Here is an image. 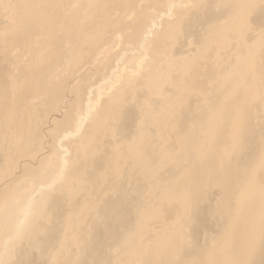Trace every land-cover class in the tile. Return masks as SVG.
<instances>
[{"label": "rangeland", "instance_id": "obj_1", "mask_svg": "<svg viewBox=\"0 0 264 264\" xmlns=\"http://www.w3.org/2000/svg\"><path fill=\"white\" fill-rule=\"evenodd\" d=\"M1 1L2 0H0V13H1V16H0V28H2L3 26H5V25H7V24H12L13 23V21H14V24H10L9 25V27L10 26H12L11 28H13L12 29V31H15V32H8L11 28H6L7 26H5V28H4V30H3V28L2 29H0V32H2V34L0 33V38H1V36H2V38H1V40H0V178L2 179V177L4 176V178L6 177V179H0V242L2 241V243H0V244H3V240H4V238L5 239H7L6 241L8 242V244L10 245V246H8V250L9 249H12L14 246V248L12 249L13 251H17V248L20 246V245H22V246H20L21 248H19L18 249V251L20 252H18L17 251V254L19 253V254H22V255H19V256H21V257H24V255H23V253H21L24 249H26L27 250V248L29 249L30 247L29 246H32V248H34L35 246V248L34 249H32V252H31V249H29L30 250V252L28 253V251L29 250H27V252L26 253H24L25 255H27V254H29V257H28V255L26 256L27 258H28V260H26L24 263L25 264H28V261H29V264L31 263V264H77L78 263V261H79V263L78 264H80L81 262L80 261H82V264H89L88 263V261L89 262H91L90 264H104L105 262V264H141L140 262H143L142 264H149V262H150V264H155L156 262V260H157V264L159 263V261H161L159 258H160V255H162V254H159V255H153V253L151 254V252L149 251V249H148V247L150 246V245H152V244H155V242H156V240H158V239H161V240H163V241H165L166 243H170V242H174L175 240H176V244L181 248V246H182V249L183 250H180V248L178 247V252H177V254H176V256H175V258L176 257H179V255H180V253L181 252H183V253H181L182 255H180V259L178 258H176V263L174 262L175 261V259H174V261L172 260V262H174L175 264H180V262L182 263V264H215V263H217V264H224V263H228L230 260H231V263H233V262H235V263H237V264H254V262H255V264H261V263H258V262H256L255 260H254V262L252 261V259H249V258H247V257H245V255H243L242 253L241 254H239V257H238V251H237V246H238V243H239V241L240 240H242V238L245 236V234H244V232H243V230L244 231H246V229H247V227H248V225L253 221V219H254V221L252 222L253 224L257 221V217H259V215L257 216V212L259 211V210H263L264 208V157L263 156H261V154L263 155L264 154V140L262 139V137L260 136L261 134H259V133H262V136L264 135L263 133H264V128H263V125H264V121L262 122V120L264 119V107H262L264 104V96H262L263 94H262V92L260 91V88H261V86L263 87V89H261V90H263L264 91V84H263V72H264V26H262V23H264V21H262V20H260L261 18L264 20V18H263V16H264V13H262V9H263V11H264V5L262 6L260 3H262V1H264V0H257V2H260L259 4L260 5H258L259 6V8L260 9H257L258 8V6L257 7H254V8H256L257 10L256 11H254L253 9V15L251 14V12H250V10L251 9H249V8H251V4L249 3V0H235V1H232V0H227L226 2H225V0L223 1V0H216V1H218V3H216V1H215V5L216 6H214V0L213 1H210V0H61L60 2H59V7H57V8H52V7H49V8H45V12L46 13H48L49 14V16H50V22H51V24L52 25H50V26H45V27H43L42 28V30L40 31H37L38 33H39V35L38 34H34V35H32L31 37H33V40H34V38H35V40L37 41V42H39L40 41V43H42V44H44V46H45V53L47 54H45L44 52V55L46 56H44L43 54H41V55H39V59H38V56L37 55H35L34 54V51L36 50V48H38V46H36V45H34L33 44V42L34 41H31L30 43H27V41H24V40H26V38H22V36L21 35H19V33H21V32H17V30H18V27H19V25H22V22L25 20V17L28 15H30V12H31V14H34L35 13V11L37 10V9H34V8H40V9H42L43 7L42 6H45V5H47V0H21L22 1V5H21V1L20 0H11V1H9V3L10 4H12V2H13V4L11 5V8H12V10H11V8L9 7L10 5L7 3V1L5 2L4 0V2L2 1V3H1ZM20 1V2H19ZM38 1H41V2H38ZM67 3H66V2ZM71 1V2H70ZM208 1V2H207ZM222 3H220V2ZM223 1V2H222ZM242 1V2H241ZM31 2V3H30ZM43 2V3H42ZM213 2V3H212ZM229 2H232L233 3V5L234 6H236V7H234L233 5H232V3L231 4H229ZM235 2V3H234ZM238 2V6L240 7V8H238V6L237 5H235L236 3ZM245 2V3H244ZM248 2V3H247ZM19 3V4H18ZM27 3V4H26ZM79 3V4H78ZM208 3V4H207ZM241 3V4H240ZM243 3V4H242ZM247 3V4H246ZM26 6H25V5ZM44 4V5H43ZM71 4L73 5V6H71ZM75 4V5H74ZM206 6H205V5ZM210 4V5H209ZM223 4H225L224 5V7H226V8H223L222 7V5ZM240 4V5H239ZM263 4H264V2H263ZM1 5H3V6H1ZM5 5V6H4ZM15 5H17V7L15 6ZM21 5V6H20ZM37 5L39 6V7H37ZM66 5V6H65ZM77 5L79 6V7H77ZM212 5V6H211ZM219 5V6H218ZM227 5H228V7H227ZM229 5L231 6L232 5V7H234V8H238V9H236V11H235V9L234 8H232V10H234L235 11V13L237 12V15L236 14H233V13H230L231 15H229V14H227V12L229 11ZM6 6H8V7H6ZM15 7V9L13 8V7ZM24 6V7H23ZM28 6V7H27ZM41 6V7H40ZM202 6V7H201ZM207 6H210V8L209 7H207ZM215 8H214V7ZM245 6V7H244ZM262 6V7H261ZM3 7H5V8H3ZM19 7V8H18ZM77 7V8H76ZM207 7V8H206ZM217 7H219L218 9H217ZM220 7H222L221 9H220ZM247 7V8H246ZM70 8V9H69ZM74 8V10H72ZM83 10L82 12H84V15L83 16H81V19L80 20H78L79 19V14H76V13H78V11L79 10H81V9ZM198 8H204V9H198ZM208 8H209V10H208ZM214 9L215 11H213V10H211V9ZM245 8V9H244ZM10 9V10H9ZM14 9V10H13ZM21 10V13H19L20 12V10ZM79 9V10H78ZM198 9V10H197ZM224 9H226L225 11H223ZM240 9V10H239ZM1 10H3V11H5V10H9V11H5V13L2 11L1 12ZM18 12H17V11ZM73 11V13H72V11ZM76 10V11H75ZM204 10V11H203ZM208 10V11H210V12H208V16H206L207 15V12L206 11ZM228 10V11H227ZM231 9H230V12L232 11ZM250 13H247L248 14V16H247V14H246V12L247 11ZM251 10V11H252ZM260 10V11H259ZM11 11H13L12 12V14H11ZM27 11V12H26ZM196 11H202L203 13H204V15H205V17H204V15H202L203 13L201 12V14H200V12H197L199 15H196L195 16V14H197L196 13ZM217 11H218V14L221 12V11H223L222 13H220L221 14V17L223 16V17H225V18H222L221 20H219V21H217L218 19H219V15L217 14V16H216V14H215V16L218 18H213V16H214V14L211 16V14L214 12V13H217ZM220 11V12H219ZM227 11V12H226ZM234 11H232V12H234ZM242 11H244V12H242ZM6 12H8V13H6ZM66 12V13H65ZM206 12V13H205ZM212 12V13H211ZM239 12V13H238ZM240 12H242V14L240 15ZM256 12H257V14H256ZM258 12H260V14L258 13ZM29 13V14H28ZM72 13V14H71ZM75 13V14H74ZM182 13V14H181ZM224 13L227 15V16H229L230 18L232 17V19H234V17L235 16H237V17H235L236 19H235V22H234V20H232V19H230V18H227L226 17V15H224ZM256 14V17H255V14ZM3 14V15H2ZM4 14H6V15H4ZM11 14V15H10ZM16 14V15H15ZM19 14V15H18ZM20 14H21V16H20ZM23 14V15H22ZM73 14H74V16L76 15V17H74L73 16ZM156 14V15H155ZM170 14V15H169ZM192 14V15H191ZM193 14H194V16H193ZM223 14V15H222ZM244 14H246L245 16H243ZM26 15V16H25ZM71 15V16H70ZM138 15V16H137ZM173 15V16H172ZM177 15L180 17H177ZM188 15V16H187ZM233 15H234V17H233ZM2 16H3V18H2ZM21 18H20V17ZM27 16V17H28ZM129 16H132V18L130 19V20H127L128 18H129ZM135 16V17H134ZM153 16V18H151ZM157 16V17H156ZM171 16V17H170ZM179 20H177L175 17ZM183 16V17H182ZM201 16H203L204 18H202ZM210 16V18H208ZM219 16V17H218ZM252 16H254V17H252ZM260 16V17H259ZM7 17V18H6ZM11 17H13V18H11ZM17 17V18H16ZM138 17V18H137ZM140 17V18H139ZM154 17H155V19H154ZM186 17H188V18H186ZM194 17V18H193ZM206 17L208 18V20L206 19ZM243 17V18H242ZM244 17H246V18H244ZM259 17V18H258ZM6 18V19H5ZM78 18V19H77ZM120 18H122L121 20H120ZM194 19L195 21H196V23H194V21L193 22H191L192 20L191 19ZM196 18L200 21L201 20V22L199 23V21L198 20H196ZM211 18H213V19H211ZM228 20H227V19ZM251 20H250V19ZM255 18V19H254ZM256 18H258V20H260L261 21V23H259L260 21H257L256 20ZM4 21V22H2V20ZM5 19V20H4ZM16 19V20H15ZM20 19V20H19ZM75 19V20H74ZM138 19H139V21H138ZM142 19V20H141ZM150 19L152 20V21H150ZM181 19V20H180ZM182 19L186 22V23H184V21L182 22ZM188 19H189V21H188ZM203 19V20H202ZM210 19L211 20H213V23H212V21L210 22ZM215 19H217L216 21H215V23H214V20ZM244 19V20H243ZM252 19H254V20H252ZM134 20V21H133ZM144 20H146V21H144ZM207 20V21H206ZM230 20V23L229 22H227V21H229ZM237 20L239 21V22H237ZM248 20H249V22L252 24V26L249 24V22H248ZM11 21V22H10ZM76 21H78V22H80V23H78V22H76ZM125 23H124V22ZM126 21H128V23L126 22ZM131 21H132V23H131ZM137 21V22H136ZM151 22V23H148V22ZM178 21V23L179 24H177L179 27H183V24H185L184 25V27L182 28V29H186L187 28V26H191L190 28H187L186 30H182L181 28H179V27H177V25H176V22ZM205 23H204V22ZM209 21V22H208ZM221 21V22H220ZM241 21H242V23H241ZM252 21V22H251ZM253 21L255 22V23H253ZM258 22V24H257V22ZM6 22H9V23H6ZM72 22V23H71ZM74 22H76L75 24H73ZM115 22V23H114ZM118 22H120V24H118V26L116 25V23H118ZM191 23V25L190 24H188V23ZM216 22H219V23H216ZM228 24H232L233 22H234V24H232V25H228ZM247 24H246V23ZM21 23V24H20ZM113 23V24H112ZM134 23V24H133ZM137 23H139V24H137ZM145 23H147V24H145ZM169 23H170V25H169ZM181 23V24H180ZM183 23V24H182ZM208 23V24H207ZM18 24V25H17ZM115 24V25H114ZM122 24V25H121ZM152 24V25H151ZM165 24V25H164ZM188 24V25H187ZM193 24H194V26H193ZM197 24V25H196ZM206 24H207V27H204V26H206ZM211 24V25H210ZM214 24V25H213ZM216 24H218V25H216ZM235 24H238V25H235ZM241 24V25H240ZM253 24H255V26L253 25ZM256 24L258 25V26H260V29L259 28H255V27H258V26H256ZM3 25V26H2ZM13 25L15 26H17L16 28H14L13 27ZM121 25V26H120ZM125 25V26H124ZM129 25H130V27H129ZM148 25V26H147ZM149 25H150V27H149ZM154 25V26H153ZM174 25V26H173ZM176 25V26H175ZM181 25V26H180ZM200 25V26H199ZM203 25V26H202ZM214 26V27H210V26ZM23 26V25H22ZM113 26L115 27H117L116 29L115 28H113ZM123 26V27H122ZM166 26V27H165ZM197 26H199V27H201V30H200V28H198ZM230 26H235L236 28H238V26H239V28L238 29H236L235 30V27L231 30V28H230ZM119 27V28H118ZM121 27V28H120ZM139 29H138V28ZM144 27V28H143ZM145 27L148 29H145ZM168 27V28H167ZM169 27H172V28H169ZM186 27V28H185ZM192 27L194 28V30H198L197 31V33L200 31L201 33H199L200 35H202V34H204V36H206V37H209V38H207L208 39V41H206V37H204L203 35L202 36H200L199 34H196V32L192 29ZM198 29H197V28ZM209 27V29H207ZM242 27H243V31L245 30L246 32H247V30H248V33H246V32H244L243 33V31H242ZM253 27V28H252ZM48 28V29H47ZM51 28V29H50ZM82 28V29H81ZM126 30H124V29ZM174 28V29H173ZM176 28V29H175ZM203 28L205 29V32H204V30H203ZM214 28V29H213ZM249 28H250V30H249ZM262 28H263V30H262ZM8 29V31L6 32V30ZM16 29V30H15ZM39 29V28H38ZM44 29V30H43ZM121 29L123 30V32L121 31ZM127 29H129V31L127 30ZM166 29V30H165ZM189 29V30H188ZM211 29V30H210ZM216 29V30H215ZM231 31H230V30ZM252 29V30H251ZM256 29V30H255ZM2 30V31H1ZM115 30H118V31H115ZM139 30V31H138ZM146 30H147V32H146ZM175 30V31H174ZM187 30L189 31L188 33H187ZM191 30L192 31H194L195 32V34L193 33V32H191ZM212 30H215V31H212ZM235 30V31H234ZM254 30V31H253ZM56 31V32H55ZM127 32V33H125V32ZM136 31V32H135ZM203 31V32H202ZM206 31H208V33L206 32ZM209 31H211V32H209ZM42 32V33H41ZM52 32H54V33H51ZM82 32H84V34L82 33ZM119 34H117V33ZM130 32V33H129ZM160 32V33H159ZM169 32V33H168ZM171 32V33H170ZM185 32V33H184ZM217 32V33H216ZM240 32H242L241 34H240ZM252 32V33H251ZM257 32V33H256ZM258 32H259V34H258ZM9 33H12V34H9ZM15 33V34H14ZM17 33V34H16ZM42 35H41V34ZM125 33V34H124ZM132 33V34H131ZM152 33V34H151ZM166 33V34H165ZM193 33V35H191V34ZM254 33V34H253ZM256 33V34H255ZM44 34H45V36H44ZM83 34V35H82ZM124 34V35H123ZM144 34V35H143ZM150 34V35H149ZM160 34V35H159ZM178 34V35H177ZM188 34V35H187ZM205 34H207V35H205ZM213 34H215V35H213ZM241 35V38H239L240 37V35ZM243 34V35H242ZM247 34H250V35H247ZM252 34V35H251ZM50 36V37H47V36ZM54 35V36H53ZM77 35V37H75ZM80 35H82V37L80 36ZM121 35V36H120ZM152 35V36H151ZM180 35V36H179ZM187 35V36H186ZM194 35H197V37H201L200 39H202L203 37V39L204 40H199L198 38H196V36L195 37H193ZM217 35V36H216ZM223 35V36H222ZM236 35H238V36H236ZM253 35L254 36H258V39H257V36L255 37V39H254V37H253ZM4 36H6L5 38H3ZM12 36V37H11ZM19 36V37H18ZM39 36L40 37H42V38H39ZM74 36V37H73ZM80 38H79V37ZM129 36V37H128ZM157 36V37H156ZM181 36H183V38L181 37ZM189 36V37H188ZM211 36V37H210ZM213 36H215L216 38H213ZM243 36H244V39H243ZM245 36H247V37H245ZM11 38V41L13 42L12 44H10V38ZM14 37V38H13ZM17 37V38H16ZM21 37V38H20ZM56 37V38H55ZM132 37V38H131ZM187 37V38H186ZM250 37H252V38H250ZM16 38V39H15ZM38 40H37V39ZM45 39V41H43L44 39ZM76 38V39H75ZM77 38H79V40L81 39V41H79ZM83 38L85 39V38H87V39H85V42H84V40H83ZM118 38H120V39H118ZM124 38H126V39H124ZM152 38V39H151ZM177 38H179L178 39V41H180V42H178L176 39ZM191 38V39H190ZM192 38H194L193 40H192ZM212 38V39H211ZM246 38H247V40H246ZM251 39V41H250V39ZM7 39H9V40H7ZM18 39V40H17ZM24 39V40H23ZM40 39V40H39ZM42 39V40H41ZM119 41H118V40ZM131 41H130V40ZM149 39V40H148ZM162 39V40H161ZM185 39H189V43H191L190 44V46H187L189 43L185 40ZM199 41H198V40ZM215 39V40H214ZM235 39V40H234ZM240 39H242V40H240ZM254 39V40H253ZM7 40V41H6ZM14 40H16L15 42L17 43H14ZM47 40V41H46ZM78 40V41H77ZM115 40H117V41H115ZM120 40H123V41H120ZM133 40V41H132ZM135 40V41H134ZM183 40H184V42H183ZM210 40V41H209ZM221 40V41H220ZM240 40V41H239ZM244 40H246V42H247V44H245L246 42H243ZM252 40H253V42H252ZM256 40V41H255ZM4 41H6V42H4ZM21 43H20V42ZM55 41V42H54ZM111 41H113V42H111ZM149 41H150V43H149ZM192 41H193V43H192ZM198 41V42H197ZM200 41H204V43H203V45H204V47L206 48V49H204V47H203V45L201 46L200 44H202V42H200ZM234 41V42H233ZM242 41V42H241ZM251 42V43H249V42ZM255 41V42H254ZM134 42V43H133ZM155 42V43H154ZM182 42V43H181ZM186 42H187V44H186ZM207 42V43H206ZM233 42V43H232ZM236 42H238V43H236ZM258 42H259V44H260V46H261V48H257V47H259L258 45ZM4 43V44H3ZM6 43V44H5ZM18 43H19V45H18ZM80 45H79V44ZM84 43H86L85 45H84ZM112 43V44H111ZM152 43V44H151ZM165 43V44H164ZM180 43H181V45H180ZM198 44L199 45V47H198V45L196 46V44ZM215 43V44H214ZM239 43H241V45L242 46H240V44ZM244 43V44H243ZM254 43H255V45H254ZM15 44V45H14ZM29 44V45H28ZM30 44H32V47H31V45ZM51 44V45H50ZM126 44V45H125ZM162 44H164V45H162ZM182 44H185L184 46L182 45ZM193 44V45H192ZM206 44H207V46H206ZM212 44V45H211ZM239 44V45H238ZM7 45H8V48H7ZM24 45V46H23ZM77 45H78V47H77ZM149 45V46H148ZM179 45L181 46V47H183L182 48V50H183V52H182V54H184L185 53V55H182L181 54V47H179ZM195 45V47L196 48H193V46ZM246 45V47H244ZM249 45H250V47H249ZM256 45H257V47H256ZM3 46H5V47H3ZM14 46V47H13ZM28 46H30L32 49H33V47H34V49L32 50L30 47V49L28 50ZM36 46V47H35ZM48 46V47H47ZM85 48H84V47ZM116 46H118V47H116ZM125 46V47H124ZM150 48V49H147L148 47ZM187 48H186V47ZM212 46V47H211ZM231 46V47H230ZM236 46H238V47H236ZM254 46V47H253ZM13 47V48H12ZM19 47V48H18ZM24 47V48H23ZM83 47V48H82ZM110 49V47H111V49L109 50L108 48ZM116 47V48H115ZM198 47V48H197ZM210 47V48H209ZM240 47V49L238 50L237 48H239ZM242 47H244V48H242ZM247 47H249V48H247ZM256 47V48H255ZM22 48H23V50H22ZM47 48H50V51L52 52H50L49 53V49H47ZM79 48V49H78ZM102 48L105 50V52H104V50H102ZM125 48V49H124ZM200 48H201V50H200ZM229 48V49H228ZM237 50H236V49ZM252 48H254V49H252ZM19 50V52H18V50ZM85 49V50H84ZM128 49V50H127ZM144 49H147V50H144ZM155 49V50H154ZM193 49H194V51H193ZM233 49V50H232ZM242 49V50H241ZM243 49H246L247 51V56H245V51L243 50ZM259 49V51H257ZM9 50V51H8ZM27 50V51H26ZM77 50H78V52L80 53V50H82L81 51V56H80V54L77 52ZM84 50V51H83ZM100 50H101V52H100ZM108 50H109V52H108ZM112 50V52L110 53V51ZM115 50V51H114ZM166 50V51H165ZM196 50H197V52H196ZM202 50H204V51H202ZM206 50H208V51H206ZM234 50H236L237 52H235ZM251 50L254 52L255 50V52H256V54H255V52L253 53H251ZM7 51V52H6ZM22 51H23V53H22ZM30 51V52H29ZM47 51V52H46ZM73 51H74V53H73ZM147 51V52H146ZM170 51V52H169ZM186 51V52H185ZM189 51V52H188ZM198 51L200 52V53H198ZM238 51H242V52H238ZM244 51V52H243ZM248 51H249V53H250V57H249V61L251 62V64L250 65H248L247 67H246V69H245V71H244V73H242L241 74V72L238 74V75H236L235 76V74H233V77H232V75H231V71L230 70H232V73L235 71V69H236V67L234 68V66L233 65H236V66H238V64L240 65V63L246 58V57H248L249 56V54H248ZM263 51V52H262ZM15 52H16V55H15ZM18 52V53H17ZM21 52V53H20ZM84 52V53H83ZM96 52V53H95ZM104 52V53H103ZM145 52H146V54H145ZM162 52V53H161ZM188 52V53H187ZM195 52H196V54H195ZM202 52V53H201ZM214 52V53H213ZM217 52V53H216ZM28 53V54H27ZM49 53V54H48ZM54 53V54H53ZM67 53H70V54H67ZM100 54V56H99V54ZM107 53H110V54H107ZM168 53H169V55H168ZM177 53V54H176ZM204 53V54H203ZM214 55H213V54ZM234 53L235 54H237V55H235L234 56ZM241 53H244V57L242 56L243 54H241ZM258 53V54H257ZM259 53H261V55L259 54ZM7 54V55H6ZM14 54V55H13ZM30 54V55H29ZM31 54H32V56H31ZM63 54V55H62ZM76 54H78V56L76 55ZM83 54V55H82ZM86 54V55H85ZM104 54V55H103ZM107 54V55H106ZM116 54V55H115ZM119 54V55H118ZM165 54V55H164ZM192 54V55H191ZM201 54L203 55V56H201ZM205 54H207V55H205ZM253 54H255L256 56H253ZM6 55V56H5ZM9 55V56H8ZM18 55H19V57H18ZM25 55V56H24ZM28 55V56H27ZM50 55V56H49ZM52 55H53V57H52ZM65 55V56H64ZM103 55V56H102ZM109 55H110V57H109ZM182 55V56H181ZM194 55V56H193ZM205 55V56H204ZM210 55V56H209ZM232 55L234 56V57H232ZM239 55V56H238ZM8 56V57H7ZM11 56V57H10ZM13 56H14V58H13ZM31 58H30V57ZM35 56V57H34ZM48 56V57H47ZM64 56V57H63ZM106 56H108L107 58H105ZM115 56V57H114ZM158 56V57H157ZM195 56H197L196 58H195ZM199 56V57H198ZM220 56L221 57H225L224 59H222V58H220ZM236 56H237V58H236ZM18 57V58H17ZM24 57V58H23ZM37 57V58H36ZM44 59V61L43 62H41L43 59ZM50 57V58H49ZM63 57V58H62ZM75 57H76V59H75ZM96 57V58H95ZM102 57V58H101ZM115 59H114V58ZM147 57V58H146ZM156 57V58H155ZM168 57V58H167ZM193 57V58H192ZM203 57V58H202ZM239 57H240V59H239ZM254 58V60H253V58ZM10 58V59H9ZM16 58V59H15ZM23 58V59H22ZM29 58V59H28ZM35 58V59H34ZM52 58V59H51ZM72 58H74L73 60H72ZM82 58V59H81ZM109 58V59H108ZM116 58H117V60H116ZM146 58V59H145ZM161 58V59H160ZM163 58V59H162ZM188 58H190V59H188ZM200 59V60H195V59ZM230 60H229V59ZM11 59H13V60H20V62H22L23 63V65H21L22 63H20V64H18L17 63V61H14L13 62V60H11ZM37 59V60H36ZM103 59L104 60H106V62L104 63V61H103ZM114 61H113V60ZM156 61V62H154V60ZM194 59V60H193ZM205 59V60H204ZM219 59V60H218ZM222 59V60H221ZM232 59V60H231ZM237 59V60H236ZM258 59H260V60H258ZM261 59H262V61H261ZM33 60V61H32ZM72 60V61H71ZM81 60V61H80ZM98 60V62H96ZM101 60V61H100ZM142 60H145L144 61V63H143V66L145 67L146 66V68L145 69H143V70H141V69H139L138 68V71H139V75L138 74H136L138 71H136V68H137V61H142ZM147 60V61H146ZM151 60V63H148V64H151V67L147 64V62H149ZM221 60V61H220ZM228 60V61H227ZM233 60H236V62L237 63H235V62H233ZM252 60V61H251ZM256 60H258V61H256ZM27 61V62H26ZM35 61V62H34ZM48 61V62H47ZM74 61V62H73ZM94 61V63L95 64H93V63H91V62H93ZM100 61V62H99ZM112 63H111V62ZM153 61V62H152ZM187 61H189V62H187ZM192 61H194V62H192ZM201 61V62H200ZM218 61V62H217ZM224 61H226V62H228L227 64L229 65V67H228V65L226 64V62H224ZM230 61H231V63H230ZM260 61H261V63H260ZM29 62V63H28ZM45 62V63H44ZM72 62V63H71ZM83 62V63H82ZM101 62H103V64H101ZM136 62V63H135ZM158 62H159V64H158ZM224 62V63H223ZM239 62V63H238ZM24 63L26 64V65H24ZM28 63V64H27ZM41 63H42V65H41ZM57 63V64H56ZM81 64V66H80V64ZM100 63V64H99ZM108 63H110V64H108ZM147 65H146V64ZM171 63V64H170ZM191 63V64H190ZM194 63V64H193ZM196 63H197V65H196ZM217 63V64H216ZM221 63V64H220ZM233 63H235V64H233ZM252 63H255V64H258V65H254V64H252ZM260 63V64H259ZM7 64H11L10 66L9 65H7ZM12 64H13V67H12ZM37 64V65H36ZM45 64V65H44ZM76 66H75V65ZM96 64H97V66H96ZM145 64V65H144ZM218 64H219V66H218ZM224 64H226V66H227V68H225L226 66H224ZM232 64V65H231ZM28 65H30V67L28 66ZM39 65V66H38ZM41 65V66H40ZM63 65V67H61ZM69 65H71V66H69ZM73 65L75 66V67H73ZM95 65V66H94ZM158 65V66H157ZM188 65V66H187ZM193 65H194V67H193ZM223 65V66H222ZM38 68H37V67ZM55 66V67H54ZM67 66H69V67H67ZM79 66V67H78ZM154 66H156L157 68L155 69V68H153ZM191 66V67H190ZM203 66H204V68H203ZM220 66H221V68L222 67H224L223 68V70L220 68ZM233 66V68L231 69V67ZM252 66V67H251ZM254 66V67H253ZM26 67V68H25ZM30 69H29V68ZM32 67V68H31ZM36 69H35V68ZM73 69H71V68ZM76 67L78 68L77 70H76ZM90 67V68H89ZM129 68V70L128 69H126V70H128L127 72H125L126 74L128 73V72H132V70H131V68L133 69V71H136V73H135V75L137 76V77H135V76H133V77H128V74L126 75H124V77H126L127 79L125 80V81H123L122 82V85L120 86H118V88H116V89H119V87H120V91L118 90H116L117 92L115 93V92H113V95L112 96H110V97H108V96H103V98H102V100H104L105 99V101H100V103H98L97 101H98V96H96V95H98V93H99V91L101 90V89H105V88H109V85L108 84H112L113 82H115V80H116V78L115 77H117L119 74H122L121 72V70H124V68ZM189 67V68H188ZM210 67H211V69H210ZM213 67H214V69H215V71H214V69H213ZM216 67H218V70H217V68ZM251 67V68H250ZM255 67H257L256 69H254ZM260 67H262V69H260ZM11 68H12V70H11ZM34 68V69H33ZM58 68V69H57ZM64 68H66V69H64ZM68 68H70L69 70H72V71H69L68 70ZM75 68V69H74ZM111 68V69H110ZM151 68H153L152 70H151ZM205 68H207L205 71H204V69ZM230 70H229V69ZM248 68V69H247ZM253 68V69H252ZM10 69V70H9ZM54 69V70H53ZM60 69H62L61 71H60ZM149 69L151 70V71H149ZM161 69V70H160ZM164 69V70H163ZM169 70V72H170V74H169V72L167 73L166 72V70ZM187 69H191V73L189 72V70H187ZM200 69V70H199ZM224 69H228L229 70V72L228 71H226V75H224L225 74V70ZM252 69V71L250 72L251 73V75L248 73V75H244V74H246L247 72H249L250 70ZM108 70V71H107ZM116 70V71H115ZM155 70V71H154ZM167 70V71H168ZM210 70V71H209ZM247 70H249V71H247ZM253 70H254V72H253ZM76 71V72H75ZM104 71V72H103ZM160 71V72H159ZM181 71V72H180ZM209 71V72H208ZM221 71H224L223 73L221 72V74H223V76L220 74V72ZM255 71H256V73H255ZM8 72V73H7ZM10 72V73H9ZM58 72V74H55V73H57ZM71 72V73H70ZM73 72V73H72ZM102 72V73H101ZM112 72H114L115 74L112 76ZM143 72V73H142ZM150 72H153V73H150ZM161 72H163V73H161ZM165 72V73H164ZM185 72H186V74H185ZM188 72H189V75H188ZM192 72H196V73H192ZM217 72V73H216ZM219 72V73H218ZM246 72V73H245ZM90 73V74H89ZM110 73V74H109ZM147 73H148V75H147ZM258 73V74H257ZM9 74V75H8ZM109 74V75H108ZM152 74V75H151ZM165 74V75H164ZM184 74V75H183ZM212 74V75H211ZM216 74H217V77H216ZM218 74H219V76H218ZM231 75L230 77H228L227 75ZM261 74V75H260ZM144 75V76H143ZM151 75V76H150ZM164 75V76H163ZM169 75V76H168ZM182 75V76H181ZM204 75V76H203ZM215 75V77H213ZM256 75H258V76H256ZM87 76V77H86ZM141 76V77H140ZM143 76V77H142ZM166 76V77H165ZM178 76V77H177ZM184 76H186L185 78H184ZM187 76H190V78L189 77H187ZM209 76H210V78H209ZM220 76H222L221 78H220ZM228 78H227V77ZM242 76H244L243 78H242ZM248 76H251L250 78L248 77ZM18 77V78H17ZM20 77V78H19ZM21 77H22V79H21ZM109 77H111V78H109ZM114 77V78H113ZM151 77V78H150ZM154 77V78H153ZM159 77V78H158ZM227 78L226 80L224 79V78ZM236 77H238V78H236ZM248 77V78H247ZM257 77V78H256ZM14 78V79H13ZM81 78H83L82 80H81ZM129 78V79H128ZM133 80H132V79ZM138 79V80H136V79ZM144 80H143V79ZM161 78H163V79H161ZM164 78H166V79H164ZM177 78V79H176ZM181 78L183 79V80H181ZM188 78V79H187ZM216 78V79H215ZM235 78V79H234ZM242 78V79H241ZM259 78V80H257ZM13 79V80H12ZM16 79V80H15ZM17 79H19V81L17 80ZM111 81H110V80ZM115 79V80H114ZM142 79V80H141ZM169 79H170V82L171 83H169L168 81H169ZM215 79V80H214ZM221 79L222 80H225V81H221ZM234 79V80H233ZM237 79V80H236ZM238 79H240V80H245L246 81V84L244 83V81L242 82V81H240V80H238ZM17 81V82H13L12 83V81ZM20 80H21V82H20ZM23 80V81H22ZM28 80V81H27ZM146 80V81H145ZM152 80H154V81H152ZM164 80H166V81H164ZM181 80V81H180ZM190 80V81H189ZM210 80V81H209ZM211 80H213L212 82L214 83H212L211 82ZM219 80H220V82H219ZM230 81L231 80V82H235V80H236V82L233 84V83H231L230 85L229 84H227V83H229V82H226V81ZM233 80V81H232ZM247 80H253V81H247ZM10 81V82H9ZM28 82V84H27V82ZM126 81H127V83H126ZM142 81V82H141ZM162 81V82H161ZM177 81V82H176ZM239 81V82H238ZM258 82V81H260L261 82V84L259 85L258 83H256V82ZM19 82H20V85H19ZM23 82V83H22ZM26 82V83H25ZM110 82V83H109ZM145 82V83H144ZM165 82V83H164ZM181 82H183V84L181 83ZM184 82H185V84L186 85H188V86H191V87H188V88H186L187 86H184L185 84H184ZM208 82H209V84H208ZM216 82H217V84H216ZM223 82V83H222ZM10 83V84H9ZM18 83V84H17ZM126 83V84H125ZM140 83V84H139ZM145 85H144V84ZM157 83H159V85L157 84ZM161 83V84H160ZM173 83H174V85H173ZM175 83H178L179 85H181V88L179 87V85H176ZM181 83V84H180ZM220 85H219V84ZM236 83H237V86H236ZM252 83H254V85L252 84ZM255 83L256 84H258V85H255ZM11 84H13L14 86H11ZM21 84H23V86H21ZM25 84V85H24ZM117 84H118V82H117ZM135 84H136V86H135ZM151 84V86H149V85ZM155 84V85H154ZM168 84V85H167ZM170 84H172V85H170ZM213 85V87L212 88H209L211 85ZM216 84V85H215ZM227 84V85H226ZM234 86H233V85ZM243 84H245L246 86L245 87H243L244 85ZM17 85H19V86H17ZM114 85H116V83H114ZM139 85V86H138ZM210 85V86H209ZM218 85V87L220 86H224L223 88H225L223 91L225 92V94H224V92L222 91L221 92V90L223 89V88H218V87H216ZM229 85V86H228ZM232 85V86H231ZM241 85H243V86H241ZM251 85V86H250ZM113 86V85H112ZM170 86V87H169ZM226 86V87H225ZM242 87V88H239V87ZM256 86V87H255ZM257 86H259V87H257ZM12 87V88H11ZM13 87H15L14 89L15 90H13ZM18 88V90H16L17 88ZM20 87V88H19ZM124 87V88H123ZM182 87H183V89H182ZM229 87H231V88H229V90H227ZM247 87H249V89H246ZM99 88V89H98ZM128 88V90H126ZM138 88H139V90H138ZM170 88V89H169ZM190 88V89H189ZM215 88H217V89H215ZM12 89V90H11ZM20 89V90H19ZM163 90V92H162V90ZM171 89H172V91H171ZM174 89H176V95H175V93H174ZM186 89V90H185ZM188 89H189V91H188ZM212 89V90H211ZM221 89V90H220ZM231 89V90H230ZM259 89V90H258ZM95 90V91H94ZM97 90V91H96ZM141 90V91H140ZM144 90V92H142ZM148 92H147V91ZM171 91V93H170V91ZM183 90V91H182ZM193 90V91H192ZM197 90V91H196ZM199 90V91H198ZM201 90V91H200ZM211 90V91H210ZM235 90H237V91H235ZM248 90H251V91H248ZM15 91H17L16 93H15ZM75 91V92H74ZM129 93V94H126L127 92ZM140 91V92H139ZM199 92V93H197L196 94V92ZM209 91V92H208ZM215 91V92H214ZM218 91V92H217ZM234 91V92H233ZM240 92V93H236V92ZM254 91H255V93H254ZM78 92V94H75V93H77ZM92 92V93H91ZM123 92V93H122ZM173 92V93H172ZM178 92V93H177ZM227 92V93H226ZM232 92V93H231ZM260 93L261 92V96L263 97V99H262V97H260V95H258V93ZM87 93V94H86ZM93 93H94V95H93ZM195 93V94H194ZM201 93H202V95L204 94V97L201 95ZM205 93H206V95H205ZM214 93H217V94H214ZM219 93H223L222 95L221 94H219ZM234 93H235V95H234ZM251 93V94H250ZM253 93V94H252ZM73 94H75L74 96H73ZM142 94V95H141ZM145 96H144V95ZM174 94V95H173ZM211 94H212V96H213V100H214V104H213V102H211L212 101V97H210L211 96ZM243 94H247V96L249 95V97H247L246 95H245V97H244V95ZM139 95V96H138ZM172 95H173V97H172ZM201 95V96H200ZM208 95H210V96H208ZM216 95H218V96H222L220 99L218 98L217 100H215L216 98H215V96ZM232 95V96H231ZM243 95V97H244V99H243V97H242V99H241V96ZM254 95H256V96H254ZM76 96V97H75ZM97 98H96V97ZM116 96V97H115ZM138 96V97H137ZM142 96V97H141ZM151 96V97H150ZM172 98H171V97ZM176 96V97H175ZM179 98H178V97ZM218 96H216V97H218ZM224 96V97H223ZM226 96H228V97H226ZM238 96H240V97H238ZM258 96V97H257ZM87 97H89V98H87ZM93 97V98H92ZM115 97V98H114ZM123 97V98H122ZM145 97H147V98H145ZM154 97H155V100H153L154 99ZM185 97V98H184ZM203 97V98H202ZM209 97V99H211V101H210V104H213L212 105V108L210 109V105H209V99L208 100H205V99H207ZM253 97H255L254 99H256V102L259 100V102H261V103H256L255 102V100L253 99ZM96 98V99H95ZM139 98V99H138ZM145 100H144V99ZM153 98V99H152ZM159 98H161V99H159ZM173 98H175V99H173ZM182 98H183V101H182ZM187 98V99H186ZM199 98V99H198ZM228 98V100H226ZM230 98H233V100L231 99V101H230ZM237 98V99H236ZM246 98V99H245ZM247 98H249V99H247ZM257 98H259V99H257ZM85 99H86V101H85ZM126 99V100H125ZM177 99V100H176ZM186 101H185V100ZM191 99V101H189ZM197 100V101H195V102H197V103H195L194 104V102H192V101H194V100ZM222 99V100H221ZM225 99V100H224ZM238 100V102L236 101V100ZM79 100V101H78ZM88 100V101H87ZM92 100H94V101H92ZM97 100V101H96ZM106 100H107V102H106ZM129 100V101H128ZM142 102H141V101ZM156 100H159L158 102H160V104L159 105H157V101ZM175 100V101H174ZM182 102H181V101ZM188 100V101H187ZM202 100V101H201ZM219 100V101H218ZM220 100L223 102V103H225V102H227V105H225L226 107H225V109H223L224 108V104L222 103L221 104V102H220ZM240 100V101H239ZM242 100H243V102L245 103H247V102H251L250 104H248V105H246V104H244L243 102H242ZM90 101V102H89ZM150 101L151 102H153V104L152 105H155L154 104V102L156 103V107L155 106H152V105H150L149 103H150ZM178 101H179V103H178ZM203 102V101H205L206 103H200V102ZM216 101V102H215ZM233 101V102H232ZM86 102H87V104H86ZM102 102V103H101ZM114 102V104H112ZM169 104H168V103ZM178 103L175 107H173L172 105L173 104H176V103ZM180 102L181 103H187V105H189V103H192L191 104V107H190V105L189 106H183V104H181V105H179L180 104ZM217 102L219 103L218 105H216L217 104ZM239 102H241V104H237V103H239ZM254 102V103H253ZM86 104V105H83V104ZM100 104V105H98V104ZM103 103H105V105H104V107L102 106L103 105ZM107 103V104H106ZM116 103V104H115ZM165 103H167V104H165ZM237 104V106H236V104ZM97 106H95V105ZM102 104V105H101ZM122 104V105H121ZM184 104V105H185ZM200 104V106H198ZM204 104H206L205 106H204ZM230 104V105H229ZM263 104V105H262ZM94 105V106H93ZM114 106V108H113V106ZM126 105V106H125ZM130 105V106H129ZM149 105V106H148ZM161 105V106H160ZM164 105V106H163ZM169 105V106H168ZM208 105H209V108H208ZM214 105H216V106H214ZM219 105H222V106H219ZM235 106V108H234V106ZM243 105H244V107H243ZM262 105V106H261ZM82 106V107H81ZM86 106V109L84 108V107ZM89 106V107H88ZM112 106V107H111ZM116 106V107H115ZM118 106V107H117ZM129 106V107H128ZM133 106V107H132ZM146 108H145V107ZM178 106V107H177ZM182 106H183V110H182ZM196 106H198L199 107V109L197 110V109H195L196 108ZM201 106H204L203 108L201 107ZM216 108V110H215V108ZM231 106V107H230ZM238 106H241V108L243 109H241L240 107H238ZM84 109V112L85 111H88V112H90V115H89V113L88 112H85V113H83L82 112V109ZM159 107H162V109L161 108H159ZM173 107V108H172ZM188 107V109L191 111H189L188 109H187V111H189L190 113H192V114H194L195 113V116H197L198 118H196L195 116H193L192 114H190L186 119L184 118V117H186V113L185 112H187L186 111V108ZM190 107V108H189ZM197 107V108H198ZM201 107V108H200ZM205 107H206V109H205ZM218 107H220V108H218ZM222 107V108H221ZM230 107V108H229ZM91 109V111L90 110H88V109ZM92 108H94V109H92ZM97 108V109H96ZM99 108H101V109H99ZM105 108V109H104ZM113 109V112H112V110H109V109ZM154 108V109H153ZM164 108H166V109H164ZM177 109V111L176 110H174V109ZM208 108V109H207ZM238 108V109H237ZM261 108V109H260ZM80 109V112H81V115L80 114H78V113H80L79 111L77 112V114L75 113V111H77V110H79ZM103 109V110H102ZM109 110L110 112H108V111H106V110ZM115 109V110H114ZM124 109V110H123ZM138 109V110H137ZM146 109V111L148 112V114H150L148 117H147V114H146V111H144ZM157 109H158V111H159V114H158V111H157ZM160 109V110H159ZM181 109V110H180ZM202 109V110H201ZM224 110V111H222V110ZM229 110V112H227V111H225V110ZM232 109V110H231ZM239 109H241V110H239ZM247 109V110H246ZM94 110V111H93ZM101 112H100V111ZM125 110H126V112H125ZM128 110H129V115H128ZM162 110H163V114L161 113L162 112ZM165 110V111H164ZM170 110H171V113H170ZM205 110V111H204ZM218 110V111H217ZM233 110H235V112L233 111ZM245 110H246V113H244L245 112ZM256 110V111H255ZM98 111V112H97ZM105 111V112H104ZM123 111H124V115L122 114L123 113ZM131 111V112H130ZM133 111V112H132ZM138 111V112H137ZM176 113H175V112ZM182 111V112H181ZM184 111V112H183ZM200 111V112H199ZM201 111H204V113L203 112H201ZM211 111V112H210ZM214 111V112H213ZM230 111L232 112V113H230ZM248 111V112H247ZM73 112V113H72ZM93 112H95V113H93ZM104 112V114H102ZM107 112V113H106ZM142 112V113H141ZM144 112H145V114L146 115H144ZM154 112V113H153ZM157 112V116L155 115V113ZM178 112V113H177ZM208 112H210V114H208L207 115V113ZM242 112V113H241ZM260 114H259V113ZM83 113V114H82ZM87 113H88V115H87ZM101 113V114H100ZM110 113V114H109ZM131 113V114H130ZM137 113H139V114H137ZM168 113H170V114H168ZM175 113V114H174ZM182 113V114H181ZM206 113V114H205ZM214 114V116H213V114ZM217 113V114H216ZM225 113H226V116H225ZM229 115H228V114ZM75 114V116H73ZM94 114V115H93ZM100 114V115H99ZM105 114H107V115H105ZM121 114H122V117H124V118H122L121 117ZM174 114V115H173ZM179 114H180V116H179ZM183 114H184V117H183V120H181L180 118L178 119L177 118V115L179 116V117H181V116H183ZM198 114V115H197ZM201 114H204V115H206V117L203 115H201ZM216 114V115H215ZM223 114V115H222ZM234 114H236V115H238L237 117H235L236 115H234ZM243 114V115H242ZM77 115V116H76ZM83 115H87L86 117H87V119H89L88 121H87V119H86V117H84ZM98 115V116H97ZM102 115V116H101ZM105 116V118H104V116ZM112 115V116H111ZM120 115V116H119ZM125 115H126V117H125ZM130 115H132V117L133 118H131V117H129ZM143 115H144V117H143ZM166 115V116H165ZM168 115V116H167ZM171 115V116H170ZM176 115V116H175ZM187 115H188V112H187ZM199 115H200V117L202 116V121L204 122H201V118L199 117ZM222 115V116H221ZM244 115H246V116H244ZM71 116H73L71 119H76L77 121H75L74 119V121L76 122V124H77V126L79 127V124H82L83 122V127L81 128L80 127V130L78 129V127L76 126V124H75V122L72 120L71 121V119H68V118H70ZM83 116V118H81ZM91 116H93V117H91ZM111 116V117H110ZM115 116V117H114ZM128 116V117H127ZM151 116V117H150ZM162 117V116H164V117H162L161 119L159 118V117ZM174 116V117H173ZM212 116V117H211ZM216 116H217V118H216ZM228 116H230V117H232L231 118V121H233L234 120V122H236V123H230L231 121L229 120V118H228ZM117 117V118H116ZM145 117H147V118H145ZM153 117V118H152ZM158 117V118H157ZM168 119H167V118ZM170 117V118H169ZM171 117H173V120L171 119ZM195 117V121H194V119H193V121H192V119L190 120V118H194ZM205 117V118H204ZM215 117V118H214ZM225 117V118H224ZM240 117H242V118H245V119H243V120H246V121H243V120H241L240 121ZM261 117V118H260ZM78 118H81L82 120H79ZM91 118V119H90ZM114 118V119H113ZM125 118H126V120H128V121H125ZM131 118V119H130ZM144 118V119H143ZM150 118H152V119H150ZM200 118V120H198ZM206 118H209V119H207L206 120ZM213 118V119H212ZM220 118H222V120L220 119ZM224 118V119H223ZM241 118V119H242ZM263 118V119H262ZM67 119V120H66ZM83 119H86V121H84ZM100 119V120H99ZM143 119V120H142ZM160 119V120H159ZM227 119H228V121H227ZM238 119V120H237ZM71 122H70V121ZM96 120H97V122H96ZM102 120V121H101ZM105 120V121H104ZM125 122H124V121ZM134 122V121H136V126H135V124H133L132 123V121ZM156 120H159V121H157V123H156ZM171 120V121H170ZM176 120H177V122H176ZM179 120V121H178ZM181 120V121H180ZM184 120H189L188 122V126H187V122H185ZM198 120V121H197ZM220 120V121H219ZM78 121H79V123H78ZM80 121H82V122H80ZM90 121V122H89ZM154 121V122H153ZM162 121V122H161ZM166 121V122H165ZM169 121V122H168ZM190 121H192L191 123H190ZM206 121V122H205ZM211 121H212V123L213 124H211ZM216 121V122H215ZM222 121V122H221ZM226 121V122H225ZM239 123H241V124H239ZM68 122H70V123H68ZM73 122V123H72ZM86 122H88V123H86ZM95 122V123H94ZM122 122H124V123H128L127 125H125V124H123ZM138 122V123H137ZM142 122V123H141ZM170 122L173 124V122H174V124L172 125V124H170ZM181 122V123H180ZM185 122V123H184ZM197 122H201V123H203V124H199L198 125V123ZM249 124H248V123ZM260 122H262V124H260ZM68 123V124H67ZM72 123V125H70ZM98 123V124H97ZM110 123V124H109ZM140 123V124H139ZM154 123V124H153ZM167 123H169V124H167ZM179 123V124H178ZM193 123V125H189V124H192ZM226 123V124H225ZM228 123H230V125H229V127H228ZM242 123H243V126H242ZM245 123H247L246 125H245ZM75 124V125H74ZM89 126H88V125ZM92 126H91V125ZM115 124H116V126H115ZM133 124V125H132ZM143 124V125H142ZM158 124V125H157ZM159 124H161V125H159ZM164 124V125H163ZM166 124H167V126H166ZM178 124V126L180 125V124H184V125H182V127H181V125L178 127V126H176ZM222 124V125H221ZM233 124H235L234 126H236L237 127V130H236V127L234 128V126H233ZM239 124V125H238ZM259 124V125H258ZM67 125H70L71 127L73 126V128H71L70 126V130H69V132H68V130L67 129H69V127H67ZM96 125V126H95ZM129 125H132L133 127H130ZM138 125H141V126H143V127H141V126H139L138 127ZM152 127H151V126ZM170 125H172V126H170ZM206 125V126H205ZM211 125V126H210ZM216 125H217V129H219L220 127V129H219V131L218 130H216ZM223 125H224V127H223ZM238 125V126H237ZM249 125H250V127H252V128H250V129H247V128H249ZM255 125V126H254ZM5 126V127H4ZM105 126V127H104ZM126 126V127H125ZM135 126V127H134ZM149 126V127H148ZM154 126V127H153ZM157 126H158V128H157ZM160 126V127H159ZM175 126H176V128H175ZM183 126H184V128H183ZM208 126V127H207ZM239 126H241V127H243V129L241 128V127H239ZM246 126V127H245ZM248 126V127H247ZM257 126H259V127H257ZM262 128H261V127ZM57 127V128H56ZM60 127V128H59ZM75 127H77V129H75ZM85 127V129H83ZM99 127V128H98ZM129 127V131H131L132 132V134L134 135V136H132V134H130L129 132H128V130H125V128H128ZM137 127H138V129H137ZM148 127V130H146V128ZM151 127V128H150ZM162 127L164 128L165 127V129H162ZM185 127H190V129L192 130V132H190L191 130L190 129H188V128H185ZM193 127H195V129L193 128ZM198 127V128H197ZM200 127V128H199ZM219 127V128H218ZM224 129H223V128ZM233 127V128H232ZM241 128V130L239 129V128ZM257 127V128H256ZM58 128L60 129V131L58 130ZM62 128V129H61ZM65 128V130H63ZM89 128V129H88ZM116 128V129H115ZM130 128H132V130L134 131H132V130H130ZM143 130H142V129ZM171 128V129H170ZM181 128V129H180ZM196 128L198 129V130H196ZM207 128L208 129H210V128H213V130H212V132H213V135H211V138H214L213 140L211 139V145H210V143L208 142V140H206L207 138H209V137H207V135L206 134H204V133H206L205 131L207 130ZM228 128V129H227ZM229 128L231 129V130H229ZM245 128H246V131H245ZM74 129V130H73ZM90 129H92V130H94L93 132H92V130L90 131ZM99 129V130H98ZM105 129V130H104ZM155 129V130H154ZM158 129V130H157ZM168 129V130H167ZM175 129V131L176 132H174L173 130ZM182 129H186V130H184V131H182ZM193 129L196 131V132H198L197 134H196V132L195 131H193ZM203 129V131H201ZM206 129V130H205ZM253 129H257L256 131L257 132H254L253 131ZM55 130V131H54ZM62 130V131H61ZM66 130H67V132H68V134H67V132H66ZM85 130V131H84ZM103 130V131H102ZM146 130V131H145ZM162 130H164L163 131V134L161 133L162 132ZM177 130H181L182 131V133H180L181 131H177ZM188 130H190L189 132H188ZM216 132H215V131ZM222 130H224V131H222ZM232 130H235V132L234 131H232ZM249 130H250V132H249ZM64 131H65V133H64ZM73 131H75L76 133H74ZM78 131H80V132H78ZM90 131V132H89ZM138 132V134H137V132ZM143 131H145V132H143ZM152 131V132H151ZM160 131V132H159ZM169 131V132H168ZM199 131H201L200 133H199ZM222 131V132H221ZM232 132V134H231V132ZM237 131H239V132H237ZM244 131V132H243ZM251 131H253V132H251ZM12 132L14 133L13 135H14V137H16V139L14 138V137H12L13 135H12ZM61 132V133H60ZM64 133V136L62 135L63 133ZM71 132H73V135H72V133ZM139 132L141 133V135L139 134ZM147 132V133H146ZM151 132V133H150ZM168 133V134H166V133ZM170 132H173V133H171L170 134ZM186 132H188L190 135H191V137L189 136V134L188 133H186ZM229 132V133H228ZM235 134H234V133ZM242 132V133H241ZM249 132V133H248ZM259 132V133H258ZM61 135H60V134ZM80 133H81V136H80ZM87 133V134H86ZM121 135H120V134ZM143 133V134H142ZM148 133H149V135H148ZM154 133V134H153ZM157 133H159L158 135H157ZM177 133H179L180 135H182L183 134V136H178V134ZM186 133V134H185ZM202 133V135H199V134H201ZM218 133V134H217ZM221 133V134H220ZM239 133H241V134H239ZM250 133H252V134H254V135H256L255 136V138L256 139H254V135H252V134H250ZM259 135H258V134ZM6 134H8V135H6ZM57 134V135H56ZM67 134V135H66ZM78 134V135H77ZM83 134V135H82ZM89 134V135H88ZM130 134V135H129ZM151 134H153L152 136H151ZM165 134V135H164ZM175 134H176V136H175ZM188 134V135H187ZM193 134H194V137H193ZM228 135L227 136V138H226V136L225 135ZM243 134V135H242ZM244 134H247V135H244ZM250 136H249V135ZM16 135H18V136H16ZM69 135H71L72 137H70ZM86 135H88V136H86ZM102 135V136H101ZM142 135H143V137H142ZM156 135V136H155ZM167 135V136H166ZM168 135H169V138H168ZM186 135H187V137L188 138H186ZM197 137H196V136ZM219 135H221L220 136V138H219ZM243 137H242V136ZM58 136H59V138H58ZM77 136H79L78 137V139H76L77 138ZM114 138H113V137ZM139 136H140V139H139ZM150 136L152 137V138H150ZM160 136V137H159ZM177 137V138H175L176 140H174L173 138L174 137ZM217 136H218V138H217ZM222 136H224L223 137V139H222V141H224V143H222V141L221 140H219V139H221L222 138ZM247 136H249V138L247 137ZM260 136V137H259ZM67 139H66V138ZM102 137V138H101ZM106 137V138H105ZM128 137H130V139L128 138ZM142 137V138H141ZM156 137V138H155ZM173 137V138H172ZM180 137V138H179ZM181 137H184V139L183 138H181ZM189 137H190V139H192V138H194V139H192L193 140V143H194V145H193V143H192V141L190 142V139H189ZM199 137V140L197 139ZM203 137H206V138H203ZM241 137V138H240ZM246 137V138H245ZM264 137V136H263ZM111 140H110V139ZM146 138H148V140L146 139ZM159 138V139H158ZM160 138H162V139H164V140H162V139H160ZM165 138H168V139H165ZM202 138V140L200 141V139ZM235 138H237V139H235ZM243 138H245L246 139V141H243L242 139ZM252 138V139H251ZM59 139V140H58ZM65 139V140H64ZM89 139V140H88ZM92 139H94V140H92ZM118 139V140H117ZM135 139V140H134ZM137 139H139V140H137ZM143 139H145L146 141V143H148L150 146V148L149 147H147L148 146V144H146L144 141H143ZM152 139V140H151ZM156 139H157V142H155L156 141ZM170 139L172 140V141H170ZM181 139V140H180ZM187 139V140H186ZM188 139H189V141H188ZM200 142H196L197 140ZM239 139V140H238ZM244 139V140H245ZM251 139V140H250ZM255 141H254V140ZM257 139H259V140H257ZM14 140V141H13ZM17 140H18V142H17ZM29 141V143H28V141ZM58 140V141H57ZM76 140V141H75ZM80 140H81V142H80ZM101 140V141H100ZM131 140V141H130ZM149 140H150V142H153V140H154V142H155V144H150V142H149ZM167 140V141H166ZM174 140V141H173ZM187 141V144H185L186 142H183V141ZM206 140V141H205ZM216 140H218V141H216ZM228 140V141H227ZM232 140V141H231ZM236 140H237V142H236ZM240 140H242L241 142H240ZM253 140V141H252ZM261 140H263V141H261ZM16 141V142H15ZM27 141V142H26ZM66 141V142H65ZM75 141V142H74ZM77 141H79V142H77ZM121 141V142H120ZM132 141H134V144H133V142ZM143 141V144H141L140 142H142ZM159 141V142H158ZM163 141H165L164 143H163ZM175 141H177V143L175 142ZM202 141H204L203 142V145H202ZM235 141V142H234ZM253 143H252V142ZM256 141H258L257 142V144H258V148L260 147V143L262 142V146L258 149L256 146H257V144L256 145H254V147L255 148H253L252 147V145L253 144H255V142ZM259 141H261V142H259ZM153 142V143H154ZM171 142V143H170ZM181 142V143H180ZM182 142L184 143V145L182 144ZM218 142H219V144L221 145H225V146H227V145H229V150H228V147H223L222 148V145L220 146V150L218 149L219 148V145L217 146L216 144H218ZM239 142V143H238ZM243 142H247V145L250 147V150L251 151H254L255 149H257L258 151H260L261 149L263 150V152H262V150L260 151V153H257L256 151H254V152H252L251 153V151H250V153H247L246 154V152H248L249 151V148H248V146L246 145V143H243ZM63 143H65V144H63ZM73 143V144H72ZM92 143V144H91ZM138 143V144H137ZM145 143V144H144ZM156 143H160L159 145L158 144H156ZM163 143V144H162ZM177 145H175V144ZM188 143H189V145H188ZM196 143H198V144H200L199 146H197V144ZM209 143V144H208ZM214 143V144H213ZM252 143V144H251ZM35 144V145H34ZM66 144L68 145V147L66 146ZM76 144V145H75ZM132 144V145H131ZM141 144V145H140ZM169 144V145H168ZM174 144V145H173ZM204 144H208V146H206V145H204ZM232 144H235V145H233V146H236L235 148L234 147H232L231 145ZM238 144H239V146H238ZM241 144H243V145H241ZM5 145V146H4ZM7 145V146H6ZM29 145V146H28ZM56 145V146H55ZM64 145V146H63ZM80 145V146H79ZM96 145V146H95ZM114 145V146H113ZM124 145V146H123ZM152 145H153V147H152ZM155 145V146H154ZM160 147H158V146ZM181 145H183V146H181ZM190 145H192V146H190ZM213 145V147H211L210 148V146H212ZM246 145V146H245ZM251 145V146H250ZM8 146H9V148H8ZM20 146V147H19ZM34 146V147H33ZM39 146V147H38ZM66 146V147H65ZM70 146V147H69ZM109 146V147H108ZM130 146H132V147H130ZM135 146H137V148H135ZM140 146V147H139ZM144 146H145V148L147 147V148H149V150H145L144 149ZM162 146V147H161ZM163 146H164V149H163ZM172 147L171 149L170 148H168L167 149V147ZM201 146V148L199 149V147ZM217 146V147H216ZM242 146H244V147H242ZM13 147H14V150H13ZM42 149H41V148ZM56 147V148H55ZM74 147V148H73ZM76 147V148H75ZM104 147V148H103ZM107 147V148H106ZM112 149H111V148ZM142 147V148H141ZM156 147V148H155ZM186 147V148H185ZM187 147H188V149H187ZM196 148V149H194V148ZM206 147V149H203V148H205ZM242 147V148H241ZM7 148V149H6ZM28 148V149H27ZM36 148H38L37 150L39 151H37L36 150ZM40 148V149H39ZM70 148V149H69ZM101 148V149H100ZM106 148V149H105ZM118 148V149H117ZM121 148V149H120ZM128 148V149H127ZM132 148V149H131ZM139 148V149H138ZM146 148V149H147ZM159 148V149H158ZM175 148V149H174ZM176 148H178V150L176 149ZM184 150V151H182V149ZM208 148H209V150H208ZM216 150H214V149ZM227 148V149H226ZM233 148V149H232ZM236 148H240V149H238V151H240V152H238L237 151V149ZM243 148H248V149H243ZM253 150H252V149ZM17 149V150H16ZM18 149H19V152H18ZM21 149V150H20ZM27 149V150H26ZM32 149V150H31ZM54 149V150H53ZM65 149V150H64ZM90 149H92V150H90ZM138 149V150H137ZM141 149L142 150H145L144 152L143 151H141ZM151 149V150H150ZM161 149H162V151H161ZM170 149V150H169ZM193 149L195 150L194 152H192L193 151ZM201 149L203 150V151H201ZM226 149V150H225ZM232 149V150H231ZM236 149V150H235ZM241 149H243L242 150V152H241ZM4 150V151H3ZM9 150V151H8ZM64 150V151H63ZM74 150V151H73ZM82 152H81V151ZM92 152H90V151ZM100 150H102V151H100ZM125 150V151H124ZM135 151V152H132V151ZM141 151V153H140V151ZM157 150V151H156ZM167 150V151H166ZM211 150V151H210ZM215 151V152H213V151ZM220 151V153L222 154V155H220L219 154V151ZM224 150H225V152H224ZM3 151V152H2ZM13 151V152H12ZM30 151V152H29ZM37 153H36V152ZM41 151V152H40ZM55 151V152H54ZM63 151V152H62ZM111 151V152H110ZM114 151V152H113ZM117 151V152H116ZM120 151V152H119ZM176 151V152H175ZM200 151V152H199ZM206 153H205V152ZM235 151V152H234ZM44 152V153H43ZM61 154H60V153ZM137 152H138V154H137ZM169 152V153H168ZM172 153V155H170L171 153ZM198 152V153H197ZM215 154L216 153V155H213V153ZM234 152V153H233ZM237 152V153H236ZM245 152V153H244ZM257 154H256V153ZM26 153V154H25ZM33 153V154H32ZM35 153V154H34ZM67 153V154H66ZM113 153V154H112ZM118 153V154H117ZM147 155H146V154ZM157 155H156V154ZM173 153H174V156H176L177 155V157H173ZM182 155H181V154ZM212 153V154H211ZM223 153H225V154H223ZM231 153V154H230ZM232 153H233V155H232ZM239 153V154H238ZM241 153H243V156L245 157L246 155H248L247 156V158L249 157V159H250V163H249V160L246 158H244V157H242V154ZM253 153H254V155H256V156H254L253 155ZM25 154V155H24ZM34 155V156H36V157H34L33 156V158H31L32 157V155ZM37 154V155H36ZM38 154H39V156H38ZM44 154V155H43ZM73 154V155H72ZM101 154V155H100ZM116 154V155H115ZM122 154H124V155H122ZM167 154V155H166ZM180 154V155H179ZM185 154V155H184ZM188 156H187V155ZM194 155V156H192V155ZM202 154V155H201ZM206 154H208V155H206ZM210 154H211V159H209L208 157L210 156ZM219 154V155H218ZM241 154V156H237V155H240ZM251 154V155H250ZM29 155H30V157H29ZM43 155V156H42ZM46 155V156H45ZM91 155V156H90ZM112 155V156H111ZM128 155H130V156H128ZM137 155V156H136ZM139 155V156H138ZM141 155H145V156H141ZM169 155L172 157H169ZM192 156V158H191V156ZM212 155H213V157H212ZM220 156V158L219 159H217L218 158V156ZM228 156V157H225L226 158V160H227V158L229 159V158H231V159H229V160H227V163H226V160L224 159V158H222L223 156ZM229 155H231V156H229ZM252 156V158L250 157V156ZM28 156V157H27ZM37 156H38V158H37ZM58 156V157H57ZM106 156V157H105ZM158 156V157H157ZM181 156V157H180ZM182 156H184V157H182ZM187 158H186V157ZM217 156V157H216ZM234 156H236V158H237V160L238 159H240L241 157H242V162H244V160H245V162L247 163V161H248V165L244 162V163H242L241 162V166L239 165V160L237 161L236 160V158L234 157ZM254 156V157H253ZM5 157V158H4ZM40 157V158H39ZM42 157V158H41ZM83 157V158H82ZM101 157V158H100ZM118 157V158H117ZM128 157V158H127ZM133 157V158H132ZM140 157H144L143 159L142 158H140ZM145 157H148V159L146 158L145 159ZM156 157V158H155ZM188 157L190 158V159H188ZM195 157H197V158H195ZM206 157V158H205ZM232 157H234V159L232 158ZM256 157H258L259 158V160H258V158H256ZM44 158V159H43ZM77 158V159H76ZM111 158V159H110ZM135 158V159H134ZM136 158H138V159H136ZM149 158L151 159V160H149ZM153 158H155V159H153ZM166 159V161L167 162H165V159ZM170 158V159H169ZM180 158V159H179ZM183 158V159H182ZM184 158H186L185 160H184ZM195 158V159H194ZM217 159V161H216V159ZM255 158V159H254ZM261 158V159H260ZM40 159H42V161H40L39 162V160ZM46 159H48V160H46ZM107 159V160H106ZM120 159V160H119ZM144 161V160H146V162H147V164L145 163V161L143 162L142 160ZM158 159V160H157ZM160 159V160H159ZM173 161H172V160ZM176 159H178L179 161H177ZM198 159V160H197ZM208 159L209 160H211L210 162H208ZM222 159H224V161L222 160ZM252 159V160H251ZM29 160H32V161H29ZM36 160V161H35ZM45 162H44V161ZM82 160V161H81ZM154 160H156V161H158V162H156V161H154ZM168 160H171V161H168ZM186 160H188L189 161V163H188V161H186ZM191 160H196V161H193V162H191ZM202 162H201V161ZM241 160V159H240ZM255 160V161H254ZM257 160V161H256ZM35 161V162H34ZM54 161V162H53ZM133 161H134V164L135 165H133ZM135 161H136V163H135ZM148 161H150L149 163H148ZM151 161H154V162H151ZM161 161H163L162 163L164 164H161ZM197 161H199V163L197 164ZM204 161H206V162H204ZM236 161V164H237V162H238V164H237V167H236V165H235V162ZM3 162V163H2ZM45 163V165H46V167H45V165L44 164H42V163ZM48 162V163H47ZM94 162L95 163H100V164H98V165H95L94 164ZM113 162V163H112ZM119 162V163H118ZM132 162V163H131ZM137 162H140V163H137ZM142 162V163H141ZM171 162V163H170ZM183 162V163H182ZM186 162H187V164L189 165L190 164V162H191V165H189V167H191V168H189L187 165L185 166V164H186ZM194 162H196V164L199 166V167H197V165L194 163ZM206 164L207 162L209 163V166H205L204 165V163ZM232 162V163H231ZM251 162L252 163H254V165H252L251 164ZM256 162H259V163H257V165H256ZM260 162H261V164H260ZM25 163H27V165L29 166V164L31 163V167L30 168H28V167H26V169H25ZM29 163V164H28ZM41 163V164H40ZM89 163V164H88ZM143 163H145V164H143ZM150 163H152V165L153 166H155V167H153L152 168V165L150 164ZM181 163V165H177V164H180ZM185 163V164H184ZM208 163L206 164V165H208ZM222 163V167L220 166V164ZM234 163V164H233ZM59 164V165H58ZM76 164V165H75ZM80 164V165H79ZM85 164V165H84ZM93 166H92V165ZM142 164V165H141ZM149 164V165H148ZM154 164H156V165H154ZM167 164V165H166ZM175 164V165H174ZM182 164H183V168L181 167L182 166ZM196 166H195V165ZM200 164V165H199ZM225 164V166H223ZM226 164H228V166L226 165ZM232 165V166H235L234 168L232 167V166H229V165ZM246 164V165H245ZM260 164V165H259ZM26 165V166H27ZM54 165H56V166H54ZM73 165V166H72ZM109 165V166H108ZM131 165H133L134 167H135V169H134V167L133 166H131ZM170 165H172V167H171V169H170V167L169 166ZM219 165V166H218ZM239 165V166H238ZM244 165H245V167H244ZM250 165H252L253 167H250ZM15 166H17L16 168H15ZM24 166V167H23ZM35 167V170H34V167ZM39 166H42L41 168H39ZM44 166V167H43ZM47 166H49V167H47ZM107 166V167H106ZM140 166V167H139ZM144 166V168H142ZM161 167V168H159V167ZM163 166V167H162ZM186 168H185V167ZM203 167L204 169V171H202V169H200V170H197L198 171V173H197V171H196V169L198 168H200V167ZM212 166V167H211ZM217 167L219 170H217V168L216 169H214L215 171H213V169H211V168H214V167ZM249 167V169L252 171V173H251V171L248 169V167ZM75 167V168H74ZM130 167H132V168H130ZM146 167H148V168H146ZM151 167V169L152 170H150L149 168ZM169 167V168H168ZM179 167V168H178ZM195 168L194 169V172H195V174L196 175H198V176H196L195 178L197 179V184H198V187L200 186L199 184L200 183H202L201 184V187L199 188V191H200V189L202 188V190H201V192L203 191V193L206 191L205 189H207L209 186V188L207 189V194L206 193H204V197L202 196L203 195V193H199L198 194V196H197V198L199 197V199L201 200V201H203V202H201L200 200H198V202H201L205 207H202V206H200V204H199V207H201V211H202V209H203V211H206V213L204 212V218H201V216H203V212H201V211H198V213L200 214L199 215V217H198V215H197V220H193V222H195V221H198V222H195L194 224L193 223H191L192 222V219H194V217L193 216H191V215H189V213H190V211H191V213H192V206L189 204V203H187V202H185V200L181 197V196H177V201H176V197H172V198H170V197H167L166 196V193L168 192V190H172L173 189V187H175L176 188V186H175V181H176V185L178 186L180 183V185L178 186V187H181V185H182V183L184 184V185H182V187H186V186H188V185H190V183H192L193 181H195V180H190L192 177H193V175L192 174H194L193 173V169L192 168ZM208 167V170L207 171H205L206 170V168ZM209 167H210V169H209ZM220 167H221V169L222 170H226V172H227V174H226V172L224 171V174L222 175V170L220 171ZM224 167H225V169H224ZM227 167H230L231 169H229V168H227ZM244 167V168H243ZM255 167V168H254ZM260 167H262V168H260ZM46 168V169H45ZM79 168V169H78ZM154 168H158L157 170L156 169H154ZM165 168H168V169H165ZM177 168H178V170H177ZM187 168H188V176H187V174L185 173L186 171H187ZM239 169V168H241V170L239 169V172L241 171V173H239L238 174V170L237 169ZM4 169V170H3ZM24 169H25V171H24ZM29 170V171H26V170ZM31 169H33V170H31ZM43 169V170H42ZM67 169V170H66ZM111 169H113V170H111ZM159 169H161V172H163V175H162V173L160 172V170ZM180 169H182L181 171H180ZM185 169V170H184ZM189 169H190V171L192 172V173H190V171H189ZM259 169H261V170H259ZM31 170V171H30ZM45 170V171H44ZM54 170V171H53ZM93 170V171H92ZM126 170V171H125ZM146 170L148 171V170H150V171H153V173H150V171L149 172H146ZM213 172H212V171ZM230 170V172H228V171ZM232 170V171H231ZM233 170H234V172H233ZM249 170V171H248ZM258 170H259V172H258ZM50 171V172H49ZM65 171V172H64ZM72 171V172H71ZM77 171V172H76ZM139 171V172H138ZM169 171V172H168ZM179 171H180V173H182V172H184V173H182V174H180V176H179ZM201 171V172H200ZM235 171H236V173H237V175H236V173H235ZM244 171V172H243ZM262 171H263V175H262ZM7 172V173H6ZM28 172V173H27ZM30 172V173H29ZM96 172V173H95ZM125 172V173H124ZM160 172V174L159 175H161V176H157L158 175V173ZM168 172V173H167ZM171 172H173L172 174H170ZM206 174H205V173ZM214 173V176L213 177H216L217 175H218V177H216V179H213L212 178V180H211V178L210 177H212L211 175H213L212 173ZM217 172H219L218 174H217ZM222 172V173H221ZM258 172V173H257ZM5 173V174H4ZM24 173H26V174H24ZM61 173H63V174H61ZM91 173V174H90ZM178 173V175H176ZM203 173H204V178H203ZM208 173H210V174H208ZM217 175H216V174ZM244 173V174H243ZM8 174V175H7ZM10 174V175H9ZM28 174H30L29 176H28ZM50 174H52V175H50ZM59 174V175H58ZM150 174V175H149ZM157 174V175H156ZM167 176H166V175ZM170 174V175H169ZM174 174V175H173ZM186 174V175H185ZM192 175V177L190 176V175ZM208 174V175H207ZM232 176H231V175ZM241 174V176H238V175H240ZM242 174L244 175V176H242ZM245 174H246V176H245ZM249 174H250V176H249ZM32 175H33V178H31L32 177ZM57 175V176H56ZM61 175V176H60ZM64 175V176H63ZM91 175V176H90ZM93 175V176H92ZM147 175H149V176H147ZM152 175V176H151ZM171 175H173L172 176V179H173V181H174V183L171 181L172 179H170L169 177H171ZM181 175H185V177L184 176H181ZM201 175V176H200ZM216 175V176H215ZM221 175V176H220ZM224 175H226V176H229L228 178H229V180H228V178L226 177V176H224ZM235 175V176H234ZM248 175V176H247ZM254 175V176H253ZM258 175V176H257ZM8 176V177H7ZM31 176V177H30ZM60 176V177H59ZM73 176V177H72ZM82 176V177H81ZM97 176V177H96ZM107 176V177H106ZM157 178H156V177ZM163 176H164V178H166V179H164L163 178ZM179 176V177H178ZM188 178H187V177ZM208 178H207V177ZM220 176V177H219ZM236 176H238L239 178H241V177H243V178H241V180L239 179V178H237ZM256 176V177H255ZM28 177H30V178H28ZM99 177V178H98ZM147 177V178H146ZM148 177L150 178V179H148ZM161 177V178H160ZM191 177V178H190ZM200 177H202L203 179H204V182H203V180H202V178L200 179ZM222 177V178H221ZM231 177H232V179H231ZM235 177V178H234ZM251 177V178H250ZM255 177V178H254ZM48 178V179H47ZM56 178V179H55ZM77 178V179H76ZM104 178V179H103ZM119 178V179H118ZM142 178V179H141ZM155 178V179H154ZM163 178V179H162ZM181 178H184V179H181ZM186 178L187 179H189L190 181H186ZM200 180H199V179ZM205 178H207V179H205ZM217 178H218V180H217ZM219 178H220V180H219ZM228 180L227 181V183H226V180ZM245 178V179H244ZM247 178V179H246ZM249 178V179H248ZM257 178V179H256ZM60 179V180H59ZM86 179V180H85ZM153 179V180H152ZM156 179H157V181L158 180H160V181H158V183H157V181H156ZM161 179H162V181H161ZM181 180V182H180V180ZM193 179V178H192ZM237 179L238 180H240L239 182H240V185H238L239 184V182H237ZM242 179H243V181H242ZM253 179H255L256 180V182H254L255 180H253ZM45 180V181H44ZM63 182H62V181ZM65 180V181H64ZM107 180V181H106ZM113 180V181H112ZM145 180V181H144ZM153 181V183L155 182V183H157V184H153L152 183V181ZM155 180V181H154ZM165 180H167L166 182H165ZM169 180L171 181V183L169 182ZM183 180V181H182ZM185 180V181H184ZM198 180L199 181H201V182H198ZM208 180V181H207ZM213 180H216V181H213ZM224 180V181H223ZM233 180H235L236 182V184L234 185V181ZM246 180V181H245ZM251 182H250V181ZM258 180H259V183H258ZM35 181V182H34ZM58 181V182H57ZM61 182V185H60V182ZM151 181V182H150ZM164 181V183H162V186H161V184H160V186H159V182H163ZM178 181H179V183H178ZM211 181H213V182H215V183H212ZM217 181H218V183H217ZM223 182V185H222V182ZM233 181V182H232ZM242 181V182H241ZM41 182V183H40ZM51 182V183H50ZM54 182H55V184H54ZM57 182V183H56ZM69 182V183H68ZM115 182V183H114ZM119 182V183H118ZM133 182V183H132ZM167 182H168V184H167ZM185 182H186V184L187 185H185ZM208 184H207V183ZM209 182H211L213 185L215 184L216 186H213L212 184L210 185V183ZM226 183V185H225V183ZM230 182V184L228 185V188H229V186H230V188L228 189H226V187H227V184ZM247 182V183H246ZM263 182V183H262ZM31 183H33V184H31ZM149 183H150V185H149ZM151 183L153 184V185H151ZM172 183H173V185H172ZM242 183H243V186H241L242 185ZM244 183H246V184H244ZM255 183V184H254ZM59 184V185H58ZM64 184V185H63ZM170 184L172 185V186H170ZM204 184V185H203ZM205 184H207V185H205ZM221 184V185H220ZM263 184V185H262ZM53 185V186H52ZM68 185V186H67ZM203 185V186H202ZM233 185V187H231ZM257 187V185H258V187L257 188H255V186ZM260 185V186H259ZM29 186V187H28ZM49 186V187H48ZM51 186V187H50ZM151 186V187H150ZM205 186V188H203ZM221 186V187H220ZM238 186H239V188H238ZM253 186V187H252ZM261 186H263V187H261ZM72 187V188H71ZM95 187V188H94ZM146 187V188H145ZM149 187H150V189H149ZM154 187V188H153ZM168 187V188H167ZM169 187H172V188H170L169 189ZM214 187V188H213ZM219 187V188H218ZM222 187H224V189L222 188ZM251 187H252V189H251ZM261 187V189H259L258 190V188H260ZM47 188H49L48 190H47ZM52 188H54L55 190H56V192H54L53 191V189ZM67 188H69V189H67ZM134 188H135V190H134ZM143 188V189H142ZM164 188H166V189H164ZM217 188V189H216ZM234 188V189H233ZM238 189V191L236 190V189ZM242 190H241V189ZM255 188V189H254ZM27 189V192L25 191ZM40 189V190H39ZM44 189V191H42L41 192V190H43ZM52 191H51V190ZM152 189H155L156 190V192H155V190H152ZM214 189V190H213ZM217 191H216V190ZM219 189V190H218ZM222 189V190H221ZM226 189V190H225ZM230 189H232L231 191H235L234 193H232V192H229L230 191ZM244 189V190H243ZM252 191H251V190ZM263 189V190H262ZM70 190V191H69ZM128 190H129V192H128ZM149 190H151V194H150V191ZM157 190H158V192H157ZM163 190H164V192H163ZM208 190H210V193L212 194L211 195V198L209 199V197L208 196H210V195H208V194H210L209 193V191ZM222 192H221V191ZM224 190L227 192V193H225L224 192ZM227 190H229V191H227ZM247 190V191H246ZM254 190H257V191H254ZM30 191V192H29ZM33 191V192H32ZM46 191H47V193H46ZM48 191H50V192H54V193H52V195H53V197L51 198V196L52 195H50V193H49V195H48ZM64 191V192H63ZM211 191H213V192H211ZM240 191V192H239ZM251 191V192H250ZM260 191V192H259ZM261 191H263V192H261ZM40 192V193H39ZM137 192V193H136ZM145 192H146V194H145ZM216 192V193H215ZM220 192V193H219ZM223 192L225 193V195H227V196H225L224 194H223ZM245 192H246V194H245ZM253 192H256V194L255 193H253ZM47 195H46V194ZM155 193V194H154ZM158 193V194H157ZM215 193V194H214ZM231 193L234 195H231ZM238 193V194H237ZM36 194V195H35ZM43 194V195H42ZM58 194V195H57ZM84 194V195H83ZM86 194V195H85ZM111 194V195H110ZM126 194V195H125ZM139 194L141 195V196H139ZM144 194H145V196H146V199L144 198V197H142V195L144 196ZM161 194V195H160ZM201 194V195H200ZM213 194L215 195V197L213 196ZM217 194H220L219 196L217 195ZM223 194V195H222ZM244 194V195H243ZM57 195V196H56ZM140 197V198H138V196ZM150 195H152V197H148V196H150ZM163 195V196H162ZM165 195V196H164ZM202 196V197H200V196ZM233 197V199H232V197ZM250 195H252L253 197H251ZM256 197H255V196ZM258 195V196H257ZM48 198V199H50V200H46V198ZM54 196H55V198H54ZM71 196V197H70ZM137 196V197H136ZM158 196H160L159 198H158ZM207 196V198H205ZM230 197V198H228L229 200H227V198H225L226 200H223L224 199V197ZM261 196V197H260ZM45 198V202H44V200H43V198ZM50 197V198H49ZM214 197V198H213ZM216 197H217V199L219 200H217L216 199ZM220 197V198H219ZM222 197H223V199H222ZM261 198V201H260V199H258V201H257V199L256 198ZM54 198V199H53ZM57 198L59 199H62V198H64V200H63V202L62 201H60V199L58 200V202H60V204L59 203H57L56 201H57ZM127 198V199H126ZM144 198V199H143ZM147 198H148V200H147ZM151 198H153L152 199V201H151ZM205 200V202H204V200ZM214 199V204H213V202H212V204H211V199ZM68 199V200H67ZM71 199V200H70ZM124 199H125V201H124ZM155 199V200H154ZM157 199H158V201H157ZM208 199V200H207ZM37 200V201H36ZM53 200V201H52ZM54 200H56L55 202H54ZM73 200V201H72ZM134 200V201H133ZM141 200H143L142 202H141ZM147 200V201H146ZM153 200H154V202H153ZM216 200V201H215ZM231 200V201H230ZM248 200H249V202H248ZM251 200H254V202L252 201L251 202ZM46 203V205L43 203ZM47 201H50V202H47ZM110 201H111V203H110ZM122 201V202H121ZM124 201V202H123ZM146 201V204L144 203ZM156 201V202H155ZM175 203H174V202ZM208 201H210V202H208ZM245 201H246V204H245ZM52 202V203H51ZM121 202V203H120ZM153 204H152V203ZM165 202V203H164ZM181 203V205L179 204V203ZM206 202H208L207 204H206ZM219 202V203H218ZM226 202V203H225ZM228 202V203H227ZM234 202V203H233ZM240 202H241V204H240ZM251 202V203H250ZM29 203V204H28ZM31 203V204H30ZM35 203V204H34ZM54 203V204H53ZM67 203V204H66ZM109 203V204H108ZM116 204L115 205V207L113 206V204ZM143 203V204H142ZM164 203V204H163ZM174 203V205H172ZM185 203H187V204H185ZM211 205H210V204ZM223 203V204H222ZM225 203V204H224ZM250 203V204H249ZM256 203H259V204H257L256 205ZM56 204V205H55ZM112 204V205H111ZM140 204V205H139ZM149 204H151L150 206L152 207L153 205V207L151 208L150 206H149ZM160 204V205H159ZM167 204V205H166ZM178 206H177V205ZM198 204V203H197ZM201 204V205H202ZM230 204V205H229ZM242 204H245V205H242ZM248 204V205H247ZM261 204H262V206H261ZM48 205V206H47ZM57 205H67L66 207L65 206H60L61 208H59V206H57ZM76 205V206H75ZM104 205V206H103ZM156 205H157V207H156ZM163 205H165V207L163 206ZM172 207H171V206ZM189 205V206H188ZM215 205H218V208H217V206H215ZM220 205V206H219ZM225 205H226V207H225ZM235 207H234V206ZM249 205H250V207H249ZM251 205L253 206V208L251 207ZM50 206H52L51 208H54V210H55V207H56V209L58 208L59 210H55V211H57V212H55L53 209H51L50 208V210H52L53 211V213H54V215H51V213H52V211H49V208L48 207H50ZM97 206V207H96ZM102 206L105 208V210L102 208ZM113 208H112V207ZM147 206V207H146ZM167 206V207H166ZM174 206V207H173ZM209 206H211V207H209ZM213 206V207H212ZM224 206V207H223ZM38 207V208H37ZM47 207V209L45 210V208ZM108 207V208H107ZM156 207V208H155ZM191 207V208H190ZM216 208V210H215V208ZM221 207V208H220ZM238 207V208H237ZM260 209H259V208ZM34 208V209H33ZM37 208V209H36ZM65 208V209H64ZM100 208H102V209H100ZM119 208V209H118ZM148 208H150V210H151V212H150V210H147ZM176 208V209H175ZM187 208H188V211H187ZM206 210H205V209ZM212 208V209H211ZM225 208H226V210H225ZM231 208V209H230ZM233 208H234V210L235 211H232L233 210ZM242 208H244V211L242 210ZM247 208H249L250 210H247ZM25 209V210H24ZM33 209V210H32ZM35 209H36V212H35ZM94 211H93V210ZM152 209H153V211H155V213L152 211ZM155 209V210H154ZM175 209V210H174ZM221 209H223V210H221ZM246 209V210H245ZM259 209V210H258ZM28 210V211H27ZM62 210H65V211H62ZM88 210H89V212H88ZM102 210V211H101ZM112 210V211H111ZM128 210V211H127ZM134 210V211H133ZM147 210V211H146ZM159 210V211H158ZM174 210V211H173ZM179 210V211H178ZM184 210H185V212H184ZM198 210H200V208L198 209ZM211 211V215H210V213L208 212V211ZM214 210V211H213ZM256 210H258L257 212H256V214H255V211ZM16 211H17V214H16ZM41 211V212H40ZM44 213H43V212ZM60 211V212H59ZM62 211V212H61ZM67 211V212H66ZM70 211V212H69ZM99 211V212H98ZM102 213H101V212ZM103 211H107V212H105V213H108L109 214V216L111 217V215L114 217L115 215L116 216H118V214H122L123 216H122V218H124V220H122V225H123V227H125V226H127L126 228H123L122 229V227H114L115 229H116V231L113 229V227H111L113 230H114V233L113 232H111V229H108V228H106V227H109V225H110V223H108L110 220H108L107 218H110L109 216H108V214H107V216H106V214L105 213H103ZM110 211V212H109ZM136 211V212H135ZM138 211V212H137ZM224 211H226V212H224ZM232 211V212H231ZM245 211H247V212H245ZM7 212H8V214H7ZM11 214H10V213ZM24 212H28V217H27V221H28V223H29V221H31V226L29 225V229H28V231L30 230V235L28 236V234H27V237L25 238V235H24V239L23 240H21L20 242H18L16 245H15V242H14V240L16 239L15 237H14V239H13V235L12 234H14V232H15V229H14V225H16L17 224V222H18V220H19V218L21 217V216H23L22 214H24ZM49 212V213H48ZM51 212V213H50ZM63 212H65L64 213V215H63ZM80 212V213H79ZM146 212V213H145ZM153 212V213H152ZM202 214H201V213ZM217 214L218 212L220 213H218V215H216L215 213ZM237 212V213H236ZM243 212V213H242ZM248 212H251L250 213V215H249V213ZM14 213V214H13ZM41 213H42V215H41ZM52 213V214H53ZM56 213V214H55ZM91 213V214H90ZM112 213V214H111ZM116 213V214H115ZM128 213V214H127ZM141 213V214H140ZM145 213V214H144ZM167 213V214H166ZM180 213H181V215H180ZM207 213H208V215H207ZM214 213V214H213ZM227 213V214H226ZM229 213V214H228ZM246 213H248L247 215H245ZM7 214V215H6ZM36 214V215H35ZM83 214V215H82ZM101 214H104L107 218V221H105L106 219H105V216L104 215H101ZM146 216V218H145V216ZM160 214V215H159ZM174 214H176V215H174ZM179 214V215H178ZM187 214V215H186ZM224 214V215H223ZM231 214V215H230ZM239 214V215H238ZM240 214L242 215H244V216H247V217H244L243 215V217H241L240 216ZM258 214H259V212H258ZM55 215H57V216H55ZM60 215H63L62 217H63V220L59 217ZM67 215V216H66ZM135 215V216H134ZM141 215V216H140ZM185 215H186V217H185ZM209 215L211 216V218L213 217L214 218V220L215 221H213L210 217H209ZM214 215V216H213ZM217 216V218L215 219V217ZM223 215V216H222ZM227 215V216H226ZM230 215V216H229ZM253 215V216H252ZM260 215L262 216V211H260ZM37 216V217H36ZM41 218H40V217ZM47 216V217H46ZM54 216V217H53ZM130 216V217H129ZM132 216V217H131ZM143 216V217H142ZM149 216H151V217H149ZM167 216H169V217H167ZM172 216H174V217H172ZM179 216V217H178ZM190 217V219H189V217ZM205 216L207 217V221H206V219H205ZM229 216V217H228ZM238 216V217H237ZM255 216V217H254ZM261 216H260V218L258 219V220H260L261 219ZM51 217V218H50ZM54 219H53V218ZM58 219H57V218ZM69 217V218H68ZM72 217V218H71ZM75 217V218H74ZM90 217V218H89ZM94 217V218H93ZM121 217V216H120ZM126 217V218H125ZM129 217V218H128ZM160 217H162V218H160ZM193 217V218H192ZM208 217H209V219H211V220H209V223H208ZM224 217V218H223ZM228 219H227V218ZM239 217H241V218H239ZM7 218V219H6ZM38 218H40L41 220V222L40 221H38L39 219ZM56 218V219H55ZM79 218V219H78ZM88 218H89V220H88ZM185 218L187 219L186 221H185ZM220 218V219H219ZM222 218V219H221ZM233 218V219H232ZM246 218H248L249 219V221H248V219L246 220ZM30 219H32V220H30ZM35 219V220H34ZM36 219H38V220H36ZM49 219V220H48ZM66 219V220H65ZM105 219V220H104ZM120 219V218H119ZM128 219V220H127ZM158 219V220H157ZM163 219V220H162ZM176 219H177V221H176ZM180 219H182L181 221H180ZM199 219H203L202 221H200ZM205 219V220H204ZM223 219H225V221L223 220ZM231 219V220H230ZM241 220L240 222H238V220ZM245 219V220H244ZM11 220V221H10ZM35 222H34V221ZM53 220H54V225L52 224V223H50V222H53ZM58 220V221H57ZM59 220H60V223L59 224H61V225H59L57 222H59ZM91 220V221H90ZM94 222H93V221ZM125 220H127L125 223H127L128 224V221H129V224L127 225V224H124V222L123 221H125ZM162 220V221H161ZM216 220H217V223H216ZM218 220H219V222H218ZM225 222H223V221ZM227 220V221H226ZM244 222H243V221ZM9 221H10V223H9ZM39 223H41V225L43 226L44 225V228H41L42 226L40 225V224H38V222ZM55 221H57L56 222V225H55ZM65 221H66V223H65ZM97 221V222H96ZM139 221V222H138ZM140 221H141V223H140ZM157 221V222H156ZM160 221H161V223H160ZM190 222L191 223V225H190V223H188L187 224V222ZM200 221V222H199ZM206 222V224H204L205 222ZM210 221H211V223H210ZM230 222V224L229 223H227V222ZM247 221H248V223H247ZM8 222V224L10 225L11 223V225H10V227L8 226V224H6V223ZM33 222L35 223V225H36V227H38L39 229L41 228L42 230H39L38 228H35V225H33ZM111 223L113 222V220H112V217H111V221H110ZM145 222V223H144ZM156 222V223H155ZM164 222V223H163ZM186 223V225L187 226H183V225H185V224H183L182 225V223ZM202 222H203V226L201 225L202 224ZM215 222V224H214V228L211 230L209 227L211 226V228L213 227L211 224L212 223H214ZM82 223V224H81ZM85 223V224H84ZM93 224L94 225V227H96V225L97 224H99V225H97V230H96V228L94 229L93 228V225L92 226H89V224ZM96 225H95V224ZM104 223H107L106 225H103ZM142 224V225H140V224ZM144 223V224H143ZM149 223V224H148ZM152 223V224H151ZM155 223V224H154ZM200 224V226H199V224ZM207 223H208V225H207ZM221 223V224H220ZM222 223H224V225H222ZM227 223V224H226ZM231 223H233V224H231ZM238 223L239 224H241L242 223V225H238ZM247 223V224H246ZM78 224V226H76ZM101 224L103 225V226H101ZM180 224V225H179ZM209 224H210V226H209ZM216 224H218L217 225V227H216ZM244 224V225H243ZM33 225V226H32ZM39 225V226H38ZM48 225H51L50 227L48 226ZM64 225V226H63ZM155 227H154V226ZM156 225H159V226H156ZM193 225L195 226L194 228H196L197 229V227L199 228V227H204V226H207L206 228L204 227V230H202L201 228L200 229H197V230H200V232H199V234L197 235V233L198 232H194V234L197 236V237H195V235H194V238L193 237H191L192 236V234H193V231L195 230L194 228H193ZM198 225V226H197ZM229 225V226H228ZM231 225H233L232 227H230ZM245 225H247V226H245ZM11 226H13V228H12V230H11V232H10V229L9 228H11ZM41 226V227H40ZM47 226H48V228H47ZM56 226V227H55ZM57 226H59L58 228H57ZM61 226V227H60ZM81 228H80V227ZM99 226H101V228L99 227ZM104 226H106L105 227V229H108V230H105L103 227ZM148 226V227H147ZM192 226V227H191ZM220 226H223V227H221V228H224V229H222V230H220ZM226 226V227H225ZM244 226H245V228H244ZM31 227H33L34 229H37V230H34L33 231V228L31 229ZM152 227V229H150ZM159 227V228H158ZM185 229H183V228ZM188 227H190V228H188ZM236 229H235V228ZM239 227V228H238ZM46 228V229H45ZM87 228V229H86ZM94 229V231H93V229ZM118 228L120 229V230H122V232L120 233V231H118L117 232V230H118ZM131 228V229H130ZM166 228V229H165ZM193 228V230H192V232H191V235H189L188 236V234H189V232H190V229H192ZM219 230H218V229ZM226 228V229H225ZM228 228V229H227ZM234 228V229H233ZM9 229V230H8ZM47 231V232H51V231H49V230H52V231H54L53 233H51V235L50 234H48L45 230ZM56 229H58V230H60V231H58L60 234H58L57 233V231H56V233H55V230ZM92 229V230H91ZM99 229H101L100 231H99ZM125 229V230H124ZM148 229H149V233H148ZM156 231H155V230ZM166 230V232H165V230ZM169 229L170 230H172V231H169ZM174 229H176V230H174ZM207 229V230H206ZM217 230L216 232H214V230ZM232 231H231V230ZM238 229V230H237ZM242 229V230H241ZM44 230V231H43ZM70 230V231H69ZM105 230V231H104ZM109 230H110V232L111 233H108L109 232ZM112 230V231H113ZM229 230V231H228ZM33 233H35V234H33ZM85 231V232H84ZM90 231V232H89ZM91 231H93V234H92V232ZM99 231V232H98ZM103 232L104 231V235H103V233H101L102 234V236L100 237L99 235H101L100 234V232ZM135 231H136V233H135ZM154 232V233H152L151 235H150V233L151 232ZM169 231V232H168ZM184 231V232H183ZM202 231V232H201ZM213 231V232H212ZM221 231V233H217V232H220ZM225 231H227V232H225ZM232 233H231V232ZM239 231V232H238ZM9 232V233H8ZM45 232H46V234H48V235H45ZM84 232V233H83ZM96 232H98V234L96 235ZM115 232H117V234H119V235H117L116 237H119L120 236V238H117L116 239V237H115V242H113L114 241V236H113V234H116ZM123 232H124V234H123ZM157 232V233H156ZM178 232V233H177ZM181 232V233H180ZM186 232V233H185ZM235 232V233H234ZM243 233V237H241L242 236V234H240V233ZM29 233V232H28ZM31 233H32V235H33V237H32V235H31ZM44 233V234H43ZM65 233V234H64ZM86 233V234H85ZM91 233V234H90ZM135 233V234H134ZM147 233V235H145ZM185 233V234H184ZM224 235H223V234ZM238 233V234H237ZM6 234V235H5ZM44 236H43V235ZM56 234H58L57 235V237L55 236ZM109 234V235H108ZM121 234V235H120ZM149 234V235H148ZM158 234V235H157ZM161 234V236H159ZM164 234H167V235H164ZM170 234V235H169ZM218 234H221V235H218ZM225 234H226V237H225ZM231 234H232V236H231ZM237 234V235H236ZM12 235V236H11ZM35 235V236H34ZM38 235H41V236H38ZM93 236V238H92V236ZM130 236V240L128 241V237ZM134 235V236H133ZM139 235V236H138ZM141 235H143V236H141ZM145 235V236H144ZM156 236V237H154V236ZM212 235H214V236H212ZM218 235V236H217ZM8 236H10L9 237V239H8ZM38 236V237H37ZM43 236V237H42ZM47 236H49V237H47V239H50L49 241H45L46 240V237ZM50 236H51V238H50ZM53 236L54 237H56L55 239H56V241L53 239ZM91 236V237H90ZM109 236H110V238H109ZM111 236H112V238H111ZM147 236V237H146ZM153 236V237H152ZM167 236H168V238H167ZM174 236V237H173ZM185 236V237H184ZM219 236H222L223 238L221 239ZM237 236H239V237H237ZM34 237H36V238H34ZM40 237H42L41 239H40ZM45 237V238H44ZM90 237V238H89ZM94 237L96 238V240H97V242H98V244H97V242L95 241V239H94ZM140 237V238H139ZM144 237H146V238H144ZM184 237V238H183ZM203 237H204V239H203ZM216 237V238H215ZM228 237H229V239L230 240H233V241H230L229 239H228ZM237 237V239H235ZM12 238V239H11ZM31 238V239H30ZM33 238V239H32ZM44 238V239H43ZM57 238H58V241H57ZM144 238V239H143ZM150 238V239H149ZM153 238V239H152ZM188 238V239H187ZM225 238H226V241H225ZM25 239H26V241H29V240H32L31 242H30V244H29V242H25ZM28 239V240H27ZM35 239V240H34ZM41 240V242L42 243H44V241H45V245H42L41 244V242H38V244L39 245H42L43 247L44 246H46V244H47V246L49 247V248H46V247H42V246H40L41 247V249H39V245L37 246L36 244H37V242L36 241H40ZM54 240V243H53V241L52 240ZM67 239V240H66ZM88 239V240H87ZM92 239L95 241H93L94 242V245H93V242L90 244V242L92 241ZM112 241H111V240ZM152 239V240H151ZM218 239V240H217ZM9 240V241H8ZM11 240H13V241H11ZM44 240V241H43ZM63 240V241H62ZM148 240H149V242H148ZM223 240V241H222ZM16 242H17V239L15 240ZM52 241V242H51ZM60 241V242H59ZM82 241V242H81ZM86 241V242H85ZM89 241V242H88ZM147 241V242H146ZM179 241V242H178ZM193 241H196V242H194V244H193ZM225 242V245L223 246V243L222 242ZM237 243V245H236V243ZM25 242V243H24ZM33 242L35 243V246L34 245H32L33 244ZM47 242V243H46ZM53 243L54 245L56 244V246H53V244H51V243ZM79 242H81V243H79ZM151 242V243H150ZM181 242H183V243H181ZM186 242V243H185ZM190 244H189V243ZM232 242H233V244H232ZM11 243V244H10ZM57 243H58V245H57ZM76 243V244H75ZM86 243V244H85ZM96 243V244H95ZM130 243V244H129ZM137 243V244H136ZM175 243V242H174ZM185 243V244H184ZM201 243V244H200ZM25 244H27V245H25ZM51 244V245H50ZM83 244V245H82ZM85 244V245H84ZM87 244H88V248H90V249H88L89 251H90V255L88 254V252H85L86 251V247H87ZM89 244H90V247H89ZM143 244H145V245H143ZM194 245L193 247L191 246V245ZM29 245V246H28ZM72 245V246H71ZM80 245V246H79ZM94 246V247H92V246ZM95 245H99L98 247L97 246H95ZM143 245V246H142ZM183 245H186V246H184L183 247ZM188 245H190V247L192 248L191 249V251H190V249H189V246ZM228 245V246H227ZM50 246H52L51 247V251L49 250V252H48V250H47V252L45 251L46 249H50ZM104 246V247H103ZM135 246V247H134ZM196 246H198V249H197V247ZM214 246V247H213ZM234 246V247H233ZM236 246V247H235ZM23 247V248H22ZM54 247V248H53ZM82 247H83V249H82ZM84 247H85V250H84ZM97 247V248H96ZM131 247V248H130ZM208 247V248H207ZM211 247V248H210ZM225 247V248H224ZM226 247H228L227 249H226ZM53 248V249H52ZM76 248V249H75ZM77 248H78V250H77ZM93 248H94V250H95V252L93 251ZM110 248V249H109ZM129 248V249H128ZM140 248H141V250H140ZM144 248V249H143ZM186 250H188V251H186ZM193 248L196 250H194L195 252H192V250H193ZM224 248V249H223ZM15 249V250H14ZM21 249H22V251H21ZM38 249V250H37ZM42 249L45 251V253H44V251H42ZM228 249H229V251H228ZM25 250V251H26ZM35 250V251H34ZM37 250V251H36ZM77 250V253L75 252ZM142 251V252H140V251ZM208 250V251H207ZM227 252H226V251ZM232 250H234V251H232ZM235 250H236V252L237 253H235ZM41 251V252H40ZM85 252V256L84 255H82V254H84V252ZM94 252V254H93V252ZM136 251V252H135ZM163 250L161 249V252H162ZM179 251H180V253H179ZM218 251V252H217ZM222 251L225 253V254H223L222 253ZM232 251V252H231ZM34 252H37V253H34ZM91 252H92V254H91ZM187 254H186V253ZM191 252V253H190ZM217 252V253H216ZM219 252H221L222 254H219ZM228 252H231V253H229L228 254ZM14 253V258H13V260H15L16 259V256H17V254H16V252H13ZM49 253V254H48ZM76 253V254H75ZM137 253V254H136ZM141 253V254H140ZM210 253V254H209ZM233 253V254H232ZM41 254V255H40ZM45 254H46V256H45ZM143 254V255H142ZM150 255L149 257H151V258H148V255ZM179 254V255H178ZM183 254H185L186 256V258L185 257H183ZM216 256V258L214 257V255ZM226 254H227V257H226ZM236 254H237V256H236ZM30 255H31V259L29 260V258H30ZM78 255V256H77ZM94 257V258H92V256ZM109 255V256H108ZM136 255V256H135ZM139 257H138V256ZM152 255L154 256L153 258H152ZM196 255V256H195ZM224 257H223V256ZM244 257H242V256ZM44 256V257H43ZM80 256H84L83 258L82 257H80ZM87 256L90 258V259H88L87 258ZM91 256V257H90ZM147 256V257H146ZM189 256V257H188ZM203 256V257H202ZM219 256V257H218ZM34 257H36V258H34ZM211 257H213V258H211ZM222 257V258H221ZM233 257V258H232ZM25 258V257H24ZM23 258V260H25ZM84 258H86L85 259V261L83 260ZM92 258V259H91ZM137 258H139V259H137ZM144 258V259H143ZM182 258V259H181ZM185 258V259H184ZM209 258V259H208ZM211 258V259H210ZM225 258V259H224ZM226 258H229L230 260L228 261ZM232 258V259H231ZM243 258V260H241V259ZM246 258V260H244ZM263 258H264V252H263ZM36 259V260H35ZM87 259H88V261H87ZM94 259V261H93V263H92V260ZM153 259V260H152ZM183 259H184V261H183ZM218 259V260H217ZM219 259H221V260H219ZM225 261H223V260ZM235 259V260H234ZM239 259V260H238ZM6 260V259H5ZM34 260V261H33ZM136 260V261H135ZM149 261V262H146V261ZM177 260H178V262L179 263H177ZM179 260H182V261H179ZM209 260H211V262H208ZM217 261V262H215V261ZM227 260V261H226ZM248 260H250V261H252V262H250V261H248ZM264 260V259H263ZM38 261V262H37ZM47 261V262H46ZM139 261V262H138ZM187 261V262H186ZM212 261H214L213 263H212ZM219 261H223L222 263L221 262H219ZM233 261V262H232ZM243 261V262H242ZM245 261V262H244ZM75 262V263H74ZM171 262V263H172ZM183 262H185V263H183ZM262 262V261H261ZM23 263V264H24ZM171 263H167V264H171ZM174 263H172V264H174ZM230 263V264H231ZM235 263H233V264H235ZM264 262H262V264H263ZM229 264V263H228Z\"/></svg>", "mask_w": 264, "mask_h": 264}, {"label": "bare ground", "instance_id": "obj_2", "mask_svg": "<svg viewBox=\"0 0 264 264\" xmlns=\"http://www.w3.org/2000/svg\"><path fill=\"white\" fill-rule=\"evenodd\" d=\"M2 1H3V0H2ZM2 1H1V3H2ZM4 1H5V0H4ZM4 1H3V2H4ZM6 1H7V3L10 5L9 7L11 8V5L13 4V2H12V4H10L9 1H11V0H6ZM6 1H5V2H6ZM20 1H21V0H20ZM20 1H19V2H20ZM23 1H24V0H23ZM32 1H33V0H32ZM36 1H37V0H36ZM44 1H45V0H44ZM60 1H61V0H47V1H46V2H47V5L42 6V7H43L42 9H40V8H34V9H37V10L35 11V13H34V14H31V12H30V15H29V16L27 15L28 17L25 15V16H26V17H25V20L22 22V25H23V26H22V25H19V27H18L17 32H18V31L21 32V33H19V35H21L22 38H26V40L23 39L24 41H27V40H28L27 43H30L31 41H34V42H33L34 45H36V46L39 45L38 48H36V50L34 51V54L38 56V59L40 58L39 55H41V54L44 55V53H45V46H44V44L40 43V41L37 42V41L35 40V38H34V40H33V37H31V36L34 35L35 33L39 35V33H38L37 31H39V30L41 31L42 28L45 27V26H50V25H52L51 22H50V16H49V14L46 13L44 10H45V8L47 9V8H49V7H52V8H57V7H59V5L61 4V3L59 4ZM66 1H67V0H66ZM66 1H65V2H66ZM210 1H213V0H210ZM215 1H216V0L213 1V2H214V6H216L215 4L218 3V1H216V3H215ZM223 1H224V0H223ZM223 1H222V2H223ZM226 1H227V0H225V2H226ZM228 1H229V0H228ZM232 1H235V0H232ZM239 1H240V0H239ZM243 1H244V0H243ZM258 1H259V0H258ZM33 2H34V1H33ZM38 2H41V1H38ZM67 2H68V1H67ZM67 2H66V3H67ZM70 2H71V1H70ZM207 2H208V1H207ZM213 2H212V3H213ZM219 2H220V1H219ZM235 2H236V1H235ZM235 2H234V3H235ZM241 2H242V1H241ZM263 2H264V1H262V3H260V2H257V0H249V3L251 4V5H250L251 8H249V9H251V10H252V9H253V10L255 9L254 11H256L257 9H260L258 5H260V4H261L262 6L264 5ZM30 3H31V2H30ZM42 3H43V2H42ZM220 3H221V2H220ZM231 3H232V2H229V4H231ZM244 3H245V2H244ZM247 3H248V2H247ZM247 3H246V4H247ZM259 3H260V4H259ZM2 4H3V3H2ZM18 4H19V3H18ZM26 4H27V3H26ZM58 4H59V5H58ZM78 4H79V3H78ZM207 4H208V3H207ZM218 4H219V3H218ZM221 4H222V3H221ZM237 4H238V2H237L235 5H237ZM240 4H241V3H240ZM240 4H239V5H240ZM242 4H243V3H242ZM21 5H22V1H21ZM21 5H20V6H21ZM24 5H25V4H24ZM43 5H44V4H43ZM74 5H75V4H74ZM204 5H205V4H204ZM209 5H210V4H209ZM224 5H225V4H223L222 7H223V8H226V7H224ZM232 5H233V3H232ZM232 5H231V6L229 5V8H230L231 10H232V8L236 7V6H234V5H233L234 7H232ZM1 6H3V5H1ZM4 6H5V5H4ZM15 6L17 7V5H15ZM25 6H26V5H25ZM65 6H66V5H65ZM71 6H73V5L71 4ZM205 6H206V5H205ZM211 6H212V5H211ZM214 6H213V7H214ZM218 6H219V5H218ZM237 6H238V5H237ZM257 6H258L257 9L254 8V7H257ZM262 6H261V7H262ZM6 7H8V6H6ZM12 7H13V6H12ZM23 7H24V6H23ZM27 7H28V6H27ZM37 7H39V6L37 5ZM40 7H41V6H40ZM77 7H79V6L77 5ZM77 7H76V8H77ZM201 7H202V6H201ZM207 7L210 8V6H207ZM207 7H206V8H207ZM222 7H220V9H221ZM227 7H228V5H227ZM244 7H245V6H244ZM3 8H5V7H3ZM13 8L15 9V7H13ZM18 8H19V7H18ZM209 8H208V10H209ZM214 8H215V7H214ZM218 8H219V7H217V9H218ZM238 8H240V7L238 6ZM238 8H234L235 11H236V9H238ZM246 8H247V7H246ZM14 9H13V10H14ZM69 9H70V8H69ZM80 9H81V8H80ZM198 9L201 10V9H204V8H198ZM198 9H197V10H198ZM230 9H229V11L227 10L228 12L226 11L227 14L231 15L230 13H233V14H236V15H237V12L235 13L234 10H232V11H234V12H232V11L230 12ZM244 9H245V8H244ZM9 10H10V9H9ZM9 10H5V11H9ZM11 10H12V8H11ZM19 10H20V9H19ZM72 10H74V8H73ZM72 10H71V11H72ZM78 10H79V9H78ZM208 10H207V11H208ZM211 10L215 11L213 8H212ZM221 10H222V9H221ZM225 10H226V9H224L223 11H225ZM239 10H240V9H239ZM251 10H250V12H251V14L253 15V13H252L253 10H252V11H251ZM2 11H3V10H1V12H2ZM5 11H3V12L5 13ZM16 11H17V10H16ZM75 11H76V10H75ZM82 11H83V10L81 9V10L78 11V13H76V14H79V19L77 18L78 20H80V19H81V16L84 15V12H82ZM203 11H204V10H203ZM205 11H206V10H205ZM207 11H206V12H207ZM223 11H221V12L219 11V12L222 13ZM246 11H247V10H246ZM259 11H260V10H259ZM12 12H13V11H11V14H12ZM17 12H18V11H17ZM26 12H27V11H26ZM197 12H200V11H196V13H197ZM201 12H202V11H201ZM201 12H200V14H201ZM206 12H205V13H206ZM208 12H210V11H208ZM208 12H207V15H206V16L209 15ZM215 12H216V11H215ZM242 12H244V11H242ZM242 12H240V15L242 14ZM6 13H8V12H6ZM19 13H21V10H20ZM65 13H66V12H65ZM72 13H73V11H72ZM72 13H71V14H72ZM202 13H203V12H202ZM211 13H212V12H211ZM220 13H219V14H220ZM238 13H239V12H238ZM247 13H249V12L247 11L246 14H247ZM258 13L260 14V12H258ZM262 13H264L263 9H262ZM11 14H10V15H11ZM28 14H29V13H28ZM74 14H75V13H74ZM74 14H73V16H74ZM181 14H182V13H181ZM213 14H214L213 18H214V17L217 18L216 16H217V14H218V11H217V13H214V12H213V13L211 14V16H212ZM215 14H216V16H215ZM219 14H218V15H219ZM246 14H244L243 16H245ZM249 14H250V13H249ZM254 14H255V13H254ZM256 14H257V12H256ZM256 14H255V17H256ZM2 15H3V14H2ZM4 15H6V14H4ZM15 15H16V14H15ZM18 15H19V14H18ZM22 15H23V14H22ZM155 15H156V14H155ZM169 15H170V14H169ZM191 15H192V14H191ZM196 15H199V14L197 13V14H195V16H196ZM202 15H204V13H203ZM222 15H223V14H222ZM224 15H226V14L224 13ZM238 15H239V14H238ZM238 15H237V16H238ZM257 15H258V14H257ZM260 15H261V14H260ZM0 16H1V13H0ZM20 16H21V14H20ZM20 16H19V17H20ZM70 16H71V15H70ZM137 16H138V15H137ZM172 16H173V15H172ZM187 16H188V15H187ZM193 16H194V14H193ZM219 16H220V17H219ZM219 16H218L219 19L217 18L218 20H217V19L214 20V23H215L216 20L219 21V20H221L222 18H225V17H223V16L221 17V14H220ZM237 16H235V17H237ZM247 16H248V14H247ZM21 17H22V16H21ZM21 17H20V18H21ZM74 17H76V15H75ZM130 17L132 18V16H129V18H128L127 20H130V19H131ZM134 17H135V16H134ZM156 17H157V16H156ZM170 17H171V16H170ZM174 17H175V16H174ZM177 17H179V16L177 15ZM182 17H183V16H182ZM196 17H197V16H196ZM201 17L204 18L205 15H204V17H203V16H201ZM226 17H227V18H230V17L227 16V15H226ZM233 17H234V15H233ZM235 17H234V19H232V17H231L230 19L234 20V22H235V19H236ZM252 17H254V16H252ZM259 17H260V16H259ZM259 17H258V18H259ZM2 18H3V16H2ZM6 18H7V17H6ZM6 18H5V19H6ZM11 18H13V17H11ZM16 18H17V17H16ZM137 18H138V17H137ZM139 18H140V17H139ZM151 18H153V16H152ZM175 18H176V17H175ZM179 18H180V17H179ZM186 18H188V17H186ZM193 18H194V17H193ZM208 18H210V16H209ZM208 18L206 17L207 20H208ZM213 18H211V19H213ZM227 18H226V19H227ZM242 18H243V17H242ZM244 18H246V17H244ZM258 18H256L257 21H260V20L264 21L262 18H261L260 20H258ZM263 18H264V16H263ZM5 19H4V20H5ZM13 19H14V18H13ZM121 19H122V18H120V20H121ZM154 19H155V17H154ZM176 19H177V18H176ZM190 19H191V18H190ZM204 19H205V18H204ZM211 19H210V22L212 21V23H213V20H211ZM249 19H250V18H249ZM254 19H255V18H254ZM254 19H252V20H254ZM1 20H2V19H1ZM15 20H16V19H15ZM19 20H20V19H19ZM74 20H75V19H74ZM141 20H142V19H141ZM155 20H156V19H155ZM177 20H178V19H177ZM180 20H181V19H180ZM184 20H185V19H184ZM184 20L182 19V22H183ZM191 20H192L191 22L194 21V23H196V21H195L194 19H191ZM196 20H198V19L196 18ZM202 20H203V19H202ZM207 20H206V21H207ZM227 20H228V19H227ZM243 20H244V19H243ZM250 20H251V19H250ZM133 21H134V20H133ZM138 21H139V19H138ZM144 21H146V20H144ZM150 21H152V20L150 19ZM150 21H149L148 23H151ZM178 21H179V20H178ZM178 21L176 22V25L179 24ZM185 21H186V20H185ZM185 21H184V23H186ZM188 21H189V19H188ZM198 21H199V20H198ZM257 21H256V22H257ZM2 22H4V21L2 20ZM10 22H11V21H10ZM76 22H78V21H76ZM76 22H74L73 24H75ZM80 22H81V21H80ZM80 22H78V23H80ZM123 22H124V21H123ZM126 22L128 23V21H126ZM136 22H137V21H136ZM200 22H201V20L199 21V23H200ZM203 22H204V21H203ZM208 22H209V21H208ZM220 22H221V21H220ZM227 22L230 23V20L227 21ZM227 22H226V23H227ZM234 22H233L232 24H234ZM237 22H239V21L237 20ZM248 22H249V20H248ZM251 22H252V21H251ZM6 23H9V22H6ZM71 23H72V22H71ZM114 23H115V22H114ZM124 23H125V22H124ZM131 23H132V21H131ZM201 23H202V22H201ZM204 23H205V22H204ZM216 23H219V22H216ZM241 23H242V21H241ZM245 23H246V22H245ZM253 23H255V22L253 21ZM259 23H261V21H260ZM10 24H11V23H10ZM10 24L5 25V26H7L6 28H8V29L11 28L12 26L9 27ZM12 24H14V21H13ZM12 24H11V25H12ZM20 24H21V23H20ZM112 24H113V23H112ZM118 24H120V22L116 23L117 26H118ZM133 24H134V23H133ZM137 24H139V23H137ZM145 24H147V23H145ZM180 24H181V23H180ZM182 24H183V23H182ZM188 24L191 25L190 22H189ZM188 24H187V25H188ZM207 24H208V23H207ZM207 24H206V26H204V27H207ZM227 24H228V23H227ZM232 24H228V25H232ZM246 24H247V23H246ZM249 24L252 26V24H251L250 22H249ZM257 24H258V22H257ZM257 24H256V26H258ZM17 25H18V24H17ZM114 25H115V24H114ZM121 25H122V24H121ZM121 25H120V26H121ZM151 25H152V24H151ZM164 25H165V24H164ZM169 25H170V23H169ZM176 25H175V26H176ZM184 25H185V24H183V27H184ZM196 25H197V24H196ZM210 25H211V24H210ZM210 25H209V26H210ZM213 25H214V24H213ZM213 25L210 26V27H214ZM216 25H218V24H216ZM235 25H238V24H235ZM240 25H241V24H240ZM253 25L255 26V24H253ZM2 26H3V25H2ZM5 26H3V27L5 28ZM124 26H125V25H124ZM147 26H148V25H147ZM153 26H154V25H153ZM173 26H174V25H173ZM180 26H181V25H180ZM193 26H194V24H193ZM199 26H200V25H199ZM199 26H197V27L200 28V30H201V27H199ZM202 26H203V25H202ZM262 26H264V23H262ZM0 27H1V26H0ZM3 27H2V28H3ZM13 27L16 28L17 26H16V25H15V26L13 25ZM122 27H123V26H122ZM129 27H130V25H129ZM149 27H150V25H149ZM165 27H166V26H165ZM177 27H179V26L177 25ZM181 27H182V26H181ZM181 27H179V28H181ZM183 27H182V28H183ZM190 27H191V26H190ZM190 27L187 26V28H190ZM194 27H195V26H194ZM197 27H196V28H197ZM232 27H233V26H230L231 30H232L235 26H234L233 28H232ZM2 28H0V29H2ZM4 28H3V30H4ZM6 28H5V29H6ZM38 28H39V29H38ZM45 28H46V27H45ZM113 28L116 29L117 27H116V26H115V27L113 26ZM118 28H119V27H118ZM120 28H121V27H120ZM137 28H138V27H137ZM143 28H144V27H143ZM167 28H168V27H167ZM169 28H172V27H169ZM182 28H181V29H182ZM185 28H186V27H185ZM187 28H186V29H187ZM198 28H197V29H198ZM238 28H239V26H238ZM238 28L235 27V30L238 29ZM252 28H253V27H252ZM255 28H259V29H260V26L255 27ZM8 29L6 30V32L8 31ZM12 29H13V28H11L8 32H11ZM47 29H48V28H47ZM50 29H51V28H50ZM81 29H82V28H81ZM123 29H124V28H123ZM138 29H139V28H138ZM145 29H147V28L145 27ZM173 29H174V28H173ZM175 29H176V28H175ZM186 29H182V30H186ZM192 29L194 30L193 27H192ZM207 29H209V27H208ZM213 29H214V28H213ZM15 30H16V29H15ZM43 30H44V29H43ZM124 30H125V29H124ZM127 30L129 31V29H127ZM147 30H148V29H147ZM147 30H146V32H147ZM165 30H166V29H165ZM188 30H189V29H188ZM188 30H187V33L189 32ZM198 30H199V29H198ZM198 30H194V31L196 32V34L201 33L200 31L197 33ZM203 30H204V32H205V29H204V28H203ZM210 30H211V29H210ZM215 30H216V29H215ZM215 30H212V31H215ZM229 30H230V29H229ZM231 30H230V31H231ZM235 30H234V31H235ZM249 30H250V28H249ZM251 30H252V29H251ZM255 30H256V29H255ZM262 30H263V28H262ZM1 31H2V30H1ZM115 31H118V30H115ZM121 31L123 32L122 29H121ZM125 31H126V30H125ZM125 31H124V32H125ZM128 31H127V32H128ZM138 31H139V30H138ZM174 31H175V30H174ZM194 31L191 30V32H193V33L195 34ZM236 31H237V30H236ZM242 31H243V27H242ZM253 31H254V30H253ZM12 32H15V31H12ZM55 32H56V31H55ZM127 32H125V33H127ZM135 32H136V31H135ZM202 32H203V31H202ZM206 32L208 33V31H206ZM209 32H211V31H209ZM237 32H238V31H237ZM244 32H246V31L244 30L243 33H244ZM0 33L2 34V32H0ZM41 33H42V32H41ZM41 33H40V34H41ZM50 33H51V32H50ZM52 33H54V32H52ZM52 33H51V34H52ZM82 33L84 34V32H82ZM116 33H117V32H116ZM125 33H124V34H125ZM129 33H130V32H129ZM159 33H160V32H159ZM168 33H169V32H168ZM170 33H171V32H170ZM184 33H185V32H184ZM193 33H192V34L190 33V34L193 35ZM211 33H212V32H211ZM216 33H217V32H216ZM241 33H242V32H240V34H241ZM246 33H248V30H247ZM251 33H252V32H251ZM256 33H257V32H256ZM256 33H255V34H256ZM9 34H12V33H9ZM14 34H15V33H14ZM16 34H17V33H16ZM83 34H82V35H83ZM117 34H118V33H117ZM124 34H123V35H124ZM127 34H128V33H127ZM131 34H132V33H131ZM151 34H152V33H151ZM165 34H166V33H165ZM240 34H239V35H240ZM253 34H254V33H253ZM258 34H259V32H258ZM41 35H42V34H41ZM82 35H80V36L82 37ZM118 35H119V34H118ZM143 35H144V34H143ZM149 35H150V34H149ZM159 35H160V34H159ZM177 35H178V34H177ZM187 35H188V34H187ZM187 35H186V36H187ZM199 35H200V34H199ZM202 35L204 36V34H202ZM202 35H200V36H202ZM205 35H207V34H205ZM213 35H215V34H213ZM242 35H243V34H242ZM247 35H250V34H247ZM251 35H252V34H251ZM259 35H260V34H259ZM259 35H258V36H259ZM34 36H35V35H34ZM44 36H45V34H44ZM53 36H54V35H53ZM120 36H121V35H120ZM151 36H152V35H151ZM179 36H180V35H179ZM195 36H196V38H198L199 40H204L203 38L206 37V36H204L202 39H200L201 37L199 38V37H197V35H194L193 37H195ZM207 36H208V35H207ZM216 36H217V35H216ZM222 36H223V35H222ZM236 36H238V35H236ZM256 36H257V35H256ZM256 36L253 35L254 39H255ZM258 36H257V39H258ZM5 37H6V36H4L3 38H5ZM11 37H12V36H11ZM18 37H19V36H18ZM47 37H50V36L48 35ZM73 37H74V36H73ZM75 37H77V35H76ZM78 37H79V36H78ZM128 37H129V36H128ZM156 37H157V36H156ZM181 37L183 38V36H181ZM188 37H189V36H188ZM210 37H211V36H210ZM245 37H247V36H245ZM1 38H2V36H1ZM1 38H0V40H1ZM9 38H10V37H9ZM13 38H14V37H13ZM16 38H17V37H16ZM16 38H15V39H16ZM20 38H21V37H20ZM39 38H42V37L39 36ZM55 38H56V37H55ZM79 38H80V37H79ZM79 38H77V39L79 40ZM131 38H132V37H131ZM186 38H187V37H186ZM207 38H209V37H206V41H208ZM213 38H216V37L213 36ZM239 38H241V35H240ZM250 38H252V37H250ZM250 38H249V39H250ZM5 39H6V38H5ZM36 39H37V38H36ZM43 39H44V38H43ZM75 39H76V38H75ZM85 39H87V38H85ZM85 39L83 38L84 42H85ZM118 39H120V38H118ZM118 39H117V40H118ZM124 39H126V38H124ZM151 39H152V38H151ZM178 39H179V38H177L176 40L178 41ZM190 39H191V38H190ZM193 39H194V38H192V40H193ZM198 39H197V40H198ZM211 39H212V38H211ZM243 39H244V36H243ZM254 39H253V40H254ZM7 40H9V39H7ZM7 40H6V41H7ZM17 40H18V39H17ZM37 40H38V39H37ZM39 40H40V39H39ZM41 40H42V39H41ZM78 40H77V41H78ZM117 40H115V41H117ZM129 40H130V39H129ZM148 40H149V39H148ZM161 40H162V39H161ZM185 40H186L187 42L189 41V39H185ZM199 40H198V41H199ZM214 40H215V39H214ZM234 40H235V39H234ZM240 40H242V39H240ZM240 40H239V41H240ZM246 40H247V38H246ZM246 40H244L243 42H246ZM253 40H252V42H253ZM263 40H264V39H263ZM6 41H4V42H6ZM15 41H16V40H14V43H16ZM43 41H45V39H44ZM46 41H47V40H46ZM79 41H81V39H80ZM118 41H119V40H118ZM120 41H123V40H120ZM130 41H131V40H130ZM132 41H133V40H132ZM134 41H135V40H134ZM198 41H197V42H198ZM209 41H210V40H209ZM220 41H221V40H220ZM250 41H251V39H250ZM255 41H256V40H255ZM255 41H254V42H255ZM9 42H10V44L13 43V42L11 41V38H10V41H9ZM19 42H20V41H19ZM54 42H55V41H54ZM81 42H82V41H81ZM111 42H113V41H111ZM178 42H180V41H178ZM183 42H184V40H183ZM187 42H186V44H187ZM200 42H202V41H200ZM233 42H234V41H233ZM233 42H232V43H233ZM241 42H242V41H241ZM248 42H249V41H248ZM20 43H21V42H20ZM31 43H32V42H31ZM133 43H134V42H133ZM149 43H150V41H149ZM154 43H155V42H154ZM181 43H182V42H181ZM181 43H180V45H181ZM188 43H189V42H188ZM192 43H193V41H192ZM203 43H204V41H203L202 44H200V45L202 46ZM206 43H207V42H206ZM236 43H238V42H236ZM249 43H251V42H249ZM3 44H4V43H3ZM5 44H6V43H5ZM16 44H17V43H16ZM78 44H79V43H78ZM85 44H86V43H84V45H85ZM111 44H112V43H111ZM151 44H152V43H151ZM164 44H165V43H164ZM164 44H162V45H164ZM190 44H191V43H189L187 46H190ZM193 44H194V43H193ZM193 44H192V45H193ZM195 44H196V43H195ZM198 44H199V43H198ZM198 44H196V46H197ZM214 44H215V43H214ZM239 44H240V46H242L241 43H239ZM239 44H238V45H239ZM243 44H244V43H243ZM245 44H247V42H246ZM258 44H259V42H258ZM14 45H15V44H14ZM18 45H19V43H18ZM28 45H29V44H28ZM30 45H31V47H32V44H30ZM50 45H51V44H50ZM79 45H80V44H79ZM125 45H126V44H125ZM180 45H179V47H181ZM182 45L184 46L185 44H182ZM211 45H212V44H211ZM254 45H255V43H254ZM23 46H24V45H23ZM36 46H35V47H36ZM148 46H149V45H148ZM148 46H147V47H148ZM206 46H207V44H206ZM258 46H259V47H257V45H256L257 48H261L262 45L260 46V44H259ZM3 47H5V46H3ZM10 47H11V46H10ZM10 47H9V48H10ZM13 47H14V46H13ZM13 47H12V48H13ZM29 47H30V46H28V50L31 48V47H30V48H29ZM47 47H48V46H47ZM77 47H78V45H77ZM83 47H84V46H83ZM83 47H82V48H83ZM116 47H118V46H116ZM116 47H115V48H116ZM124 47H125V46H124ZM185 47H186V46H185ZM198 47H199V45H198ZM198 47H197V48H198ZM203 47H204V45H203ZM211 47H212V46H211ZM230 47H231V46H230ZM236 47H238V46H236ZM244 47H246V45H245ZM244 47H242V48H244ZM249 47H250V45H249ZM249 47H247V48H249ZM253 47H254V46H253ZM256 47H255V48H256ZM7 48H8V45H7ZM9 48H8V49H9ZM18 48H19V47H18ZM23 48H24V47H23ZM23 48H22V50H23ZM84 48H85V47H84ZM107 48H108V47H107ZM182 48H183V47H181V51H180L181 54H182V52H183ZM186 48H187V47H186ZM193 48H196L195 45L193 46ZM209 48H210V47H209ZM31 49H32V48H31ZM33 49H34V47H33ZM33 49H32V50H33ZM47 49H49L48 51H49V53H50V52H51V51H50V48H47ZM78 49H79V48H78ZM108 49H109V48H108ZM110 49H111V47H110ZM110 49H109V50H110ZM124 49H125V48H124ZM147 49H150V48L148 47ZM147 49H144V50H147ZM204 49H206V48L204 47ZM228 49H229V48H228ZM235 49H236V48H235ZM237 49L239 50L240 47L237 48ZM237 49H236V50H237ZM252 49H254V48H252ZM17 50H18V49H17ZM19 50H20V49H19ZM19 50H18V52H19ZM84 50H85V49H84ZM84 50H83V51H84ZM102 50H104V49L102 48ZM105 50H106V49H105ZM105 50H104V52H105ZM109 50H108V52H109ZM127 50H128V49H127ZM154 50H155V49H154ZM200 50H201V48H200ZM232 50H233V49H232ZM236 50H234V51L237 52ZM241 50H242V49H241ZM243 50H244L245 52L247 51L246 49H243ZM8 51H9V50H8ZM23 51H24V50H23ZM23 51H22V53H23ZM26 51H27V50H26ZM81 51H82V50H80V53H79L78 50H77V52L80 54V56H81ZM114 51H115V50H114ZM165 51H166V50H165ZM193 51H194V49H193ZM202 51H204V50H202ZM206 51H208V50H206ZM244 51H243V52H244ZM255 51H256V50H255ZM255 51H254V52H255ZM257 51H259V49H258ZM260 51H261V50H260ZM260 51H259V52H260ZM6 52H7V51H6ZM18 52H17V53H18ZM29 52H30V51H29ZM43 52H44V53H43ZM46 52H47V51H46ZM100 52H101V50H100ZM104 52H103V53H104ZM111 52H112V50L110 51V53H111ZM146 52H147V51H146ZM146 52H145V54H146ZM169 52H170V51H169ZM185 52H186V51H185ZM188 52H189V51H188ZM188 52H187V53H188ZM196 52H197V50H196ZM196 52H195V54H196ZM238 52H242V51H238ZM252 52H253V51L251 50V53H252ZM254 52H253V53H254ZM262 52H263V51H262ZM20 53H21V52H20ZM49 53H48V54H49ZM51 53H52V52H51ZM73 53H74V51H73ZM83 53H84V52H83ZM95 53H96V52H95ZM110 53H107V54H110ZM161 53H162V52H161ZM198 53H200V52L198 51ZM201 53H202V52H201ZM213 53H214V52H213ZM213 53H212V54H213ZM216 53H217V52H216ZM263 53H264V52H263ZM23 54H24V53H23ZM27 54H28V53H27ZM45 54H46V53H45ZM53 54H54V53H53ZM67 54H70V53H67ZM98 54H99V53H98ZM100 54H101V53H100ZM100 54H99V56H100ZM107 54H106V55H107ZM176 54H177V53H176ZM203 54H204V53H203ZM241 54H243L242 56L244 57V53H241ZM246 54H247V52L245 53V56H247ZM248 54H249V56L246 57V58L240 63V65H239V64H238V66L233 65L234 68L236 67V69H235V71H234L233 73H232V70H230V69L228 68V69L231 71V75H232V77H233V74H235V76H236V75H238L240 72H241V74L244 73L246 67H247L248 65L251 64V62L249 61V57L251 56L250 53H249V51H248ZM255 54H256V52H255ZM255 54H253V56H256ZM257 54H258V53H257ZM259 54L261 55V53H259ZM6 55H7V54H6ZM6 55H5V56H6ZM13 55H14V54H13ZM15 55H16V52H15ZM29 55H30V54H29ZM46 55H47V54H46ZM62 55H63V54H62ZM76 55L78 56V54H76ZM82 55H83V54H82ZM85 55H86V54H85ZM103 55H104V54H103ZM103 55H102V56H103ZM115 55H116V54H115ZM118 55H119V54H118ZM164 55H165V54H164ZM168 55H169V53H168ZM182 55H185V53L182 54ZM182 55H181V56H182ZM191 55H192V54H191ZM196 55H197V54H196ZM205 55H207V54H205ZM205 55H204V56H205ZM213 55H214V54H213ZM235 55H237V54L234 53V56H235ZM8 56H9V55H8ZM8 56H7V57H8ZM24 56H25V55H24ZM27 56H28V55H27ZM31 56H32V54H31ZM44 56H45V55H44ZM49 56H50V55H49ZM64 56H65V55H64ZM64 56H63V57H64ZM193 56H194V55H193ZM201 56H203V55L201 54ZM209 56H210V55H209ZM234 56L232 55V57H234ZM238 56H239V55H238ZM10 57H11V56H10ZM18 57H19V55H18ZM18 57H17V58H18ZM29 57H30V56H29ZM34 57H35V56H34ZM45 57H46V56H45ZM47 57H48V56H47ZM52 57H53V55H52ZM63 57H62V58H63ZM81 57H82V56H81ZM107 57H108V56H106L105 58H107ZM109 57H110V55H109ZM114 57H115V56H114ZM114 57H113V58H114ZM157 57H158V56H157ZM196 57H197V56H195V58H196ZM198 57H199V56H198ZM256 57H257V56H256ZM13 58H14V56H13ZM23 58H24V57H23ZM23 58H22V59H23ZM30 58H31V57H30ZM36 58H37V57H36ZM41 58H42V57H41ZM43 58H44V57H43ZM43 58H42V59H43ZM49 58H50V57H49ZM95 58H96V57H95ZM101 58H102V57H101ZM146 58H147V57H146ZM146 58H145V59H146ZM155 58H156V57H155ZM167 58H168V57H167ZM192 58H193V57H192ZM195 58H194V59H195ZM202 58H203V57H202ZM220 58L224 59L225 57L223 58V57L220 56ZM236 58H237V56H236ZM252 58H253V57H252ZM257 58H258V57H257ZM9 59H10V58H9ZM15 59H16V58H15ZM28 59H29V58H28ZM34 59H35V58H34ZM51 59H52V58H51ZM73 59H74V58H72V60H73ZM75 59H76V57H75ZM81 59H82V58H81ZM108 59H109V58H108ZM114 59H115V58H114ZM160 59H161V58H160ZM162 59H163V58H162ZM188 59H190V58H188ZM194 59H193V60H194ZM197 59H198V58H197ZM197 59H195V60H197ZM222 59H221V60H222ZM228 59H229V58H228ZM239 59H240V57H239ZM263 59H264V58H263ZM11 60H13V59H11ZM17 60H18V59H17ZM17 60H13V62H14V61H17ZM36 60H37V59H36ZM72 60H71V61H72ZM112 60H113V59H112ZM116 60H117V58H116ZM153 60H154V59H153ZM198 60H200V59H198ZM204 60H205V59H204ZM218 60H219V59H218ZM221 60H220V61H221ZM229 60H230V59H229ZM231 60H232V59H231ZM236 60H237V59H236ZM236 60H233V62L237 63ZM253 60H254V58H253ZM258 60H260V59H258ZM258 60H256V61H258ZM32 61H33V60H32ZM43 61H44V59H43L41 62H43ZM80 61H81V60H80ZM100 61H101V60H100ZM100 61H99V62H100ZM103 61H104V63L106 62V60H104V59H103ZM113 61H114V60H113ZM144 61H145V60L137 61V64H136V65H137L136 71H138V68L141 69V70H143V69L146 68V66H145V67L143 66ZM146 61H147V60H146ZM227 61H228V60H227ZM251 61H252V60H251ZM261 61H262V59H261ZM261 61H260V63H261ZM18 62H19V63H18ZM26 62H27V61H26ZM34 62H35V61H34ZM47 62H48V61H47ZM73 62H74V61H73ZM96 62H98V60H97ZM110 62H111V61H110ZM152 62H153V61H152ZM154 62H156V61L154 60ZM187 62H189V61H187ZM192 62H194V61H192ZM200 62H201V61H200ZM217 62H218V61H217ZM224 62H226V61H224ZM224 62H223V63H224ZM17 63L20 64V63H22V62H20V60H18ZM28 63H29V62H28ZM28 63H27V64H28ZM44 63H45V62H44ZM71 63H72V62H71ZM82 63H83V62H82ZM91 63L95 64L94 61L91 62ZM111 63H112V62H111ZM135 63H136V62H135ZM148 63H151V60H150L149 62H147V64H148ZM194 63H195V62H194ZM194 63H193V64H194ZM227 63H228V62H226V64H227ZM230 63H231V61H230ZM235 63H233V64H235ZM238 63H239V62H238ZM249 63H250V64H249ZM260 63H259V64H260ZM56 64H57V63H56ZM79 64H80V63H79ZM99 64H100V63H99ZM101 64H103V62H101ZM108 64H110V63H108ZM145 64H146V63H145ZM145 64H144V65H145ZM147 64H146V65H147ZM158 64H159V62H158ZM170 64H171V63H170ZM190 64H191V63H190ZM216 64H217V63H216ZM220 64H221V63H220ZM226 64H224V66H226ZM252 64H254L255 66L258 65V64H255V63H252ZM7 65H9V64H7ZM10 65H11V64H10ZM10 65H9V66H10ZM21 65H23V63H22ZM24 65H26V64L24 63ZM36 65H37V64H36ZM41 65H42V63H41ZM41 65H40V66H41ZM44 65H45V64H44ZM74 65H75V64H74ZM74 65H73V67L76 66V65H75V66H74ZM148 65L151 67V64H148ZM196 65H197V63H196ZM227 65H228V64H227ZM231 65H232V64H231ZM28 66L30 67V65H28ZM38 66H39V65H38ZM69 66H71V65H69ZM69 66H67V67H69ZM80 66H81V64H80ZM94 66H95V65H94ZM96 66H97V64H96ZM157 66H158V65H157ZM187 66H188V65H187ZM218 66H219V64H218ZM222 66H223V65H222ZM233 66L231 67V69L233 68ZM12 67H13V64H12ZM29 67H28V68H29ZM36 67H37V66H36ZM54 67H55V66H54ZM61 67H63V65H62ZM78 67H79V66H78ZM190 67H191V66H190ZM193 67H194V65H193ZM228 67H229V65H228ZM251 67H252V66H251ZM251 67H250V68H251ZM253 67H254V66H253ZM25 68H26V67H25ZM31 68H32V67H31ZM34 68H35V67H34ZM34 68H33V69H34ZM37 68H38V67H37ZM70 68H71V67H70ZM70 68H68V70H69ZM89 68H90V67H89ZM153 68L156 69L157 67L154 66ZM153 68H151V70H152ZM188 68H189V67H188ZM203 68H204V66H203ZM216 68H217V70H218V67H216ZM220 68H221V66H220ZM223 68H224V67H222L221 69L223 70ZM225 68H227V66H226ZM256 68H257V67H255L254 69H256ZM29 69H30V68H29ZM35 69H36V68H35ZM57 69H58V68H57ZM64 69H66V68H64ZM71 69H72V68H71ZM74 69H75V68H74ZM77 69H78V68L76 67V70H77ZM110 69H111V68H110ZM126 69L129 70V68H126V67H125L124 70H121V71H122V72H121L122 74H119L117 77H115V78H116V80L114 79L115 82H113L112 84L109 82V83H110V84H108V85H109V88L101 89V90L99 91L98 95H96V96H98V98L95 96V97L98 99V101L96 100L98 103H100V101H102V102L105 101V99L102 100L103 96L106 95V96L110 97V96L113 95V92L116 93L118 90L120 91V87H119V89H116V88H118V86H119L120 84L122 85V82L125 81V80L127 79L126 77H124V75L126 74L125 72L128 71V70H126ZM206 69H207V68H205L204 71H205ZM210 69H211V67H210ZM213 69H214V67H213ZM228 69H224V70H225V74L223 73L224 71H221V72H222L224 75H226V74H227L226 71L229 72ZM247 69H248V68H247ZM252 69H253V68H252ZM252 69H251V70L249 69L250 71L247 70V71H249V72H247V73L245 72L246 74H244V75H248V73L251 75L250 72L252 71ZM260 69H262V67H260ZM263 69H264V68H263ZM9 70H10V69H9ZM11 70H12V68H11ZM53 70H54V69H53ZM61 70H62V69H60V71H61ZM66 70H67V69H66ZM72 70H73V69H72ZM72 70H69V71H72ZM131 70H132V72L130 71V72L127 73V74H128V77H133V76L137 77V76L135 75L136 71H133L132 68H131ZM151 70L149 69V71H151ZM160 70H161V69H160ZM163 70H164V69H163ZM167 70H168V69H167ZM167 70H166V72L168 73L169 70H168V71H167ZM187 70H189V72L191 71V69H187ZM199 70H200V69H199ZM207 70H208V69H207ZM107 71H108V70H107ZM115 71H116V70H115ZM139 71H140V70H139ZM139 71H138L136 74H138ZM154 71H155V70H154ZM209 71H210V70H209ZM209 71H208V72H209ZM214 71H215V69H214ZM75 72H76V71H75ZM103 72H104V71H103ZM159 72H160V71H159ZM180 72H181V71H180ZM189 72H188V75H189ZM219 72H220V71H219ZM219 72H218V73H219ZM221 72H220V74H221ZM253 72H254V70H253ZM7 73H8V72H7ZM9 73H10V72H9ZM70 73H71V72H70ZM72 73H73V72H72ZM101 73H102V72H101ZM142 73H143V72H142ZM150 73H153V72H150ZM161 73H163V72H161ZM164 73H165V72H164ZM190 73H191V72H190ZM192 73H196V72H192ZM216 73H217V72H216ZM255 73H256V71H255ZM55 74H58V72L55 73ZM89 74H90V73H89ZM109 74H110V73H109ZM109 74H108V75H109ZM114 74H115V73L112 72V76H113ZM127 74H126V75H127ZM169 74H170V72H169ZM185 74H186V72H185ZM223 74H221V75L223 76ZM257 74H258V73H257ZM8 75H9V74H8ZM138 75H139V74H138ZM147 75H148V73H147ZM151 75H152V74H151ZM151 75H150V76H151ZM164 75H165V74H164ZM164 75H163V76H164ZM183 75H184V74H183ZM186 75H187V74H186ZM211 75H212V74H211ZM231 75L229 74V75H227V76L230 77ZM239 75H240V74H239ZM242 75H243V74H242ZM252 75H253V74H252ZM252 75H251V76H252ZM260 75H261V74H260ZM143 76H144V75H143ZM143 76H142V77H143ZM168 76H169V75H168ZM181 76H182V75H181ZM203 76H204V75H203ZM218 76H219V74H218ZM222 76H220V78H221ZM227 76H226V77H227ZM251 76H248V77L250 78ZM253 76H254V75H253ZM256 76H258V75H256ZM86 77H87V76H86ZM140 77H141V76H140ZM165 77H166V76H165ZM177 77H178V76H177ZM185 77H186V76H184V78H185ZM187 77L190 78V76H187ZM213 77H215V75H214ZM216 77H217V74H216ZM226 77L224 78L225 80L228 78V77H227V78H226ZM243 77H244V76H242V78H243ZM248 77H247V78H248ZM258 77H259V76H258ZM17 78H18V77H17ZM19 78H20V77H19ZM109 78H111V77H109ZM113 78H114V77H113ZM150 78H151V77H150ZM153 78H154V77H153ZM158 78H159V77H158ZM184 78H183V79H184ZM209 78H210V76H209ZM236 78H238V77H236ZM242 78H241V79H242ZM256 78H257V77H256ZM13 79H14V78H13ZM13 79H12V80H13ZM21 79H22V77H21ZM82 79H83V78H81V80H82ZM128 79H129V78H128ZM131 79H132V78H131ZM135 79H136V78H135ZM138 79H139V78H138ZM138 79H136V80H138ZM142 79H143V78H142ZM142 79H141V80H142ZM161 79H163V78H161ZM164 79H166V78H164ZM176 79H177V78H176ZM183 79L181 78V80H183ZM187 79H188V78H187ZM215 79H216V78H215ZM215 79H214V80H215ZM234 79H235V78H234ZM234 79H233V80H234ZM12 80H11V81H12ZM15 80H16V79H15ZM17 80L19 81V79H17ZM109 80H110V79H109ZM132 80H133V79H132ZM139 80H140V79H139ZM143 80H144V79H143ZM181 80H180V81H181ZM225 80H222V79H221V81H225ZM233 80H232V81H233ZM236 80H237V79H236ZM236 80H235V82H236ZM238 80H240V79H238ZM257 80H259V78H258ZM22 81H23V80H22ZM27 81H28V80H27ZM27 81H26V82H27ZM110 81H111V80H110ZM145 81H146V80H145ZM152 81H154V80H152ZM164 81H166V80H164ZM189 81H190V80H189ZM209 81H210V80H209ZM212 81H213V80H211V82H212ZM240 81H242V82L244 81V83L246 84V81H245L244 79H243V80H240ZM247 81H249V80H247ZM250 81H253V80H250ZM250 81H249V82H250ZM9 82H10V81H9ZM13 82H17V81H12V83H13ZM20 82H21V80H20ZM20 82H19V85H20ZM26 82H25V83H26ZM117 82H118V84H117ZM141 82H142V81H141ZM161 82H162V81H161ZM168 82L171 83V82H170V79H169ZM176 82H177V81H176ZM219 82H220V80H219ZM226 82H229V83H227V84H229V85H230L231 83H233V84L235 83L234 81L231 82V80H230V81L228 80V81H226ZM230 82H231V83H230ZM238 82H239V81H238ZM253 82H254V81H253ZM255 82H256V81H255ZM258 82H259V83H258ZM258 82H256V83H258V84L260 85L261 82H260V81H258ZM22 83H23V82H22ZM114 83H116V85H114ZM126 83H127V81H126ZM126 83H125V84H126ZM128 83H129V82H128ZM128 83H127V84H128ZM144 83H145V82H144ZM144 83H143V84H144ZM164 83H165V82H164ZM181 83L183 84V82H181ZM181 83H180V84H181ZM212 83H213V82H212ZM214 83H215V82H214ZM214 83H213V84H214ZM222 83H223V82H222ZM256 83H255V85H258V84H256ZM9 84H10V83H9ZM17 84H18V83H17ZM27 84H28V82H27ZM139 84H140V83H139ZM157 84L159 85V83H157ZM160 84H161V83H160ZM175 84H176V85H179L178 83H175ZM184 84H185V82H184ZM208 84H209V82H208ZM216 84H217V82H216ZM216 84H215V85H216ZM218 84H219V83H218ZM220 84H221V83H220ZM220 84H219V85H220ZM227 84H226V85H227ZM233 84H232V85H233ZM245 84H243L244 86H243V85H241V86L245 87V86H246ZM252 84L254 85V83H252ZM263 84H264V72H263ZM19 85H17V86H19ZM24 85H25V84H24ZM112 85H113V86H112ZM121 85H120V86H121ZM144 85H145V84H144ZM148 85H149V84H148ZM154 85H155V84H154ZM167 85H168V84H167ZM170 85H172V84H170ZM173 85H174V83H173ZM210 85H211V84H210ZM210 85H209V86H210ZM229 85H228V86H229ZM232 85H231V86H232ZM234 85H235V84H234ZM234 85H233V86H234ZM11 86H14V85L11 84ZM21 86H23V84H21ZM135 86H136V84H135ZM138 86H139V85H138ZM149 86H151V84H150ZM174 86H175V85H174ZM184 86H187L186 88H188V87H191L192 85H191V86H188V85L185 84ZM236 86H237V83H236ZM241 86H240L239 88H242ZM250 86H251V85H250ZM169 87H170V86H169ZM179 87L181 88V85H179ZM212 87H213V85H211L209 88H212ZM216 87H218V85H217ZM219 87H220V86H219ZM219 87H218V88H219ZM223 87H224V86H223ZM223 87L221 86L220 88H223ZM225 87H226V86H225ZM255 87H256V86H255ZM257 87H259V86H257ZM11 88H12V87H11ZM14 88H15V87H13V90H15ZM16 88H17V87H16ZM19 88H20V87H19ZM123 88H124V87H123ZM227 88H228V87H227ZM229 88H231V87H229ZM229 88H228L227 90H229ZM98 89H99V88H98ZM169 89H170V88H169ZM182 89H183V87H182ZM189 89H190V88H189ZM189 89H188V91H189ZM215 89H217V88H215ZM224 89H225V88H223L222 90L220 89L221 92H222ZM231 89H232V88H231ZM231 89H230V90H231ZM246 89H249V87H247ZM261 89H263L262 86H261V88H260V91H261L262 94H263L262 96H264V91L261 90ZM11 90H12V89H11ZM16 90H18V88H17ZM19 90H20V89H19ZM116 90H117V91H116ZM126 90H128V88H127ZM138 90H139V88H138ZM161 90H162V89H161ZM163 90H164V89H163ZM163 90H162V92H163ZM174 90H175L174 93H175V95H176V89H174ZM183 90H184V89H183ZM183 90H182V91H183ZM185 90H186V89H185ZM211 90H212V89H211ZM211 90H210V91H211ZM217 90H218V89H217ZM225 90H226V89H225ZM225 90H224V91H225ZM258 90H259V89H258ZM94 91H95V90H94ZM96 91H97V90H96ZM140 91H141V90H140ZM140 91H139V92H140ZM146 91H147V90H146ZM169 91H170V90H169ZM171 91H172V89H171ZM171 91H170V93H171ZM192 91H193V90H192ZM196 91H197V90H196ZM196 91H195V92H196ZM198 91H199V90H198ZM200 91H201V90H200ZM218 91H219V90H218ZM218 91H217V92H218ZM224 91H223V92H224ZM235 91H237V90H235ZM248 91H251V90H248ZM16 92H17V91H15V93H16ZM74 92H75V91H74ZM126 92H127V91H126ZM142 92H144V90H143ZM147 92H148V91H147ZM208 92H209V91H208ZM214 92H215V91H214ZM233 92H234V91H233ZM261 92H260V93L257 92L258 95H260ZM91 93H92V92H91ZM122 93H123V92H122ZM129 93H130V92H129ZM129 93L127 92L126 94H129ZM172 93H173V92H172ZM177 93H178V92H177ZM197 93H199V92H196V94H197ZM226 93H227V92H226ZM231 93H232V92H231ZM236 93H240V92L238 91V92H236ZM254 93H255V91H254ZM75 94H78V92L75 93ZM75 94H73V96H74ZM86 94H87V93H86ZM194 94H195V93H194ZM199 94H200V93H199ZM214 94H217V93H214ZM219 94L222 95L223 93H219ZM224 94H225V92H224ZM250 94H251V93H250ZM252 94H253V93H252ZM78 95H79V94H78ZM93 95H94V93H93ZM141 95H142V94H141ZM143 95H144V94H143ZM173 95H174V94H173ZM173 95H172V97H173ZM197 95H198V94H197ZM201 95H202V93H201ZM201 95H200V96H201ZM205 95H206V93H205ZM234 95H235V93H234ZM243 95H244V97H245V95L247 96V94H243ZM243 95L241 96V99H242ZM113 96H114V95H113ZM138 96H139V95H138ZM138 96H137V97H138ZM144 96H145V95H144ZM202 96L204 97V94H203ZM208 96H210V95H208ZM214 96H215V95H214ZM216 96H218V95H216ZM216 96H215V98H216L215 100H217L219 97H220V98L222 97V96H218V97H216ZM231 96H232V95H231ZM254 96H256V95H254ZM262 96L260 95V97H262ZM75 97H76V96H75ZM115 97H116V96H115ZM115 97H114V98H115ZM141 97H142V96H141ZM150 97H151V96H150ZM170 97H171V96H170ZM172 97H171V98H172ZM175 97H176V96H175ZM177 97H178V96H177ZM203 97H202V98H203ZM210 97H212V101H211V99H209V97H208L207 99H205V100H208V99H209V105L211 106V107H210V109H211V108H212V105L214 104V100H213V96H212V94H211ZM223 97H224V96H223ZM226 97H228V96H226ZM238 97H240V96H238ZM244 97H243V99H244ZM247 97H249V95H248ZM257 97H258V96H257ZM87 98H89V97H87ZM92 98H93V97H92ZM96 98H95V99H96ZM122 98H123V97H122ZM145 98H147V97H145ZM178 98H179V97H178ZM184 98H185V97H184ZM220 98H219V99H220ZM254 98H255V97H253V99H254ZM89 99H90V98H89ZM138 99H139V98H138ZM143 99H144V98H143ZM152 99H153V98H152ZM159 99H161V98H159ZM173 99H175V98H173ZM186 99H187V98H186ZM198 99H199V98H198ZM231 99L233 100V98H230V101H231ZM236 99H237V98H236ZM236 99H235V100H236ZM245 99H246V98H245ZM247 99H249V98H247ZM257 99H259V98H257ZM262 99H263V97H262ZM125 100H126V99H125ZM144 100H145V99H144ZM153 100H155V97H154ZM176 100H177V99H176ZM184 100H185V99H184ZM221 100H222V99H221ZM221 100H220V102H221V104H222L223 102H222ZM224 100H225V99H224ZM226 100H228V98H227ZM254 100H255V102H256V99H254ZM78 101H79V100H78ZM85 101H86V99H85ZM87 101H88V100H87ZM92 101H94V100H92ZM128 101H129V100H128ZM140 101H141V100H140ZM156 101H157V102H156L157 105H159V104H160V102H158L159 100H156ZM174 101H175V100H174ZM180 101H181V100H180ZM182 101H183V98H182ZM182 101H181V102H182ZM185 101H186V100H185ZM187 101H188V100H187ZM189 101H191V99H190ZM195 101H197V100L195 99V100L192 101V102H194V104H195V103H197V102H195ZM201 101H202V100H201ZM210 101L213 102V104H210ZM218 101H219V100H218ZM228 101H229V100H228ZM228 101H227V102H228ZM236 101L238 102V100H236ZM239 101H240V100H239ZM89 102H90V101H89ZM102 102H101V103H102ZM106 102H107V100H106ZM141 102H142V101H141ZM181 102H180L179 105L183 104V103H181ZM199 102H200V101H199ZM215 102H216V101H215ZM220 102H219V103H220ZM227 102L223 103V104H224V108H223V109H225V107H226L225 105H227ZM232 102H233V101H232ZM242 102H243V100H242ZM258 102H259V100H258L256 103H258ZM98 103H97V104H98ZM151 103L153 104V102L150 101L149 104L152 105ZM156 103L154 102L155 105H152V106H155V107H156V106H157ZM167 103H168V102H167ZM167 103H165V104H167ZM175 103H176V102H175ZM178 103H179V101H178ZM178 103L173 104L172 106L175 107ZM187 103H188V102H187ZM187 103H186V104L184 103L185 105L183 104V106L186 107V106H189V105H190V107H191V104H192V103H189V105H187ZM200 103H206V102L203 101V102H200ZM219 103L217 102L216 105H218ZM243 103H244V102H243ZM247 103L250 104L251 102H247ZM247 103L245 102L244 104L248 105ZM253 103H254V102H253ZM259 103H261V102H259ZM86 104H87V102H86ZM86 104L84 103L83 105H86ZM97 104H96V105H97ZM106 104H107V103H106ZM112 104H114V102H113ZM115 104H116V103H115ZM168 104H169V103H168ZM235 104H236V103H235ZM237 104H241V102H239V103H237ZM237 104H236V106H237ZM263 104H264V103H263ZM263 104H262V105H263ZM94 105H95V104H94ZM94 105H93V106H94ZM96 105H95V106H96ZM98 105H100V104H98ZM101 105H102V104H101ZM104 105H105V103H103L102 106L104 107ZM121 105H122V104H121ZM205 105H206V104H204V106H205ZM209 105H208V108H209ZM216 105H214V106H216ZM229 105H230V104H229ZM241 105H242V104H241ZM262 105H261V106H262ZM112 106H113V105H112ZM112 106H111V107H112ZM125 106H126V105H125ZM129 106H130V105H129ZM129 106H128V107H129ZM148 106H149V105H148ZM160 106H161V105H160ZM163 106H164V105H163ZM168 106H169V105H168ZM183 106H182V110L184 109ZM198 106H200V104H199ZM198 106H196L195 109L198 110V109H199ZM204 106H201V107L203 108ZM214 106H213V107H214ZM219 106H222V105H219ZM233 106H234V105H233ZM81 107H82V106H81ZM81 107H80V108H81ZM83 107H84V106H83ZM88 107H89V106H88ZM96 107H97V106H96ZM115 107H116V106H115ZM117 107H118V106H117ZM132 107H133V106H132ZM144 107H145V106H144ZM173 107H172V108H173ZM177 107H178V106H177ZM190 107H189V108H190ZM197 107H198V108H197ZM201 107H200V108H201ZM227 107H228V106H227ZM227 107H226V108H227ZM230 107H231V106H230ZM230 107H229V108H230ZM238 107L241 108V106H238ZM243 107H244V105H243ZM262 107H264V105H263ZM84 108L86 109V106H85ZM113 108H114V106H113ZM145 108H146V107H145ZM156 108H157V107H156ZM159 108L162 109V107H159ZM208 108H207V109H208ZM214 108H215V107H214ZM218 108H220V107H218ZM221 108H222V107H221ZM234 108H235V106H234ZM81 109H82V108H81ZM87 109H88V108H87ZM92 109H94V108H92ZM96 109H97V108H96ZM99 109H101V108H99ZM104 109H105V108H104ZM153 109H154V108H153ZM164 109H166V108H164ZM187 109H188V107L186 108V111H187ZM203 109H204V108H203ZM205 109H206V107H205ZM237 109H238V108H237ZM241 109H242V108H241ZM241 109H239V110H241ZM260 109H261V108H260ZM88 110L91 111V109H88ZM102 110H103V109H102ZM109 110H112V112H113V109L110 108ZM109 110L107 109L106 111L110 112ZM114 110H115V109H114ZM123 110H124V109H123ZM137 110H138V109H137ZM159 110H160V109H159ZM174 110L177 111L176 108H175ZM180 110H181V109H180ZM188 110H189V109H188ZM201 110H202V109H201ZM215 110H216V108H215ZM221 110H222V109H221ZM229 110H230V109H229ZM229 110L227 109V110H225V111L229 112ZM231 110H232V109H231ZM242 110H243V109H242ZM246 110H247V109H246ZM246 110H245L244 113H246ZM78 111L80 112V109L77 110V111H75V113L77 114ZM93 111H94V110H93ZM99 111H100V110H99ZM144 111H146V109H145ZM157 111H158V109H157ZM164 111H165V110H164ZM189 111H190V110H189ZM189 111H187V112H188V115H187V112H185V113H186V117H184V114H183V116L179 117V116H180V114H179V116L177 115V118H178V119H179V118H180V119L182 118L181 120H183V117H184V118L186 119L190 114L193 113V112L190 113L191 111H190V112H189ZM204 111H205V110H204ZM204 111H201V112L204 113ZM217 111H218V110H217ZM222 111H224V110H222ZM233 111L235 112V110H233ZM255 111H256V110H255ZM82 112L85 113V112H88V111H85V112H84V109H82ZM97 112H98V111H97ZM100 112H101V111H100ZM104 112H105V111H104ZM104 112H103L102 114H104ZM125 112H126V110H125ZM130 112H131V111H130ZM132 112H133V111H132ZM137 112H138V111H137ZM174 112H175V111H174ZM181 112H182V111H181ZM183 112H184V111H183ZM199 112H200V111H199ZM210 112H211V111H210ZM210 112H208L207 115L210 114ZM213 112H214V111H213ZM247 112H248V111H247ZM72 113H73V112H72ZM83 113H82V114H83ZM88 113H89V115H90V112H88ZM88 113H87V115H88ZM93 113H95V112H93ZM106 113H107V112H106ZM110 113H111V112H110ZM110 113H109V114H110ZM141 113H142V112H141ZM153 113H154V112H153ZM161 113L163 114V110H162ZM170 113H171V110H170ZM170 113H168V114H170ZM172 113H173V112H172ZM172 113H171V114H172ZM175 113H176V112H175ZM175 113H174V114H175ZM177 113H178V112H177ZM189 113H190V114H189ZM230 113H232V112L230 111ZM230 113H229V114H230ZM241 113H242V112H241ZM258 113H259V112H258ZM78 114L81 115V112L78 113ZM78 114H77V115H78ZM100 114H101V113H100ZM100 114H99V115H100ZM122 114L124 115V111H123ZM122 114H121V117H122ZM130 114H131V113H130ZM137 114H139V113H137ZM146 114H147V117L150 115V114H148L147 111H146ZM146 114H145V112H144V115H146ZM156 114H157V112L155 113V115H156ZM158 114H159V111H158ZM158 114H157V115H158ZM174 114H173V115H174ZM181 114H182V113H181ZM205 114H206V113H205ZM212 114H213V113H212ZM216 114H217V113H216ZM216 114H215V115H216ZM227 114H228V113H227ZM229 114H228V115H229ZM246 114H247V113H246ZM259 114H260V113H259ZM77 115H76V116H77ZM87 115H83V116L86 117ZM89 115H88V116H89ZM93 115H94V114H93ZM105 115H107V114H105ZM128 115H129V110H128ZM144 115H143V117H144ZM157 115H156V116H157ZM192 115L195 116V113L192 114ZM197 115H198V114H197ZM201 115L203 116L204 114H201ZM222 115H223V114H222ZM222 115H221V116H222ZM234 115H236V114H234ZM242 115H243V114H242ZM263 115H264V114H263ZM73 116H75V114H74ZM73 116H71V117L69 116L70 118H68V119H71ZM83 116H82L81 118H83ZM97 116H98V115H97ZM101 116H102V115H101ZM103 116H104V115H103ZM111 116H112V115H111ZM111 116H110V117H111ZM119 116H120V115H119ZM165 116H166V115H165ZM167 116H168V115H167ZM170 116H171V115H170ZM175 116H176V115H175ZM202 116L200 117V115H199V117L201 118V122H203V121L205 120V119H204V120L202 121V119H203ZM204 116L206 117V115H204ZM208 116H209V115H208ZM213 116H214V114H213ZM225 116H226V113H225ZM237 116H238V115H236L235 117H237ZM244 116H246V115H244ZM91 117H93V116H91ZM114 117H115V116H114ZM125 117H126V115H125ZM127 117H128V116H127ZM129 117L133 118L132 115H130ZM147 117H145V118H147ZM150 117H151V116H150ZM162 117H164V116H162ZM162 117L160 116L159 118L161 119ZM173 117H174V116H173ZM173 117H171L172 120H173ZM195 117L198 118L197 116H195ZM195 117H194V118H190V120L192 119V121H193V119H194V121H195ZM205 117H204V118H205ZM211 117H212V116H211ZM226 117H227V116H226ZM229 117H230V116H228V118H229ZM81 118H78V119H79V120H82ZM104 118H105V116H104ZM116 118H117V117H116ZM122 118H124V117H122ZM131 118H130V119H131ZM152 118H153V117H152ZM152 118H150V119H152ZM157 118H158V117H157ZM164 118H165V117H164ZM166 118H167V117H166ZM169 118H170V117H169ZM200 118H199L198 120H200ZM214 118H215V117H214ZM216 118H217V116H216ZM224 118H225V117H224ZM224 118H223V119H224ZM231 118H232V117L229 118L230 121H231ZM237 118H238V117H237ZM241 118H242V117H240V121L243 120V119H245V118H242V119H241ZM260 118H261V117H260ZM73 119H74V118H73ZM73 119H71V121H72ZM86 119H87V117H86ZM86 119H83V120L86 121ZM90 119H91V118H90ZM105 119H106V118H105ZM113 119H114V118H113ZM143 119H144V118H143ZM143 119H142V120H143ZM160 119H159V120H160ZM167 119H168V118H167ZM207 119H209V118H206V120H207ZM212 119H213V118H212ZM220 119L222 120V118H220ZM262 119H263V118H262ZM66 120H67V119H66ZM74 120L77 121L76 119H74ZM74 120H73V121H74ZM88 120H89V119H87V121H88ZM99 120H100V119H99ZM159 120H156V123H157V121H159ZM181 120H180V121H181ZM198 120H197V121H198ZM237 120H238V119H237ZM69 121H70V120H69ZM71 121H70V122H71ZM75 121H74V122H75ZM101 121H102V120H101ZM104 121H105V120H104ZM123 121H124V120H123ZM125 121H128V120H126V118H125ZM125 121H124V122H125ZM131 121H132V120H131ZM170 121H171V120H170ZM178 121H179V120H178ZM184 121L187 122L186 124H187V126H188V123H189L188 121H189V120H187V121L184 120ZM192 121H190V123H191ZM219 121H220V120H219ZM227 121H228V119H227ZM243 121H246V120H243ZM263 121H264V119L262 120V122H263ZM70 122H68V123H70ZM80 122H82V121H80ZM89 122H90V121H89ZM96 122H97V120H96ZM124 122H122V123L125 124V125H127V124L129 123V122H128V123H124ZM134 122L136 123V121H134ZM134 122L132 121L133 124H135ZM153 122H154V121H153ZM161 122H162V121H161ZM165 122H166V121H165ZM168 122H169V121H168ZM176 122H177V120H176ZM185 122H184V123H185ZM201 122H200V123L197 122L198 125H199V124L201 125V124L204 123V122H203V123H201ZM205 122H206V121H205ZM215 122H216V121H215ZM221 122H222V121H221ZM225 122H226V121H225ZM228 122H229V121H228ZM233 122H234V120L231 121L230 123H233ZM237 122H238V121H237ZM262 122H260V124H262ZM68 123H67V124H68ZM72 123H73V122H72ZM72 123H71L70 125H72ZM78 123H79V121H78ZM83 123H84V122H83ZM83 123H82V124H79V127H78L77 124H76V122H75V124H76V126L78 127L79 130H80V127L83 125ZM86 123H88V122H86ZM94 123H95V122H94ZM137 123H138V122H137ZM141 123H142V122H141ZM180 123H181V122H180ZM230 123H228V127H229ZM234 123H236V122H234ZM238 123H239V122H238ZM247 123H248V122H247ZM247 123H245V125H246ZM75 124H74V125H75ZM88 124H89V123H88ZM88 124H87V125H88ZM97 124H98V123H97ZM109 124H110V123H109ZM129 124H130V123H129ZM133 124H132V125H133ZM139 124H140V123H139ZM153 124H154V123H153ZM167 124H169V123H167ZM167 124H166V126H167ZM170 124H172V123L170 122ZM173 124H174V122H173ZM173 124H172V125H173ZM178 124H179V123H178ZM178 124H177L176 126H178ZM211 124H213L212 121H211ZM225 124H226V123H225ZM236 124H237V123H236ZM239 124H241V123H239ZM239 124H238V125H239ZM248 124H249V123H248ZM70 125H67V127H69ZM80 125H81V126H80ZM90 125H91V124H90ZM132 125H129V126H130V127H133ZM142 125H143V124H142ZM157 125H158V124H157ZM159 125H161V124H159ZM163 125H164V124H163ZM172 125H170V126H172ZM180 125H181V127H182V125H184V124H180ZM180 125H179V126H180ZM189 125L191 126V125H193V123H192V124H189ZM200 125H199V126H200ZM221 125H222V124H221ZM234 125H235V124H233V126H234ZM238 125H237V126H238ZM258 125H259V124H258ZM88 126H89V125H88ZM91 126H92V125H91ZM95 126H96V125H95ZM115 126H116V124H115ZM135 126H136V124H135ZM135 126H134V127H135ZM139 126H141V125H138V127H139ZM150 126H151V125H150ZM176 126H175V128H176ZM179 126H178V127H179ZM205 126H206V125H205ZM210 126H211V125H210ZM242 126H243V123H242ZM254 126H255V125H254ZM4 127H5V126H4ZM70 127H71V126H70ZM70 127H69V129H67L68 132H69V130H70ZM77 127H75V129H77ZM82 127H83V126H82ZM82 127H81V128H82ZM104 127H105V126H104ZM125 127H126V126H125ZM138 127H137V129H138ZM141 127H143V126H141ZM148 127H149V126H148ZM148 127L146 128V130H148ZM151 127H152V126H151ZM151 127H150V128H151ZM153 127H154V126H153ZM159 127H160V126H159ZM172 127H173V126H172ZM207 127H208V126H207ZM223 127H224V125H223ZM223 127H222V128H223ZM235 127H236V126H234V128H235ZM239 127H241V126H239ZM239 127H238V128H239ZM243 127H244V126H243ZM243 127H241V128L243 129ZM245 127H246V126H245ZM247 127H248V126H247ZM257 127H259V126H257ZM257 127H256V128H257ZM260 127H261V126H260ZM56 128H57V127H56ZM59 128H60V127H59ZM59 128H58V130L60 131ZM71 128H73V126H72ZM98 128H99V127H98ZM157 128H158V126H157ZM173 128H174V127H173ZM183 128H184V126H183ZM185 128H188V127H185ZM193 128L195 129V127H193ZM197 128H198V127H197ZM197 128H196V130H198ZM199 128H200V127H199ZM215 128H216V130L219 131V129H220L221 127H220V128L218 127L219 129H217V125H216ZM232 128H233V127H232ZM241 128H239V129L241 130ZM250 128H252V127H250V125H249V128H247V129H250ZM261 128H262V127H261ZM263 128H264V125H263ZM61 129H62V128H61ZM78 129H77V130H78ZM83 129H85V127H84ZM88 129H89V128H88ZM115 129H116V128H115ZM128 129H129V127H128V128H125V130H128ZM141 129H142V128H141ZM162 129H165V127H164V128L162 127ZM170 129H171V128H170ZM180 129H181V128H180ZM188 129H190V127H189ZM194 129H193V131H195ZM223 129H224V128H223ZM227 129H228V128H227ZM63 130H65V128H64ZM67 130H66V132H67ZM73 130H74V129H73ZM91 130H92V129H90V131H91ZM98 130H99V129H98ZM104 130H105V129H104ZM130 130H132V128H130ZM142 130H143V129H142ZM146 130H145V131H146ZM154 130H155V129H154ZM157 130H158V129H157ZM167 130H168V129H167ZM184 130H186V129H182V131H184ZM190 130H191V129H190ZM190 130H188V132H189ZM205 130H206V129H205ZM212 130H213V128H210V129L207 128V130L205 131L206 133H204V134L207 135V137H209V138H207L206 140H208V142L210 143V145H211V139H212V140L214 139V138H211V135H213ZM220 130H221V129H220ZM229 130H231V129L229 128ZM236 130H237V127H236ZM256 130H257V129H256ZM256 130L253 129L254 132H257V131H258V130H257V131H256ZM263 130H264V129H263ZM54 131H55V130H54ZM61 131H62V130H61ZM84 131H85V130H84ZM90 131H89V132H90ZM93 131H94V130H92V132H93ZM102 131H103V130H102ZM132 131H133V130H132ZM134 131H135V130H134ZM134 131H133V132H134ZM145 131H143V132H145ZM148 131H149V130H148ZM163 131H164V130H162V132H161L162 134H163ZM173 131L176 132L175 129H174ZM177 131H181V130H177ZM182 131H181L180 133H182ZM201 131H203V129H202ZM201 131H199V133H200ZM214 131H215V130H214ZM222 131H224V130H222ZM222 131H221V132H222ZM232 131L235 132V130H232ZM245 131H246V128H245ZM253 131H251V132H253ZM68 132H67V134H68ZM73 132L76 133L75 131H73ZM73 132H71L72 135H73ZM78 132H80V131H78ZM128 132H129L130 134H132L131 131L128 130ZM136 132H137V131H136ZM151 132H152V131H151ZM151 132H150V133H151ZM159 132H160V131H159ZM168 132H169V131H168ZM188 132H186V133H188ZM190 132H192V130H191ZM190 132H189V133H190ZM195 132H196V131H195ZM215 132H216V131H215ZM230 132H231V131H230ZM234 132H233V133H234ZM237 132H239V131H237ZM243 132H244V131H243ZM249 132H250V130H249ZM249 132H248V133H249ZM14 133H15V132H14ZM14 133L12 132V135H13ZM60 133H61V132H60ZM60 133H59V134H60ZM62 133H63V132H62ZM64 133H65V131H64ZM64 133L62 134L63 136H64ZM146 133H147V132H146ZM165 133H166V132H165ZM171 133H173V132H170V134H171ZM186 133H185V134H186ZM189 133H188V134H189ZM197 133H198V132H196V134H197ZM228 133H229V132H228ZM241 133H242V132H241ZM241 133H239V134H241ZM258 133H259V132H258ZM258 133H257V134H258ZM15 134H16V133H15ZM67 134H66V135H67ZM86 134H87V133H86ZM119 134H120V133H119ZM130 134H129V135H130ZM133 134H134V133H133ZM133 134H132V136H134ZM137 134H138V132H137ZM139 134L141 135L140 132H139ZM142 134H143V133H142ZM153 134H154V133H153ZM153 134H151V136H152ZM158 134H159V133H157V135H158ZM166 134H168V133H166ZM173 134H174V133H173ZM177 134H178V136H183V134H182V135H180L179 133H177ZM188 134H187V135H188ZM217 134H218V133H217ZM220 134H221V133H220ZM231 134H232V132H231ZM234 134H235V133H234ZM250 134H252V133H250ZM259 134H261L260 136H261L262 139L264 140V137H263L264 135L262 136V133H259ZM259 134H258V135H259ZM263 134H264V133H263ZM6 135H8V134H6ZM56 135H57V134H56ZM60 135H61V134H60ZM74 135H75V134H74ZM74 135H73V136H74ZM77 135H78V134H77ZM82 135H83V134H82ZM88 135H89V134H88ZM88 135H86V136H88ZM120 135H121V134H120ZM148 135H149V133H148ZM164 135H165V134H164ZM171 135H172V134H171ZM187 135H186V138H188ZM191 135H192V134H191ZM191 135L189 134L190 137H191ZM197 135H198V134H197ZM199 135H202V133L199 134ZM224 135H225V134H224ZM232 135H233V134H232ZM242 135H243V134H242ZM242 135H241V136H242ZM244 135H247V134H244ZM248 135H249V134H248ZM252 135H254V134H252ZM8 136H9V135H8ZM16 136H18V135H16ZM69 136L72 137L71 135H69ZM80 136H81V133H80ZM101 136H102V135H101ZM145 136H146V135H145ZM145 136H144V137H145ZM151 136H150V138L153 137V136H152V137H151ZM155 136H156V135H155ZM166 136H167V135H166ZM175 136H176V134H175ZM195 136H196V135H195ZM220 136H221V135H219V138H220ZM225 136H226V138H227L228 135H225ZM249 136H250V135H249ZM249 136H247V137L249 138ZM255 136H256V135H254V139L257 138V137L255 138ZM260 136H259V137H260ZM12 137H14V135H13ZM18 137H19V136H18ZM78 137H79V136H77L76 139H78ZM112 137H113V136H112ZM142 137H143V135H142ZM142 137H141V138H142ZM144 137H143V138H144ZM146 137H147V136H146ZM159 137H160V136H159ZM173 137H174V136H173ZM173 137H172V138H173ZM190 137H189V139H190ZM193 137H194V134H193ZM196 137H197V136H196ZM223 137H224V136H222V138L219 139V140L222 141ZM242 137H243V136H242ZM14 138L16 139V137H14ZM58 138H59V136H58ZM65 138H66V137H65ZM101 138H102V137H101ZM105 138H106V137H105ZM113 138H114V137H113ZM128 138L130 139V137H128ZM155 138H156V137H155ZM168 138H169V135H168ZM168 138H165V139H168ZM175 138H177V137H174L173 139L176 140ZM179 138H180V137H179ZM181 138L184 139V137H181ZM194 138H195V137H194ZM194 138H192V139H194ZM203 138H206V137H203ZM217 138H218V136H217ZM240 138H241V137H240ZM245 138H246V137H245ZM245 138H243L242 140H243V141H246ZM66 139H67V138H66ZM109 139H110V138H109ZM139 139H140V136H139ZM139 139H137V140H139ZM146 139L148 140V138H146ZM158 139H159V138H158ZM160 139H162V138H160ZM189 139H188V141H189ZM192 139H190V142L192 141V143H193V140H192ZM197 139L199 140V137H198ZM197 139H196V140H197ZM235 139H237V138H235ZM244 139H245V140H244ZM251 139H252V138H251ZM251 139H250V140H251ZM254 139H253V140H254ZM58 140H59V139H58ZM58 140H57V141H58ZM64 140H65V139H64ZM88 140H89V139H88ZM92 140H94V139H92ZM110 140H111V139H110ZM117 140H118V139H117ZM134 140H135V139H134ZM151 140H152V139H151ZM162 140H164V139H162ZM174 140H173V141H174ZM180 140H181V139H180ZM186 140H187V139H186ZM186 140H185V141L182 140V141H183V142H186L185 144H187V141H186ZM194 140H195V139H194ZM198 140H197L196 142H199ZM201 140H202V138L200 139V141H201ZM206 140H205V141H206ZM238 140H239V139H238ZM242 140H240V142H241ZM253 140H252V141H253ZM257 140H259V139H257ZM263 140H261V141H263ZM13 141H14V140H13ZM27 141H28V140H27ZM27 141H26V142H27ZM75 141H76V140H75ZM75 141H74V142H75ZM100 141H101V140H100ZM130 141H131V140H130ZM143 141L145 142L146 140L143 139ZM143 141L140 142V143L143 144ZM166 141H167V140H166ZM170 141H172V140L170 139ZM213 141H214V140H213ZM216 141H218V140H216ZM227 141H228V140H227ZM231 141H232V140H231ZM252 141H251V142H252ZM254 141H255V140H254ZM261 141H259V142H261ZM15 142H16V141H15ZM17 142H18V140H17ZM65 142H66V141H65ZM77 142H79V141H77ZM80 142H81V140H80ZM80 142H79V143H80ZM120 142H121V141H120ZM132 142H133V144H134V141H132ZM149 142H150V140H149ZM153 142H154V140H153ZM153 142H150V144H151V143H152V144H155V142H157V139H156V141H155L154 143H153ZM158 142H159V141H158ZM164 142H165V141H163V143H164ZM175 142L177 143V141H175ZM183 142H182V144L184 145ZM203 142H204V141H202V145H203ZM234 142H235V141H234ZM236 142H237V140H236ZM257 142H258V141H256L255 144L252 145L253 148H255L254 145H256ZM263 142H264V141H263ZM28 143H29V141H28ZM145 143H146V142H145ZM145 143H144V144H145ZM163 143H162V144H163ZM165 143H166V142H165ZM170 143H171V142H170ZM180 143H181V142H180ZM199 143H200V142H199ZM209 143H208V144H209ZM222 143H224V141H222ZM238 143H239V142H238ZM241 143H242V142H241ZM243 143H246V145H247V142H243ZM252 143H253V142H252ZM252 143H251V144H252ZM63 144H65V143H63ZM72 144H73V143H72ZM91 144H92V143H91ZM137 144H138V143H137ZM141 144H140V145H141ZM146 144H148V143H146ZM156 144L159 145L160 143H156ZM174 144H175V143H174ZM174 144H173V145H174ZM196 144H197V146L200 145V144H198V143H196ZM208 144H204V145L208 146ZM213 144H214V143H213ZM261 144H262V142L260 143V147L262 146ZM34 145H35V144H34ZM75 145H76V144H75ZM131 145H132V144H131ZM158 145H157V146H158ZM160 145H161V144H160ZM168 145H169V144H168ZM175 145H176V144H175ZM177 145H178V144H177ZM177 145H176V146H177ZM183 145H181V146H183ZM188 145H189V143H188ZM193 145H194V143H193ZM216 145H217V146L219 145V148H218V149L220 150V149H221L220 146H221L222 144L220 145L219 142H218V144H216ZM230 145H231V144H230ZM233 145H235V144H232V145H231V146L234 147V148L237 146V145H236V146H233ZM241 145H243V144H241ZM246 145H245V146H246ZM248 145H249V144H248ZM248 145H247V146H248ZM263 145H264V144H263ZM4 146H5V145H4ZM6 146H7V145H6ZM28 146H29V145H28ZM55 146H56V145H55ZM63 146H64V145H63ZM66 146L68 147L67 144H66ZM66 146H65V147H66ZM79 146H80V145H79ZM95 146H96V145H95ZM113 146H114V145H113ZM123 146H124V145H123ZM149 146H150V145L148 144L147 147H149ZM154 146H155V145H154ZM178 146H179V145H178ZM190 146H192V145H190ZM194 146H195V145H194ZM217 146H216V147H217ZM224 146H225V145H224ZM224 146L222 145V148H223ZM238 146H239V144H238ZM250 146H251V145H250ZM19 147H20V146H19ZM33 147H34V146H33ZM38 147H39V146H38ZM69 147H70V146H69ZM108 147H109V146H108ZM130 147H132V146H130ZM139 147H140V146H139ZM147 147H146V148H147ZM152 147H153V145H152ZM158 147H159V146H158ZM161 147H162V146H161ZM211 147H213V145L210 146V148H211ZM225 147H228V150H229V148H230L229 145H227V146H225ZM242 147H244V146H242ZM242 147H241V148H242ZM256 147L258 148V144H257ZM260 147H259V148H260ZM8 148H9V146H8ZM40 148H41V147H40ZM40 148H39V149H40ZM55 148H56V147H55ZM73 148H74V147H73ZM75 148H76V147H75ZM103 148H104V147H103ZM106 148H107V147H106ZM106 148H105V149H106ZM110 148H111V147H110ZM135 148H137V146H135ZM141 148H142V147H141ZM146 148H145V146H144V149H145V150H149L150 147L147 148V149H146ZM153 148H154V147H153ZM155 148H156V147H155ZM159 148H160V147H159ZM159 148H158V149H159ZM168 148L171 149L172 147L170 146V147H167V149H168ZM185 148H186V147H185ZM193 148H194V147H193ZM200 148H201V146L199 147V149H200ZM248 148H249V151L246 152V154H247V153H250V151H251L249 146H248ZM248 148H243V149H248ZM259 148H258V149H259ZM263 148H264V147H263ZM6 149H7V148H6ZM27 149H28V148H27ZM27 149H26V150H27ZM37 149H38V148H36V150H37ZM41 149H42V148H41ZM69 149H70V148H69ZM100 149H101V148H100ZM111 149H112V148H111ZM117 149H118V148H117ZM120 149H121V148H120ZM127 149H128V148H127ZM131 149H132V148H131ZM138 149H139V148H138ZM138 149H137V150H138ZM163 149H164V146H163ZM170 149H169V150H170ZM174 149H175V148H174ZM176 149L178 150V148H176ZM181 149H182V148H181ZM183 149H184V148H183ZM183 149H182V151H184ZM187 149H188V147H187ZM194 149H196V148H194ZM194 149H193L192 152L195 151ZM203 149H206V147L203 148ZM213 149H214V148H213ZM226 149H227V148H226ZM226 149H225V150H226ZM232 149H233V148H232ZM232 149H231V150H232ZM236 149H237V151H238V149H240V148H236ZM236 149H235V150H236ZM243 149H241V152H242ZM251 149H252V148H251ZM13 150H14V147H13ZM16 150H17V149H16ZM20 150H21V149H20ZM31 150H32V149H31ZM53 150H54V149H53ZM64 150H65V149H64ZM64 150H63V151H64ZM90 150H92V149H90ZM90 150H89V151H90ZM145 150H142V149H141V151H143V152H144ZM150 150H151V149H150ZM208 150H209V148H208ZM214 150H215V149H214ZM219 150H218V151H219ZM225 150H224V152H225ZM252 150H253V149H252ZM256 150H257V149H255L254 151H256ZM261 150H262V149H261ZM261 150H260V151H261ZM3 151H4V150H3ZM3 151H2V152H3ZM8 151H9V150H8ZM37 151H38V150H37ZM63 151H62V152H63ZM73 151H74V150H73ZM80 151H81V150H80ZM100 151H102V150H100ZM124 151H125V150H124ZM131 151H132V150H131ZM139 151H140V150H139ZM141 151H140V153H141ZM156 151H157V150H156ZM161 151H162V149H161ZM166 151H167V150H166ZM201 151H203V150L201 149ZM210 151H211V150H210ZM212 151H213V150H212ZM215 151H216V150H215ZM215 151H213V152H215ZM243 151H244V150H243ZM254 151H251V153L254 152ZM257 151H258V150H257ZM257 151H256V152H257ZM260 151H258L257 153H260ZM0 152H1V151H0ZM12 152H13V151H12ZM18 152H19V149H18ZM29 152H30V151H29ZM35 152H36V151H35ZM38 152H39V151H38ZM40 152H41V151H40ZM54 152H55V151H54ZM81 152H82V151H81ZM90 152H91V151H90ZM110 152H111V151H110ZM113 152H114V151H113ZM116 152H117V151H116ZM119 152H120V151H119ZM132 152H135V151H132ZM162 152H163V151H162ZM175 152H176V151H175ZM199 152H200V151H199ZM204 152H205V151H204ZM213 152H212V153H213ZM234 152H235V151H234ZM234 152H233V153H234ZM238 152H240V151H238ZM256 152H255V153H256ZM262 152H263V150H262ZM36 153H37V152H36ZM43 153H44V152H43ZM59 153H60V152H59ZM91 153H92V152H91ZM168 153H169V152H168ZM170 153H171V152H170ZM197 153H198V152H197ZM205 153H206V152H205ZM212 153H211V154H212ZM233 153H232V155H233ZM236 153H237V152H236ZM244 153H245V152H244ZM257 153H256V154H257ZM25 154H26V153H25ZM25 154H24V155H25ZM32 154H33V153H32ZM32 154H31V155H32ZM34 154H35V153H34ZM60 154H61V153H60ZM66 154H67V153H66ZM112 154H113V153H112ZM117 154H118V153H117ZM137 154H138V152H137ZM145 154H146V153H145ZM147 154H148V153H147ZM147 154H146V155H147ZM155 154H156V153H155ZM180 154H181V153H180ZM180 154H179V155H180ZM211 154H210V156L208 157L209 159H211V158H210V157H211ZM219 154L222 155V154L220 153V151H219ZM219 154H218V155H219ZM223 154H225V153H223ZM230 154H231V153H230ZM238 154H239V153H238ZM241 154H242V157H244V156H243V153H241ZM241 154H240V155H237V156H241ZM36 155H37V154H36ZM43 155H44V154H43ZM43 155H42V156H43ZM72 155H73V154H72ZM100 155H101V154H100ZM115 155H116V154H115ZM122 155H124V154H122ZM156 155H157V154H156ZM166 155H167V154H166ZM170 155H172V153H171ZM170 155H169V157H171ZM181 155H182V154H181ZM184 155H185V154H184ZM186 155H187V154H186ZM188 155H189V154H188ZM188 155H187V156H188ZM191 155H192V154H191ZM191 155H190V156H191ZM201 155H202V154H201ZM206 155H208V154H206ZM213 155H216V153H215V154L213 153ZM213 155H212V157H213ZM218 155H217V156H218ZM250 155H251V154H250ZM250 155H249V156H250ZM253 155H254V153H253ZM33 156H34V155H32L31 158H33ZM38 156H39V154H38ZM38 156H37V158H38ZM45 156H46V155H45ZM90 156H91V155H90ZM111 156H112V155H111ZM128 156H130V155H128ZM136 156H137V155H136ZM138 156H139V155H138ZM141 156H145V155H141ZM192 156H194V155H192ZM192 156H191V158H192ZM217 156H216V157H217ZM229 156H231V155H229ZM247 156H248V155H246L245 157L247 158ZM254 156H256V155H254ZM254 156H253V157H254ZM261 156L264 157V154H263V155L261 154ZM27 157H28V156H27ZM29 157H30V155H29ZM34 157H36V156H34ZM57 157H58V156H57ZM105 157H106V156H105ZM157 157H158V156H157ZM173 157L175 158V157H177V155L174 156V153H173ZM180 157H181V156H180ZM182 157H184V156H182ZM185 157H186V156H185ZM225 157H228V156H225V155H224L222 158H224V159L226 160ZM234 157L236 158V156H234ZM234 157H232V158L234 159ZM242 157L240 158L241 160L238 159V160L240 161V162H239V165H240L241 162L243 161V160H242ZM245 157H244V158H245ZM250 157L252 158V156H250ZM4 158H5V157H4ZM39 158H40V157H39ZM41 158H42V157H41ZM82 158H83V157H82ZM100 158H101V157H100ZM117 158H118V157H117ZM127 158H128V157H127ZM132 158H133V157H132ZM140 158L143 159L144 157H140ZM146 158L148 159V157H145V159H146ZM155 158H156V157H155ZM155 158H153V159H155ZM171 158H172V157H171ZM186 158H187V157H186ZM186 158H184V160H185ZM195 158H197V157H195ZM195 158H194V159H195ZM205 158H206V157H205ZM219 158H220V156H218L217 159H219ZM237 158H238V157H237ZM237 158H236V160H237ZM246 158H245V159H246ZM256 158H258V157H256ZM43 159H44V158H43ZM76 159H77V158H76ZM110 159H111V158H110ZM134 159H135V158H134ZM136 159H138V158H136ZM142 159H141V160H142ZM164 159H165V158H164ZM169 159H170V158H169ZM179 159H180V158H179ZM182 159H183V158H182ZM188 159H190V158L188 157ZM192 159H193V158H192ZM209 159H208V162L211 161V160H209ZM215 159H216V158H215ZM217 159H216V161H217ZM220 159H221V158H220ZM224 159H222V160L224 161ZM229 159H231V158H229ZM229 159L227 158V160H229ZM247 159L249 160V163H250V159H249V157H248ZM254 159H255V158H254ZM260 159H261V158H260ZM38 160H39V159H38ZM46 160H48V159H46ZM106 160H107V159H106ZM119 160H120V159H119ZM138 160H139V159H138ZM149 160H151V159L149 158ZM157 160H158V159H157ZM159 160H160V159H159ZM171 160H172V159H171ZM171 160H168V161H171ZM176 160L179 161L178 159H176ZM197 160H198V159H197ZM227 160H226V163H227ZM231 160H232V159H231ZM238 160H237V161H238ZM251 160H252V159H251ZM258 160H259V158H258ZM29 161H32V160H29ZM35 161H36V160H35ZM35 161H34V162H35ZM40 161H42V159H40L39 162H40ZM43 161H44V160H43ZM48 161H49V160H48ZM81 161H82V160H81ZM142 161H143V160H142ZM144 161H145V163L147 164L146 160H144ZM144 161H143V162H144ZM154 161H156V160H154ZM154 161H151V162H154ZM172 161H173V160H172ZM186 161H188V160H186ZM193 161H196V160H191V162H193ZM200 161H201V160H200ZM218 161H219V160H218ZM218 161H217V162H218ZM254 161H255V160H254ZM256 161H257V160H256ZM44 162H45V161H44ZM44 162H43L42 164L45 165ZM53 162H54V161H53ZM149 162H150V161H148V163H149ZM156 162H158V161H156ZM162 162H163V161H161V164H163ZM165 162H167L166 159H165ZM179 162H180V161H179ZM191 162H190L189 165H191ZM201 162H202V161H201ZM204 162H206V161H204ZM204 162H203V163H204ZM208 162H207V163H208ZM244 162H245V160H244ZM244 162H242V163H244ZM2 163H3V162H2ZM47 163H48V162H47ZM112 163H113V162H112ZM118 163H119V162H118ZM131 163H132V162H131ZM135 163H136V161H135ZM137 163H140V162H137ZM141 163H142V162H141ZM145 163H143V164H145ZM170 163H171V162H170ZM182 163H183V162H182ZM188 163H189V161H188ZM194 163L196 164V162H194ZM198 163H199V161H197V164H198ZM207 163H206V164H207ZM231 163H232V162H231ZM234 163H235V165H236V167H237L238 162H237V164H236V161H235ZM234 163H233V164H234ZM245 163H246V162H245ZM257 163H259V162H256V165H257ZM263 163H264V162H263ZM25 164L27 165V163H25ZM28 164H29V163H28ZM40 164H41V163H40ZM88 164H89V163H88ZM94 164H95V165H98V164H100V163L97 164V163L94 162ZM146 164H145V165H146ZM150 164L152 165V163H150ZM184 164H185V163H184ZM195 164H194V165H195ZM197 164H196V165H197ZM206 164L204 163L205 166H209V163H208V165H206ZM246 164L248 165V161H247ZM246 164H245V165H246ZM251 164L254 165V163H252V162H251ZM260 164H261V162H260ZM260 164H259V165H260ZM26 165H25V169H26V167L30 168V167L32 166L31 163L29 164L30 167H29L28 165H27V166H26ZM46 165H47V164H46ZM46 165H45V167H46ZM58 165H59V164H58ZM75 165H76V164H75ZM79 165H80V164H79ZM84 165H85V164H84ZM91 165H92V164H91ZM133 165H135V164H134V161H133ZM133 165H131V166H133ZM141 165H142V164H141ZM148 165H149V164H148ZM154 165H156V164H154ZM163 165H164V164H163ZM166 165H167V164H166ZM174 165H175V164H174ZM177 165H181V163H180V164H177ZM186 165L189 167V165L187 164V162H186L185 166H186ZM196 165H195V166H196ZM199 165H200V164H199ZM221 165H222V163L220 164V166H221ZM226 165L228 166V164H226ZM239 165H238V166H239ZM241 165H242V164H241ZM241 165H240V166H241ZM245 165H244V167H245ZM252 165H250V167H253ZM263 165H264V164H263ZM54 166H56V165H54ZM72 166H73V165H72ZM92 166H93V165H92ZM108 166H109V165H108ZM168 166H169V165H168ZM170 166L172 167V165H170ZM170 166H169V167H170ZM185 166H184V167H185ZM191 166H192V165H191ZM218 166H219V165H218ZM223 166H225V164H224ZM229 166H232V165L230 164ZM16 167H17V166H15V168H16ZM23 167H24V166H23ZM33 167H34V166H33ZM35 167H36V166H35ZM35 167H34V170H35ZM41 167H42V166H39V168H41ZM43 167H44V166H43ZM47 167H49V166H47ZM106 167H107V166H106ZM133 167H134V166H133ZM139 167H140V166H139ZM153 167H155V166L152 165V168H153ZM158 167H159V166H158ZM162 167H163V166H162ZM169 167H168V168H169ZM171 167H170V169H171ZM181 167L183 168V164H182ZM197 167H199V166L197 165ZM203 167H204V166H203ZM203 167L201 166L199 169L197 168L196 171H197V170H200V169H202V171H204V170H203V169H204ZM211 167H212V166H211ZM213 167H214V166H213ZM221 167H222V166H221ZM221 167H220V171L222 170ZM225 167H226V166H225ZM225 167H224V169H225ZM232 167L234 168L235 166H232ZM241 167H242V166H241ZM244 167H243V168H244ZM247 167H248V166H247ZM31 168H32V167H31ZM74 168H75V167H74ZM130 168H132V167H130ZM142 168H144V166H143ZM146 168H148V167H146ZM159 168H161V167H159ZM168 168H165V169H168ZM178 168H179V167H178ZM178 168H177V170H178ZM185 168H186V167H185ZM189 168H191V167H189ZM216 168H217V167H214V168H211V169H213V171H215L214 169H216ZM227 168L231 169L230 167H227ZM237 168H238V167H237ZM237 168H236V169H237ZM254 168H255V167H254ZM260 168H262V167H260ZM16 169H17V168H16ZM25 169H24V171H25ZM45 169H46V168H45ZM78 169H79V168H78ZM134 169H135V167H134ZM144 169H145V168H144ZM149 169L152 170L151 167H150ZM154 169H156V168H154ZM157 169H158V168H157ZM157 169H156V170H157ZM192 169H193V173H194V174H192L193 177H192V175H190V174H189V175H190L193 179H192L191 177H190L191 179H190V178H189V179L192 180V181H193V180H195V181H193L192 183H190V185H188V186H186V187H185V186L182 187V185H184L183 183H182L181 187H178L181 183L177 186V185H176V181H177V180H176V181L174 180V181H175V183H174V181H173V179H172V176H173L174 174L171 175V177H169L170 179H172L171 181L175 184L176 188L173 187L172 190H168V192L166 193V196H167V197H170V198H172V197H176V201H177V196H181V197L185 200V202L189 203V204L192 206V209H193V210H192V213H191V211H190L189 215H191V216L194 217V219H192V222H191V221H190V222L194 224L195 222H198V221L193 222V220H197V218H196L197 215H198V217H199L200 214L198 213V211H201V207H199V204H200L201 202H203V201L200 200L201 198L199 199V197L197 198V196H198L199 193H203V191L201 192L202 188H201L200 191H199V188L201 187V184H202V183H200V184H199L200 186L198 187L197 179L195 178V177L198 176L199 174H198V175L195 174L196 171L194 172V169H195L194 167H193ZM209 169H210V167H209ZM239 169L241 170V168H239ZM239 169H237V170H238V171H237L238 174L241 173V171H242V170H241V171L239 172ZM248 169H249V167H248ZM3 170H4V169H3ZM31 170H33V169H31ZM31 170H30V171H31ZM34 170H33V171H34ZM42 170H43V169H42ZM66 170H67V169H66ZM111 170H113V169H111ZM150 170H148V171L146 170V172H149ZM156 170H155V171H156ZM159 170H160V172H161V169H159ZM168 170H169V169H168ZM181 170H182V169H180V171H181ZM184 170H185V169H184ZM207 170H208V167L206 168L205 171H207ZM217 170H219V169L217 168ZM249 170H250V169H249ZM249 170H248V171H249ZM251 170H252V169H251ZM251 170H250V171H251ZM259 170H261V169H259ZM259 170H258V172H259ZM26 171H29V170L27 169ZM44 171H45V170H44ZM53 171H54V170H53ZM92 171H93V170H92ZM125 171H126V170H125ZM153 171H154V170H153ZM153 171H150V173H153ZM155 171H154V172H155ZM180 171H179V176H180V174L184 173V172L180 173ZM189 171H190V169H189ZM208 171H209V170H208ZM211 171H212V170H211ZM213 171H212V172H213ZM224 171L226 172V170H222V172H223V173L221 172L222 175L224 174ZM227 171H228V170H227ZM231 171H232V170H231ZM263 171H264V170H263ZM263 171H262V175H263ZM49 172H50V171H49ZM64 172H65V171H64ZM71 172H72V171H71ZM76 172H77V171H76ZM138 172H139V171H138ZM160 172L158 173V175H157V174H156V175H157V176H161V175H159ZM168 172H169V171H168ZM168 172H167V173H168ZM187 172H188V168H187V171L185 172V173L187 174V176H188V173H187ZM200 172H201V171H200ZM212 172H211V173H212ZM228 172H230V170H229ZM233 172H234V170H233ZM243 172H244V171H243ZM258 172H257V173H258ZM6 173H7V172H6ZM27 173H28V172H27ZM29 173H30V172H29ZM95 173H96V172H95ZM124 173H125V172H124ZM161 173H162V175H163V172H161ZM172 173H173V172H171L170 174H172ZM190 173H192V172L190 171ZM197 173H198V171H197ZM204 173H205V172H204ZM204 173H203V178H204ZM218 173H219V172H217V174H218ZM235 173H236V171H235ZM251 173H252V171H251ZM4 174H5V173H4ZM24 174H26V173H24ZM61 174H63V173H61ZM90 174H91V173H90ZM170 174H169V175H170ZM186 174H185V175H186ZM205 174H206V173H205ZM208 174H210V173H208ZM208 174H207V175H208ZM212 174H213V175L210 174V175L212 176V177H210L211 180H212V178H213V179H216V177H218V175H217L216 173H215V174L217 175V176L215 175L216 177H213V176H214V173H212ZM226 174H227V172H226ZM243 174H244V173H243ZM243 174H242V176H244ZM7 175H8V174H7ZM9 175H10V174H9ZM29 175H30V174H28V176H29ZM50 175H52V174H50ZM58 175H59V174H58ZM149 175H150V174H149ZM149 175H147V176H149ZM165 175H166V174H165ZM176 175H178V173H177ZM185 175H181V176H184V177H185ZM230 175H231V174H230ZM236 175H237V173H236ZM56 176H57V175H56ZM60 176H61V175H60ZM60 176H59V177H60ZM63 176H64V175H63ZM90 176H91V175H90ZM92 176H93V175H92ZM151 176H152V175H151ZM166 176H167V175H166ZM179 176H178V177H179ZM187 176H186V177H187ZM200 176H201V175H200ZM220 176H221V175H220ZM220 176H219V177H220ZM224 176H226V175H224ZM231 176H232V175H231ZM234 176H235V175H234ZM238 176H241V174L238 175ZM238 176H236V177L239 178ZM245 176H246V174H245ZM247 176H248V175H247ZM249 176H250V174H249ZM253 176H254V175H253ZM257 176H258V175H257ZM7 177H8V176H7ZM30 177H31V176H30ZM30 177H28V178H30ZM72 177H73V176H72ZM81 177H82V176H81ZM96 177H97V176H96ZM106 177H107V176H106ZM155 177H156V176H155ZM173 177H174V176H173ZM206 177H207V176H206ZM226 177L228 178L229 176H226ZM255 177H256V176H255ZM255 177H254V178H255ZM31 178H33V175H32ZM98 178H99V177H98ZM146 178H147V177H146ZM156 178H157V177H156ZM160 178H161V177H160ZM163 178H164V176H163ZM163 178H162V179H163ZM174 178H175V177H174ZM187 178H188V177H187ZM187 178H186V181H187V180L190 181V180L187 179ZM201 178H202V177H200V179H201ZM203 178H202V180H203V182H204V179H203ZM207 178H208V177H207ZM207 178H205V179H207ZM221 178H222V177H221ZM234 178H235V177H234ZM241 178H243V177H241ZM241 178H239V179L241 180ZM250 178H251V177H250ZM0 179H1V178H0ZM2 179H6V177L4 178V176H3ZM2 179H1V180H2ZM47 179H48V178H47ZM55 179H56V178H55ZM76 179H77V178H76ZM103 179H104V178H103ZM118 179H119V178H118ZM141 179H142V178H141ZM148 179H150V178L148 177ZM154 179H155V178H154ZM162 179H161V181H162ZM164 179H166V178H164ZM181 179H184V178H181ZM198 179H199V178H198ZM200 179H199V180H200ZM224 179H225V178H224ZM231 179H232V177H231ZM244 179H245V178H244ZM246 179H247V178H246ZM248 179H249V178H248ZM256 179H257V178H256ZM59 180H60V179H59ZM85 180H86V179H85ZM152 180H153V179H152ZM152 180H151V181H152ZM179 180H180V179H179ZM199 180H198V182H201V181H199ZM217 180H218V178H217ZM219 180H220V178H219ZM225 180H226V179H225ZM228 180H229V178H228ZM228 180H226V183H227ZM240 180L237 179V182H239ZM253 180H255V179H253ZM44 181H45V180H44ZM61 181H62V180H61ZM64 181H65V180H64ZM106 181H107V180H106ZM112 181H113V180H112ZM144 181H145V180H144ZM151 181H150V182H151ZM154 181H155V180H154ZM156 181H157V179H156ZM156 181H155V182H156ZM158 181H160V180H158ZM158 181H157V183H158ZM166 181H167V180H165V182H166ZM171 181L169 180L170 183H171ZM182 181H183V180H182ZM184 181H185V180H184ZM207 181H208V180H207ZM213 181H216V180H213ZM213 181H211V182H212V183H215V182H213ZM223 181H224V180H223ZM233 181H234V185H235L237 182H236L235 180H233ZM233 181H232V182H233ZM242 181H243V179H242ZM242 181H241V182H242ZM245 181H246V180H245ZM249 181H250V180H249ZM34 182H35V181H34ZM57 182H58V181H57ZM57 182H56V183H57ZM59 182H60V181H59ZM62 182H63V181H62ZM155 182H154V183H155ZM180 182H181V180H180ZM211 182H209L210 185L212 184ZM221 182H222V181H221ZM235 182H236V183H235ZM250 182H251V181H250ZM254 182H256V180H255ZM40 183H41V182H40ZM50 183H51V182H50ZM68 183H69V182H68ZM114 183H115V182H114ZM118 183H119V182H118ZM132 183H133V182H132ZM152 183H153V181H152ZM152 183H151V185L154 184V183H153V184H152ZM157 183H155V184H157ZM162 183H164V181H163V182H159V186H160V184H161V186H162ZM173 183H172V185H173ZM178 183H179V181H178ZM206 183H207V182H206ZM217 183H218V181H217ZM224 183H225V182H224ZM226 183H225V185H226ZM246 183H247V182H246ZM246 183H244V184H246ZM256 183H257V182H256ZM258 183H259V180H258ZM262 183H263V182H262ZM31 184H33V183H31ZM54 184H55V182H54ZM167 184H168V182H167ZM207 184H208V183H207ZM207 184H205V185H207ZM229 184H230V182L227 184L226 189L228 188V185H229ZM254 184H255V183H254ZM58 185H59V184H58ZM60 185H61V182H60ZM63 185H64V184H63ZM149 185H150V183H149ZM168 185H169V184H168ZM172 185L170 184V186H172ZM185 185H187L186 182H185ZM203 185H204V184H203ZM203 185H202V186H203ZM212 185H213V184H212ZM220 185H221V184H220ZM222 185H223V182H222ZM238 185H240V182H239ZM262 185H263V184H262ZM52 186H53V185H52ZM67 186H68V185H67ZM207 186H208V185H207ZM213 186H216V185L214 184ZM223 186H224V185H223ZM241 186H243V183H242ZM254 186H255V185H254ZM259 186H260V185H259ZM28 187H29V186H28ZM48 187H49V186H48ZM50 187H51V186H50ZM150 187H151V186H150ZM150 187H149V189H150ZM209 187H210V186H209ZM209 187H208V188H209ZM216 187H217V186H216ZM220 187H221V186H220ZM231 187H233V185H232ZM243 187H244V186H243ZM252 187H253V186H252ZM252 187H251V189H252ZM257 187H258V185H257ZM257 187L255 186V188H257ZM261 187H263V186H261ZM261 187L258 188V190L261 189ZM71 188H72V187H71ZM94 188H95V187H94ZM145 188H146V187H145ZM153 188H154V187H153ZM167 188H168V187H167ZM170 188H172V187H169V189H170ZM203 188H205V186H204ZM208 188H207V189H208ZM213 188H214V187H213ZM218 188H219V187H218ZM222 188L224 189V187H222ZM229 188H230V186H229ZM229 188H228V189H229ZM238 188H239V186H238ZM255 188H254V189H255ZM48 189H49V188H47V190H48ZM52 189H53V191L55 190L54 188H52ZM67 189H69V188H67ZM142 189H143V188H142ZM164 189H166V188H164ZM207 189H205L206 191H205L204 193L207 192ZM216 189H217V188H216ZM216 189H215V190H216ZM226 189H225V190H226ZM233 189H234V188H233ZM235 189H236V188H235ZM240 189H241V188H240ZM251 189H250V190H251ZM39 190H40V189H39ZM50 190H51V189H50ZM134 190H135V188H134ZM152 190H155V189H152ZM213 190H214V189H213ZM218 190H219V189H218ZM221 190H222V189H221ZM221 190H220V191H221ZM225 190H224V192L227 193ZM231 190H232V189H230V191H229V190H227V191L232 192V193H234L236 190L238 191V189H236L234 192L231 191ZM241 190H242V189H241ZM243 190H244V189H243ZM262 190H263V189H262ZM25 191L27 192V189H26ZM42 191H44V189L41 190V192H42ZM51 191H52V190H51ZM69 191H70V190H69ZM149 191H150V194H151V190H149ZM208 191H209V193H210V190H208ZM216 191H217V190H216ZM246 191H247V190H246ZM251 191H252V190H251ZM251 191H250V192H251ZM254 191H257V190H254ZM29 192H30V191H29ZM32 192H33V191H32ZM44 192H45V191H44ZM54 192H56V190H55ZM54 192H50V191H48V195H49V193H50V195H52V193H54ZM63 192H64V191H63ZM128 192H129V190H128ZM155 192H156V190H155ZM157 192H158V190H157ZM163 192H164V190H163ZM211 192H213V191H211ZM221 192H222V191H221ZM224 192H223V194L225 195ZM239 192H240V191H239ZM259 192H260V191H259ZM261 192H263V191H261ZM39 193H40V192H39ZM46 193H47V191H46ZM46 193H45V194H46ZM136 193H137V192H136ZM204 193H203V195H202L203 197H204ZM215 193H216V192H215ZM215 193H214V194H215ZM219 193H220V192H219ZM232 193H231V195H233ZM253 193L256 194V192H253ZM54 194H55V193H54ZM54 194H53V195H54ZM145 194H146V192H145ZM145 194H144V196L142 195V197H144V198L146 199ZM154 194H155V193H154ZM157 194H158V193H157ZM206 194H207V193H206ZM214 194H213V196L215 197ZM223 194H222V195H223ZM234 194H235V193H234ZM237 194H238V193H237ZM245 194H246V192H245ZM35 195H36V194H35ZM42 195H43V194H42ZM46 195H47V194H46ZM53 195L51 196V198L53 197ZM57 195H58V194H57ZM57 195H56V196H57ZM83 195H84V194H83ZM85 195H86V194H85ZM110 195H111V194H110ZM125 195H126V194H125ZM160 195H161V194H160ZM200 195H201V194H200ZM200 195H199V196H200ZM208 195H210V196H208L209 199H210L212 194L210 193V194H208ZM217 195L219 196L220 194H217ZM231 195H230V196H231ZM243 195H244V194H243ZM137 196H138V195H137ZM137 196H136V197H137ZM139 196H141V195L139 194ZM139 196H138V198H140ZM162 196H163V195H162ZM164 196H165V195H164ZM202 196H200V197H202ZM220 196H221V195H220ZM225 196H227V195H225ZM233 196H234V195H233ZM250 196L253 197L252 195H250ZM254 196H255V195H254ZM257 196H258V195H257ZM44 197H45V196H44ZM70 197H71V196H70ZM148 197H152V195H150V196H148ZM159 197H160V196H158V198H159ZM214 197H213V198H214ZM223 197H224V196H223ZM223 197H222V199H223ZM231 197H232V196H231ZM255 197H256V196H255ZM260 197H261V196H260ZM42 198H43V197H42ZM45 198H46V197H45ZM45 198H43L44 202H45ZM49 198H50V197H49ZM54 198H55V196H54ZM54 198H53V199H54ZM144 198H143V199H144ZM205 198H207V196H206ZM205 198H204V199H205ZM213 198L211 199V200H212V201H211V204H212V202H213V204H214V199H213ZM219 198H220V197H219ZM225 198H227V197H224L223 200H226ZM228 198H230V197H228ZM228 198H227V200H229ZM55 199H56V198H55ZM59 199H60V198H59ZM59 199L57 198V201L54 200V202L56 201L57 203L60 204V202H58ZM62 199L64 200V198H62ZM62 199H60V201L63 202ZM126 199H127V198H126ZM152 199H153V198H151V201H152ZM202 199H203V198H202ZM204 199H203V200H204ZM216 199H217V197H216ZM232 199H233V197H232ZM256 199H257V201H258V199H260V201H261V198H258V197H257ZM46 200H50V199L46 198ZM67 200H68V199H67ZM70 200H71V199H70ZM147 200H148V198H147ZM147 200H146V201H147ZM149 200H150V199H149ZM149 200H148V201H149ZM154 200H155V199H154ZM154 200H153V202H154ZM198 200H200L201 202H198ZM205 200H206V199H205ZM205 200H204V202H205ZM207 200H208V199H207ZM217 200H218V199H217ZM36 201H37V200H36ZM52 201H53V200H52ZM72 201H73V200H72ZM124 201H125V199H124ZM124 201H123V202H124ZM133 201H134V200H133ZM142 201H143V200H141V202H142ZM146 201L144 202L145 204H146ZM157 201H158V199H157ZM215 201H216V200H215ZM218 201H219V200H218ZM230 201H231V200H230ZM252 201L254 202V200H251V202H252ZM42 202H43V201H42ZM44 202H43V203H44ZM47 202H50V201H47ZM121 202H122V201H121ZM121 202H120V203H121ZM155 202H156V201H155ZM158 202H159V201H158ZM173 202H174V201H173ZM208 202H210V201H208ZM208 202H206V204H207ZM248 202H249V200H248ZM251 202H250V203H251ZM258 202H259V201H258ZM261 202H262V201H261ZM51 203H52V202H51ZM110 203H111V201H110ZM151 203H152V202H151ZM164 203H165V202H164ZM164 203H163V204H164ZM174 203H175V202H174ZM174 203H173L172 205H174ZM178 203H179V202H178ZM187 203H185V204H187ZM197 203H198V204H197ZM218 203H219V202H218ZM225 203H226V202H225ZM225 203H224V204H225ZM227 203H228V202H227ZM233 203H234V202H233ZM250 203H249V204H250ZM28 204H29V203H28ZM30 204H31V203H30ZM34 204H35V203H34ZM44 204L46 205V203H44ZM53 204H54V203H53ZM66 204H67V203H66ZM108 204H109V203H108ZM142 204H143V203H142ZM152 204H153V203H152ZM179 204L181 205V203H179ZM201 204H202V203H201ZM201 204H200V206L205 207V206H204V205H205L204 203H203L204 205H203V204L201 205ZM209 204H210V203H209ZM211 204H210V205H211ZM222 204H223V203H222ZM240 204H241V202H240ZM245 204H246V201H245ZM245 204H242V205H245ZM257 204H259V203H256V205H257ZM55 205H56V204H55ZM111 205H112V204H111ZM115 205H116V204L114 203L113 206L115 207ZM139 205H140V204H139ZM150 205H151V204H149V206H150ZM159 205H160V204H159ZM166 205H167V204H166ZM176 205H177V204H176ZM229 205H230V204H229ZM247 205H248V204H247ZM47 206H48V205H47ZM57 206H59V205H57ZM60 206H61V207H62V206H65V207H66L67 205H60ZM60 206H59V208H61ZM75 206H76V205H75ZM103 206H104V205H103ZM103 206H102V208L105 210V208H104ZM153 206H154V205H153ZM153 206H152V207H153ZM163 206L165 207V205H163ZM170 206H171V205H170ZM177 206H178V205H177ZM188 206H189V205H188ZM215 206H217V208H218V205H215ZM219 206H220V205H219ZM233 206H234V205H233ZM261 206H262V204H261ZM51 207H52V206L48 207V208H49V211H52V210H50ZM96 207H97V206H96ZM111 207H112V206H111ZM146 207H147V206H146ZM150 207H151V206H150ZM152 207H151V208H152ZM156 207H157V205H156ZM156 207H155V208H156ZM166 207H167V206H166ZM171 207H172V206H171ZM173 207H174V206H173ZM206 207H207V206H206ZM206 207H205V208H206ZM209 207H211V206H209ZM212 207H213V206H212ZM223 207H224V206H223ZM225 207H226V205H225ZM234 207H235V206H234ZM249 207H250V205H249ZM251 207L253 208L252 205H251ZM37 208H38V207H37ZM37 208H36V209H37ZM62 208H63V207H62ZM62 208H61V209H62ZM102 208H100V209H102ZM107 208H108V207H107ZM112 208H113V207H112ZM190 208H191V207H190ZM199 208H200V210H198ZM205 208H204V209H205ZM207 208H208V207H207ZM214 208H215V207H214ZM220 208H221V207H220ZM237 208H238V207H237ZM258 208H259V207H258ZM260 208H261V207H260ZM260 208H259V209H260ZM263 208H264V207H263ZM33 209H34V208H33ZM33 209H32V210H33ZM36 209H35V212H36ZM46 209H47V207L45 208V210H46ZM51 209L54 210V208H51ZM64 209H65V208H64ZM118 209H119V208H118ZM175 209H176V208H175ZM175 209H174V210H175ZM211 209H212V208H211ZM230 209H231V208H230ZM259 209H258V210H259ZM24 210H25V209H24ZM55 210H59V209H58V208L56 209V207H55ZM55 210H54V211H55ZM92 210H93V209H92ZM147 210H150V208H148ZM147 210H146V211H147ZM154 210H155V209H154ZM174 210H173V211H174ZM205 210H206V209H205ZM215 210H216V208H215ZM221 210H223V209H221ZM225 210H226V208H225ZM242 210L244 211V208H242ZM245 210H246V209H245ZM247 210H250V209L247 208ZM258 210L255 211V214H256V212H257ZM27 211H28V210H27ZM62 211H65V210H62ZM62 211H61V212H62ZM93 211H94V210H93ZM101 211H102V210H101ZM101 211H100V212H101ZM111 211H112V210H111ZM127 211H128V210H127ZM133 211H134V210H133ZM152 211H153V209H152ZM158 211H159V210H158ZM178 211H179V210H178ZM187 211H188V208H187ZM213 211H214V210H213ZM216 211H217V210H216ZM232 211H235L234 208H233ZM232 211H231V212H232ZM260 211H262V216L260 215ZM40 212H41V211H40ZM42 212H43V211H42ZM55 212H57V211H55ZM59 212H60V211H59ZM66 212H67V211H66ZM69 212H70V211H69ZM88 212H89V210H88ZM98 212H99V211H98ZM105 212H107V211H103V213H105ZM109 212H110V211H109ZM135 212H136V211H135ZM137 212H138V211H137ZM150 212H151V210H150ZM153 212L155 213V211H153ZM153 212H152V213H153ZM184 212H185V210H184ZM201 212H203V216H201V218H204V212L206 213V211H203V209H202ZM201 212H200V213H201ZM208 212H209L210 215H211V211L209 210ZM224 212H226V211H224ZM245 212H247V211H245ZM258 212H259V214H258ZM258 212H257V216L259 215V217H257V218L259 219L260 216H261V219H260V220L257 219V221H256L254 224L252 223V222L254 221V219H253V221L248 225L246 231L243 230L245 236L243 237V233H242V232L240 233V234H242L241 237H243V238H242V240L239 241L238 246H237V247L235 246V247L237 248V251H238V257H239V254L242 253L243 255H245V257H247V258H249V259H252L253 262H254V260H255L256 262L262 264V262H264V260H263V259H264V258H263V252H264V209H263V210L261 209V210H259ZM9 213H10V212H9ZM43 213H44V212H43ZM48 213H49V212H48ZM50 213H51V212H50ZM52 213H53V211H52ZM52 213H51V215H54V213H53V214H52ZM64 213H65V212H63V215H64ZM79 213H80V212H79ZM101 213H102V212H101ZM145 213H146V212H145ZM145 213H144V214H145ZM214 213H215V212H214ZM214 213H213V214H214ZM218 213H219V212H218ZM218 213H217V214L215 213V214L218 215ZM236 213H237V212H236ZM242 213H243V212H242ZM248 213H249V215H250L251 212H248ZM248 213H246L245 215H247ZM7 214H8V212H7ZM7 214H6V215H7ZM10 214H11V213H10ZM13 214H14V213H13ZM16 214H17V211H16ZM55 214H56V213H55ZM65 214H66V213H65ZM90 214H91V213H90ZM105 214H106V216H107L108 213H105ZM111 214H112V213H111ZM115 214H116V213H115ZM122 214H123V213H122ZM122 214H118V216L115 215L114 217L111 215L112 220H113L112 223L110 222V221H111V217L109 216V214H108V216H109L110 218H107L104 214H101V215H104V216H105V219L107 218L108 220H110V221L108 222V223H110L109 227L104 226L103 228L105 229V227H106V228H108V229H111V232H113V233H114V230L116 231V229H115L116 227H119V226H120V227H122V229H123V228H126L127 226L123 227V225H122V224H123V223H122V220H124V218H122V216H123ZM127 214H128V213H127ZM140 214H141V213H140ZM144 214H143V215H144ZM166 214H167V213H166ZM201 214H202V213H201ZM219 214H220V213H219ZM226 214H227V213H226ZM228 214H229V213H228ZM251 214H252V213H251ZM22 215H23V216H21V217L19 218L17 224L14 225V226H15V227H14L15 232H14V234H12V235H13V239H14V237L17 239V242L15 241L16 239L14 240L15 245H16L18 242H20L21 240L24 239V235H25V238L27 237V234H28V236L30 235V230L28 231V229L30 228L29 225L31 226L32 223H31V221H29V223H28V221H27V217H28L27 215H28V212H27V213L24 212V214H22ZM35 215H36V214H35ZM41 215H42V213H41ZM63 215H60V216L58 215V216L63 220V217H62ZM82 215H83V214H82ZM159 215H160V214H159ZM174 215H176V214H174ZM178 215H179V214H178ZM180 215H181V213H180ZM186 215H187V214H186ZM186 215H185V217H186ZM207 215H208V213H207ZM210 215H209V217L211 218L212 215H211V216H210ZM216 215H215V216H216ZM223 215H224V214H223ZM223 215H222V216H223ZM230 215H231V214H230ZM230 215H229V216H230ZM238 215H239V214H238ZM242 215H243V214H242ZM242 215L240 214L241 217L244 216V215H243V216H242ZM55 216H57V215H55ZM64 216H65V215H64ZM66 216H67V215H66ZM120 216H121V217H120ZM134 216H135V215H134ZM140 216H141V215H140ZM144 216H145V215H144ZM191 216H190V217H191ZM213 216H214V215H213ZM226 216H227V215H226ZM229 216H228V217H229ZM252 216H253V215H252ZM36 217H37V216H36ZM39 217H40V216H39ZM46 217H47V216H46ZM53 217H54V216H53ZM53 217H52V218H53ZM59 217H58V218H59ZM129 217H130V216H129ZM129 217H128V218H129ZM131 217H132V216H131ZM142 217H143V216H142ZM149 217H151V216H149ZM167 217H169V216H167ZM172 217H174V216H172ZM178 217H179V216H178ZM188 217H189V216H188ZM190 217H189V219H190ZM193 217H192V218H193ZM209 217H208V223H209V220H211V219L213 218V217H212L211 219H209ZM237 217H238V216H237ZM241 217H239V218H241ZM244 217H247V216H244ZM254 217H255V216H254ZM40 218H41V217H40ZM40 218H38L39 220H38V219H36V220L40 221V220H41ZM50 218H51V217H50ZM56 218H57V217H56ZM56 218H55V219H56ZM58 218H57V219H58ZM60 218H59V219H60ZM68 218H69V217H68ZM71 218H72V217H71ZM74 218H75V217H74ZM89 218H90V217H89ZM89 218H88V220H89ZM93 218H94V217H93ZM119 218H120V219H119ZM125 218H126V217H125ZM145 218H146V216H145ZM160 218H162V217H160ZM174 218H175V217H174ZM199 218H200V217H199ZM216 218H217V216L215 217V219H216ZM223 218H224V217H223ZM226 218H227V217H226ZM6 219H7V218H6ZM53 219H54V218H53ZM78 219H79V218H78ZM105 219H104V220H105ZM107 219H106L105 221H107ZM187 219H188V218H187ZM187 219L185 218V221H186ZM205 219H206V221H207V217H206V216H205ZM205 219H204V220H205ZM219 219H220V218H219ZM221 219H222V218H221ZM227 219H228V218H227ZM232 219H233V218H232ZM247 219H248V218H246V220H247ZM30 220H32V219H30ZM34 220H35V219H34ZM34 220H33V221H34ZM48 220H49V219H48ZM65 220H66V219H65ZM127 220H128V219H127ZM127 220L123 221L124 224H127V223H125ZM157 220H158V219H157ZM162 220H163V219H162ZM162 220H161V221H162ZM181 220H182V219H180V221H181ZM199 220L202 221L203 219H202V220L199 219ZM212 220L215 221L214 218H213ZM212 220H211V221H212ZM223 220L225 221V219H223ZM223 220H222V221H223ZM230 220H231V219H230ZM237 220H238V219H237ZM244 220H245V219H244ZM10 221H11V220H10ZM10 221H9V223H10ZM38 221H37V222H38ZM41 221H42V220H41ZM41 221H40V222H41ZM57 221H58V220H57ZM57 221H55V225H56V222H57ZM90 221H91V220H90ZM92 221H93V220H92ZM161 221H160V223H161ZM176 221H177V219H176ZM200 221H199V222H200ZM211 221H210V223H211ZM213 221H212V222H213ZM224 221H223V222H224ZM226 221H227V220H226ZM240 221H241V220H238V222H240ZM242 221H243V220H242ZM248 221H249V219H248ZM248 221H247V223H248ZM34 222H35V221H34ZM34 222H33V225H35ZM93 222H94V221H93ZM96 222H97V221H96ZM138 222H139V221H138ZM156 222H157V221H156ZM156 222H155V223H156ZM190 222L188 221L187 224L190 223ZM204 222H205V221H204ZM218 222H219V220H218ZM243 222H244V221H243ZM5 223H6V222H5ZM30 223H31V224H30ZM50 223H52V224L54 225V220H53V222H50ZM57 223L59 224V223H60V220H59V222H57ZM65 223H66V221H65ZM140 223H141V221H140ZM140 223H139V224H140ZM144 223H145V222H144ZM144 223H143V224H144ZM155 223H154V224H155ZM163 223H164V222H163ZM191 223H190V225H191ZM208 223H207V225H208ZM216 223H217V220H216ZM224 223H225V222H224ZM224 223H222V225H224ZM227 223L230 224L229 221H228ZM227 223H226V224H227ZM247 223H246V224H247ZM6 224H8V222H7ZM11 224H12V223H11ZM11 224H10V225H11ZM38 224L41 225V223H39V222H38ZM81 224H82V223H81ZM84 224H85V223H84ZM88 224H89V223H88ZM94 224H95V223H94ZM106 224H107V223H104L103 225H106ZM128 224H129V221H128ZM128 224H127V225H128ZM148 224H149V223H148ZM151 224H152V223H151ZM183 224H185V225H183ZM195 224H196V223H195ZM198 224H199V223H198ZM204 224H206V222H205ZM214 224H215V222L211 224V225L213 226L212 228H211V226H210V224H209V226H210L209 228H210L211 230L214 228ZM220 224H221V223H220ZM231 224H233V223H231ZM236 224H237V223H236ZM236 224H235V225H236ZM10 225L8 224L9 227H10ZM33 225H32V226H33ZM59 225H61V224H59ZM92 225H93V224H92ZM92 225L89 224V226H92ZM95 225H96V224H95ZM97 225H99V224H97ZM97 225H96V227H97ZM103 225L101 224V226H103ZM107 225H108V224H107ZM140 225H142V224H140ZM179 225H180V224H179ZM182 225H183V226H187L186 223H184V222L182 223ZM201 225L203 226V222H202ZM217 225H218V224H216V227H217ZM233 225H234V224H233ZM233 225H231L230 227H232ZM235 225H234V226H235ZM238 225H242V223H241V224L238 223ZM243 225H244V224H243ZM38 226H39V225H38ZM41 226H42V225H41ZM41 226H40V227H41ZM48 226L50 227L51 225H48ZM48 226H47V228H48ZM63 226H64V225H63ZM76 226H78V224H77ZM101 226H99V227L101 228ZM110 226L113 227L114 230H113ZM153 226H154V225H153ZM156 226H159V225H156ZM195 226H196V225H195ZM195 226L193 225V228H194ZM197 226H198V225H197ZM199 226H200V224H199ZM218 226H219V225H218ZM228 226H229V225H228ZM245 226H247V225H245ZM245 226H244V228H245ZM28 227H29V228H28ZM51 227H52V226H51ZM51 227H50V228H51ZM55 227H56V226H55ZM58 227H59V226H57V228H58ZM60 227H61V226H60ZM79 227H80V226H79ZM96 227H94V225H93V228H94V229H95ZM114 227H115V228H114ZM147 227H148V226H147ZM154 227H155V226H154ZM191 227H192V226H191ZM204 227L206 228L207 226H204ZM204 227H203V228H202V227H199V228L197 227V229H200V228H201L202 230H204ZM221 227H223V226H220V230L224 229V228H221ZM225 227H226V226H225ZM12 228H13V226H11V228H9V229H10V232H11ZM32 228H33V227H31V229H32ZM35 228H38V227H36V225H35ZM41 228H44V225H43ZM41 228H40V229L38 228V229H39V230H42ZM80 228H81V227H80ZM93 228H92V229H93ZM158 228H159V227H158ZM182 228H183V227H182ZM188 228H190V227H188ZM193 228L190 229V232H189L188 236L191 235V232H192ZM207 228H208V227H207ZM234 228H235V227H234ZM234 228H233V229H234ZM238 228H239V227H238ZM9 229H8V230H9ZM45 229H46V228H45ZM45 229H44V230H45ZM86 229H87V228H86ZM92 229H91V230H92ZM94 229H93V231H94ZM108 229H105V230H108ZM130 229H131V228H130ZM150 229H152V227H151ZM165 229H166V228H165ZM165 229H164V230H165ZM183 229H184V228H183ZM194 229H195V230L193 231V234H192V236H191V237H193V238H194V235H195L194 232H198L197 235H198L199 232H200V230H197L196 228H194ZM217 229H218V228H217ZM225 229H226V228H225ZM227 229H228V228H227ZM235 229H236V228H235ZM34 230H37V229H34V228H33V231H34ZM44 230H43V231H44ZM96 230H97V228H96ZM100 230H101V229H99V231H100ZM105 230H104V231H105ZM112 230H113V231H112ZM124 230H125V229H124ZM154 230H155V229H154ZM174 230H176V229H174ZM184 230H185V229H184ZM206 230H207V229H206ZM218 230H219V229H218ZM230 230H231V229H230ZM237 230H238V229H237ZM241 230H242V229H241ZM45 231H46V230H45ZM47 231H48V230H47ZM47 231H46V232H47ZM49 231H51V232H47V233L50 234V235H51V233L54 232V231H52V230H49ZM56 231H57L58 234H60V233L58 232V231H60V230L56 229V230H55V233H56ZM69 231H70V230H69ZM93 231H91L92 234H93ZM99 231H98V232H99ZM104 231H103V232L101 231L100 234L103 233V235H104ZM118 231H120V233L122 232V230H120L119 228H118L117 232H118ZM155 231H156V230H155ZM169 231H172V230L169 229ZM169 231H168V232H169ZM216 231H217V230L215 229L214 232H216ZM222 231H223V230H222ZM228 231H229V230H228ZM231 231H232V230H231ZM231 231H230V232H231ZM28 232H29V233H28ZM31 232H32V231H31ZM46 232H45V235H48V234H46ZM84 232H85V231H84ZM84 232H83V233H84ZM89 232H90V231H89ZM98 232H96V235L98 234ZM111 232H110V230H109L108 233H111ZM117 232H115L116 234H113V236L115 235L114 238H113V239H114L113 242H115V237H116L117 235H119V234H117ZM150 232H151V231H150ZM165 232H166V230H165ZM183 232H184V231H183ZM201 232H202V231H201ZM212 232H213V231H212ZM223 232H224V231H223ZM225 232H227V231H225ZM238 232H239V231H238ZM8 233H9V232H8ZM11 233H12V232H11ZM32 233H33V232H32ZM32 233H31V235H32ZM135 233H136V231H135ZM135 233H134V234H135ZM148 233H149V229H148ZM152 233H154V232H151L150 235H151ZM156 233H157V232H156ZM177 233H178V232H177ZM180 233H181V232H180ZM185 233H186V232H185ZM185 233H184V234H185ZM217 233H221V231H220V232H217ZM231 233H232V232H231ZM234 233H235V232H234ZM0 234H1V233H0ZM33 234H35V233H33ZM43 234H44V233H43ZM43 234H42V235H43ZM58 234H56L55 236L57 237ZM64 234H65V233H64ZM85 234H86V233H85ZM90 234H91V233H90ZM123 234H124V232H123ZM222 234H223V233H222ZM237 234H238V233H237ZM237 234H236V235H237ZM5 235H6V234H5ZM12 235H11V236H12ZM108 235H109V234H108ZM120 235H121V234H120ZM145 235H147V233H146ZM145 235H144V236H145ZM148 235H149V234H148ZM157 235H158V234H157ZM157 235H156V236H157ZM164 235H167V234H164ZM169 235H170V234H169ZM218 235H221V234H218ZM218 235H217V236H218ZM223 235H224V234H223ZM0 236H1V235H0ZM34 236H35V235H34ZM38 236H41V235H38ZM38 236H37V237H38ZM43 236H44V235H43ZM43 236H42V237H43ZM51 236H52V235H51ZM51 236H50V238H51ZM91 236H92V235H91ZM91 236H90V237H91ZM99 236L101 237L102 234L99 235ZM128 236H129V235H128ZM130 236H131V235H130ZM130 236L128 237V241L130 240ZM133 236H134V235H133ZM138 236H139V235H138ZM141 236H143V235H141ZM153 236H154V235H153ZM153 236H152V237H153ZM156 236H154V237H156ZM159 236H161V234H160ZM212 236H214V235H212ZM231 236H232V234H231ZM9 237H10V236H8V239H9ZM32 237H33V235H32ZM42 237H40V239H41ZM45 237H46V236H45ZM45 237H44V238H45ZM47 237H49V236H47ZM47 237H46V240H45V241H49V240H50V239H47ZM56 237L53 236V239H54L55 241H56V239H55ZM90 237H89V238H90ZM146 237H147V236H146ZM146 237H144V238H146ZM173 237H174V236H173ZM184 237H185V236H184ZM184 237H183V238H184ZM195 237H197V236L195 235ZM219 237H220L221 239L223 238L222 236H219ZM225 237H226V234H225ZM237 237H239V236H237ZM237 237H236L235 239H237ZM34 238H36V237H34ZM44 238H43V239H44ZM92 238H93V236H92ZM109 238H110V236H109ZM111 238H112V236H111ZM117 238H120V236H119V237H116V239H117ZM139 238H140V237H139ZM144 238H143V239H144ZM167 238H168V236H167ZM215 238H216V237H215ZM226 238H227V237H226ZM226 238H225V241H226ZM239 238H240V237H239ZM11 239H12V238H11ZM30 239H31V238H30ZM32 239H33V238H32ZM40 239H39V240H40ZM94 239H95V241L97 242V240H96L95 237H94ZM149 239H150V238H149ZM152 239H153V238H152ZM152 239H151V240H152ZM187 239H188V238H187ZM203 239H204V237H203ZM228 239H229V237H228ZM240 239H241V238H240ZM6 240H7V239L4 238V240H3V244H0V264H23L26 260H28V258H27L26 256L28 255V257H29V254L25 255L24 253H26L27 250L31 249L32 246H29V245H28L30 248H29V249L27 248V250L24 249V250L22 251V249H21V251H22L21 253H23L24 257L26 258V259H25L24 257L19 256V255H22V254H19L20 252L18 251V249L21 248L20 246H22V245H20V246L17 248V251L19 252V253L17 254V251H13V250H12L15 246H14L12 249H9V250H8V246H10V245L8 244V242H7ZM27 240H28V239H27ZM34 240H35V239H34ZM51 240H52V239H51ZM54 240H52L53 243H54ZM66 240H67V239H66ZM87 240H88V239H87ZM110 240H111V239H110ZM217 240H218V239H217ZM229 240H230V239H229ZM8 241H9V240H8ZM11 241H13V240H11ZM31 241H32V240L26 241V239H25V242H29V244H30ZM43 241H44V240H43ZM45 241H44V243H42L41 240H40V241H36V242H37L36 245H37V246L39 245L38 242H41L42 245H45ZM52 241H51V242H52ZM57 241H58V238H57ZM62 241H63V240H62ZM93 241H94V240L92 239V241L90 242V244H91ZM95 241H94V242H95ZM111 241H112V240H111ZM222 241H223V240H222ZM222 241H221V242H222ZM230 241H233V240H230ZM25 242H24V243H25ZM36 242H35V243H36ZM51 242H50V243H51ZM59 242H60V241H59ZM81 242H82V241H81ZM81 242H79V243H81ZM85 242H86V241H85ZM88 242H89V241H88ZM94 242H93V245H94ZM146 242H147V241H146ZM148 242H149V240H148ZM174 242H175V243H174ZM174 242H173V243H172V242H170V243H166L165 241H163V240H161V239H158V240H156L155 244H152V245H150V246L148 247V249H149V251L151 252V254H152V253H153V255H159V254H162V255H160V258H159L161 261H159L158 264H167V263H171L172 260L174 261V259H175L174 262L176 263V258L178 259V258L180 257V255H182L181 253H183V252L180 253V251H179V253H180V255L178 254L179 257H176V258H175L176 254H177V252H178V250H179V249H178L179 246L176 244V240H175ZM178 242H179V241H178ZM194 242H196V241H193V244H194ZM234 242H235V241H234ZM0 243H2V241H1ZM35 243L33 242L32 245L35 246ZM46 243H47V242H46ZM53 243H51V244H53ZM150 243H151V242H150ZM181 243H183V242H181ZM185 243H186V242H185ZM185 243H184V244H185ZM188 243H189V242H188ZM196 243H197V242H196ZM222 243H223V246H224V245H225V242H222ZM235 243H236V242H235ZM10 244H11V243H10ZM51 244H50V245H51ZM75 244H76V243H75ZM85 244H86V243H85ZM85 244H84V245H85ZM90 244H89V247H90ZM95 244H96V243H95ZM97 244H98V242H97ZM129 244H130V243H129ZM136 244H137V243H136ZM189 244H190V243H189ZM193 244L191 245L192 247L194 246ZM197 244H198V243H197ZM200 244H201V243H200ZM232 244H233V242H232ZM25 245H27V244H25ZM42 245H39V249H41L40 246H42ZM57 245H58V243H57ZM82 245H83V244H82ZM143 245H145V244H143ZM143 245H142V246H143ZM233 245H234V244H233ZM236 245H237V243H236ZM46 246H47V244H46ZM46 246H44V247H46ZM53 246H56V244H55V245L53 244ZM71 246H72V245H71ZM79 246H80V245H79ZM91 246H92V245H91ZM95 246H97V245H95ZM98 246H99V245H98ZM98 246H97V247H98ZM184 246H186V245H183V247H184ZM188 246H189V249H190V251H191L192 248L190 247V245H188ZM227 246H228V245H227ZM35 247H36V246H35ZM35 247H34V248H35ZM42 247H43V246H42ZM44 247H43V248H44ZM51 247H52V246H50V249H46L45 251H46V252H47V250H48V252H49V250L51 251ZM92 247H94V246H92ZM97 247H96V248H97ZM103 247H104V246H103ZM134 247H135V246H134ZM196 247H197V249H198V246H196ZM213 247H214V246H213ZM233 247H234V246H233ZM22 248H23V247H22ZM34 248H32V249H34ZM46 248H49V247L47 246ZM53 248H54V247H53ZM53 248H52V249H53ZM86 248H87V249H86L85 252H88V251H89L88 249H90V248H88V244H87V247H86ZM94 248H95V247H94ZM94 248H93V251L95 252ZM130 248H131V247H130ZM179 248H180V247H179ZM207 248H208V247H207ZM210 248H211V247H210ZM224 248H225V247H224ZM224 248H223V249H224ZM227 248H228V247H226V249H227ZM32 249H31V252H32ZM44 249H45V248H44ZM75 249H76V248H75ZM82 249H83V247H82ZM109 249H110V248H109ZM128 249H129V248H128ZM143 249H144V248H143ZM161 249L163 250L162 252H161ZM184 249H185V248H184ZM186 249H187V248H186ZM186 249H185V250H186ZM195 249H196V248H195ZM195 249L193 248L192 252H195V251H196ZM14 250H15V249H14ZM25 250H26V251H25ZM37 250H38V249H37ZM37 250H36V251H37ZM77 250H78V248H77ZM77 250L75 251L76 253H77ZM84 250H85V247H84ZM87 250H88V251H87ZM140 250H141V248H140ZM140 250H139V251H140ZM180 250H183V249H182V246H181ZM194 250H195V251H194ZM34 251H35V250H34ZM42 251H44V250L42 249ZM45 251H44V253H45ZM90 251H91V250H90ZM90 251L88 252L89 255H90ZM93 251H92V252H93ZM142 251H143V250H142ZM142 251H140V252H142ZM186 251H188V250H186ZM207 251H208V250H207ZM225 251H226V250H225ZM228 251H229V249H228ZM232 251H234V250H232ZM232 251H231V252H232ZM13 252H16V254H17L15 260H13V258H14V253H13ZM29 252H30V250L28 251V253H29ZM40 252H41V251H40ZM83 252H84V251H83ZM85 252H84V254H82V255L85 256V255H86ZM92 252H91V254H92ZM94 252H93V254H94ZM135 252H136V251H135ZM217 252H218V251H217ZM217 252H216V253H217ZM226 252H227V251H226ZM231 252H228V254L231 253ZM34 253H37V252H34ZM76 253H75V254H76ZM95 253H96V252H95ZM185 253H186V252H185ZM187 253H188V252H187ZM187 253H186V254H187ZM190 253H191V252H190ZM222 253L225 254L223 251H222ZM222 253L219 252V254H222ZM235 253H237L236 250H235ZM48 254H49V253H48ZM77 254H78V253H77ZM93 254H92V255H93ZM136 254H137V253H136ZM140 254H141V253H140ZM209 254H210V253H209ZM232 254H233V253H232ZM40 255H41V254H40ZM92 255H91V256H92ZM142 255H143V254H142ZM147 255H148V254H147ZM153 255H152V258L154 257ZM213 255H214V254H213ZM215 255H216V254H215ZM215 255H214V257L216 258ZM229 255H230V254H229ZM45 256H46V254H45ZM77 256H78V255H77ZM84 256H83V257H84ZM91 256H90V257H91ZM108 256H109V255H108ZM135 256H136V255H135ZM137 256H138V255H137ZM149 256H150V255H148V258H151V257H149ZM185 256H186V255L183 254V257H185ZM195 256H196V255H195ZM222 256H223V255H222ZM230 256H231V255H230ZM236 256H237V254H236ZM241 256H242V255H241ZM43 257H44V256H43ZM80 257H82V256H80ZM83 257H82V258H83ZM138 257H139V256H138ZM146 257H147V256H146ZM188 257H189V256H188ZM202 257H203V256H202ZM218 257H219V256H218ZM223 257H224V256H223ZM226 257H227V254H226ZM242 257H243V256H242ZM23 258H24L25 260H23ZM34 258H36V257H34ZM87 258L90 259L88 256H87ZM92 258H94V257L92 256ZM92 258H91V259H92ZM185 258H186V257H185ZM185 258H184V259H185ZM211 258H213V257H211ZM211 258H210V259H211ZM221 258H222V257H221ZM232 258H233V257H232ZM232 258H231V259H232ZM243 258H244V257H243ZM243 258H242V259L240 258V259L243 260ZM5 259H6V260H5ZM30 259H31V255H30L29 260H30ZM85 259H86V258H84L83 260L85 261ZM88 259H87V261H88ZM137 259H139V258H137ZM143 259H144V258H143ZM179 259H180V258H179ZM181 259H182V258H181ZM184 259H183V261H184ZM208 259H209V258H208ZM213 259H214V258H213ZM224 259H225V258H224ZM226 259H227L228 261L230 260L229 258H226ZM35 260H36V259H35ZM152 260H153V259H152ZM157 260H158V259H157ZM157 260L155 261V262H156L155 264H157ZM217 260H218V259H217ZM219 260H221V259H219ZM222 260H223V259H222ZM227 260H226V261H227ZM234 260H235V259H234ZM238 260H239V259H238ZM244 260H246V258H245ZM23 261H24V262H23ZM33 261H34V260H33ZM89 261H90V260H89ZM89 261H88V263L90 264L91 262H89ZM93 261H94V259L92 260V263H93ZM135 261H136V260H135ZM179 261H182V260H179ZM214 261H215V260H214ZM214 261H212V263H213ZM223 261H224V260H223ZM223 261H219V262L222 263ZM248 261H250V260H248ZM252 261H250V262H252ZM261 261H262V262H261ZM26 262H27V261H26ZM26 262H25V263H26ZM37 262H38V261H37ZM46 262H47V261H46ZM80 262H81L80 264H82V261H80ZM138 262H139V261H138ZM143 262H144V261H143ZM143 262H140V263L142 264ZM146 262H149V261L147 260ZM174 262H172V263H174ZM186 262H187V261H186ZM208 262H211V260H209ZM215 262H217V261H215ZM224 262H225V261H224ZM224 262H223V263H224ZM232 262H233V261H232ZM242 262H243V261H242ZM244 262H245V261H244ZM25 263H24V264H25ZM74 263H75V262H74ZM78 263H79V261H78ZM78 263H77V264H78ZM105 263H106V262H105ZM105 263H104V264H105ZM172 263H171V264H172ZM175 263H174V264H175ZM177 263H179L178 260H177ZM183 263H185V262H183ZM217 263H218V262H217ZM217 263H215V264H217ZM228 263L230 264V263H231V260H230ZM228 263L226 262V263H224V264H228ZM233 263H235V262H233ZM233 263H231V264H233ZM28 264H29V261H28ZM30 264H31V263H30ZM84 264H85V263H84ZM86 264H87V263H86ZM102 264H103V263H102ZM147 264H148V263H147ZM149 264H150V262H149ZM180 264H182V263L180 262ZM185 264H186V263H185ZM235 264H237V263H235ZM243 264H244V263H243ZM251 264H252V263H251ZM254 264H255V262H254ZM263 264H264V263H263Z\"/></svg>", "mask_w": 264, "mask_h": 264}]
</instances>
